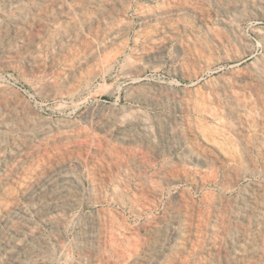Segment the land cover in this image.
I'll return each instance as SVG.
<instances>
[{"label":"rangeland","instance_id":"rangeland-1","mask_svg":"<svg viewBox=\"0 0 264 264\" xmlns=\"http://www.w3.org/2000/svg\"><path fill=\"white\" fill-rule=\"evenodd\" d=\"M3 1L2 3L0 2V22H2L0 24L1 28H0V109L3 111L1 112L0 110V118L4 119V122L1 120L0 121V153L2 152V154H0V203L2 205V208H0V230H2L0 232V264H114L116 262V264H135V262L137 264H185L184 262H186V264H193L196 262H200V264H214V263H218V264H264V156L262 154H264V0H202V2H200L201 0H189L190 5H192L191 7L188 6V0H47L48 3L45 0H1ZM19 1V2H17ZM28 1V2H27ZM32 1V2H31ZM51 1L53 3H51ZM68 3H67V2ZM72 1V2H71ZM91 1V2H90ZM99 1V2H98ZM103 1V2H102ZM119 1V2H118ZM139 3H138V2ZM178 1V2H177ZM218 1V2H217ZM229 1V2H228ZM232 3H231V2ZM257 1V2H256ZM6 2V3H5ZM15 2V3H14ZM46 2L47 4L45 5ZM101 2V3H100ZM110 7H108L106 5ZM117 2V3H116ZM124 2V3H123ZM158 2V3H157ZM172 2V4H171ZM183 2H185L183 4ZM208 4H206V3ZM213 2V3H212ZM221 2V3H219ZM226 2L228 3V6L225 5ZM237 2V3H235ZM243 2V3H242ZM246 2V3H244ZM5 3V4H4ZM20 3V4H19ZM25 3V4H24ZM41 3V4H40ZM55 6V8L51 5ZM58 3V4H56ZM76 3V4H75ZM84 5H83V4ZM109 3V4H108ZM119 3V4H118ZM142 3V4H141ZM147 3V4H146ZM153 3L155 5H153ZM162 3V4H161ZM174 3V4H173ZM260 3V5H259ZM2 4V5H1ZM36 6H34V5ZM38 4V5H37ZM40 4V6H39ZM45 6H42V5ZM50 4V5H49ZM70 4V6H68ZM82 6H81V5ZM86 4V5H85ZM100 4V6H99ZM140 4V5H139ZM199 4V6H197ZM230 4V6H229ZM47 5H49V7H47ZM65 5V6H64ZM130 5V6H129ZM147 5V6H146ZM159 5V6H158ZM182 5V7H180ZM187 5V6H186ZM195 5V6H194ZM216 5V6H214ZM217 5L219 7H217ZM258 5V6H257ZM15 6V7H14ZM17 6V7H16ZM21 6V7H20ZM32 6V7H31ZM54 8V10L51 9ZM59 9H57L56 8ZM60 6V7H59ZM64 6V7H63ZM79 6V7H77ZM85 6V7H84ZM90 6V7H89ZM93 6V8H92ZM113 8H112V7ZM127 6V7H126ZM167 8H166V7ZM225 6V10L223 9V7ZM235 6V8H234ZM246 6V7H245ZM10 7V8H9ZM12 7V8H11ZM42 9H40V8ZM73 7V8H72ZM100 7V8H99ZM117 7V8H115ZM120 7H122L120 9ZM131 7V8H130ZM139 7V8H137ZM142 7V8H141ZM145 7V8H144ZM173 7V8H172ZM176 7H178L176 9ZM189 7V8H188ZM194 9H193V8ZM200 7V9H199ZM232 7V8H231ZM244 7V8H243ZM253 7V8H252ZM257 7L259 9H257ZM5 8V9H4ZM9 8V9H7ZM26 8V9H25ZM30 8V9H28ZM37 8V10H36ZM65 8V10H64ZM71 8V9H70ZM76 8V9H75ZM78 8V9H77ZM99 8V9H98ZM102 8H106L104 10H102ZM112 8V9H111ZM126 8V9H124ZM130 8V9H129ZM164 8V9H163ZM166 8V9H165ZM7 9V10H6ZM23 9V10H22ZM32 9V10H31ZM48 9H50L48 11ZM97 9V10H96ZM117 9V10H116ZM139 9V10H138ZM142 9V10H141ZM146 9V10H145ZM149 9V10H148ZM155 9V10H154ZM169 9V11L167 10ZM179 15H176V12ZM179 9V10H178ZM180 9L182 11H180ZM187 9H189V12L191 11V13H187ZM223 9V10H221ZM230 9V10H229ZM263 9V10H261ZM4 10V11H3ZM31 10V11H30ZM46 10V11H45ZM74 10V11H73ZM82 10V11H80ZM90 10V11H89ZM95 10V11H93ZM114 10V11H112ZM134 10H137L136 12H134ZM141 10V11H140ZM151 10V11H150ZM167 10V11H166ZM173 10V11H172ZM193 10V11H192ZM195 10H199L198 13ZM249 10V11H248ZM17 11V12H16ZM22 11V12H21ZM35 11V12H34ZM53 11V12H52ZM62 11V12H61ZM69 11V12H68ZM101 11V12H100ZM104 11V12H103ZM116 11V12H115ZM121 11V12H120ZM128 11V12H127ZM148 11V12H147ZM238 13H237V12ZM249 14H248V12ZM21 12V13H20ZM45 12V13H44ZM66 12V13H65ZM68 12V13H67ZM76 12V13H75ZM82 12V13H81ZM96 12V13H95ZM101 14H100V13ZM118 12V13H117ZM122 14H120V13ZM142 12V14H141ZM155 12V13H154ZM175 12V13H173ZM194 12H196L194 14ZM200 12V13H199ZM206 12V14H205ZM213 12V13H212ZM244 12V13H243ZM17 13V14H16ZM27 13L29 15H27ZM39 13V14H38ZM43 13V15H42ZM76 15H75V14ZM86 13V14H85ZM89 13V14H88ZM91 13V14H90ZM107 13V15H106ZM115 13V14H114ZM128 13V14H127ZM137 13V14H136ZM139 13V14H138ZM146 13V14H145ZM183 13V14H182ZM208 13V14H207ZM215 13V15H214ZM231 13V14H230ZM233 13V14H232ZM262 13V15L260 16V14ZM7 14H11V15H7ZM23 14H26L23 16ZM37 14V15H36ZM42 16H41V15ZM48 14V15H47ZM51 14V15H50ZM61 14V16H60ZM85 14V15H84ZM97 18H94V16ZM98 14V15H97ZM109 14V15H108ZM118 14V16H117ZM155 14V15H152ZM162 18H160L161 16ZM182 14V15H181ZM199 14V15H197ZM220 14V15H219ZM223 14V15H222ZM14 15V16H13ZM17 15V16H16ZM21 15V16H20ZM39 15V16H38ZM46 15V16H45ZM78 15V16H77ZM85 17H84V16ZM90 15V17H89ZM123 17H122V16ZM126 15V16H125ZM159 15V16H158ZM170 15V16H169ZM213 15V16H212ZM232 15V16H231ZM236 15V16H234ZM241 15V16H240ZM4 16V17H3ZM9 16V17H8ZM23 16V17H22ZM33 16V17H31ZM38 16V17H37ZM59 16V17H58ZM67 16V18L65 17ZM76 16V19H75ZM90 19L87 20V17ZM91 16L93 17L91 19ZM100 16V17H99ZM110 16V17H109ZM113 16V17H112ZM129 16V17H128ZM151 16V18H150ZM156 16V17H155ZM175 16V17H174ZM180 16V17H179ZM193 16V17H192ZM196 16V17H195ZM207 16V17H206ZM244 17L240 19V17ZM254 16V17H253ZM11 17V18H10ZM13 17V18H12ZM27 17V18H25ZM37 17V19H36ZM42 17V18H41ZM52 19H49V18ZM66 19H64V18ZM70 17V18H69ZM109 17V18H108ZM122 17V18H119ZM126 17V18H124ZM146 17L148 18V20H150V22L146 19ZM160 19H164V20H160ZM173 17V18H172ZM191 17V19H190ZM195 17V18H194ZM206 17V18H205ZM216 17V18H214ZM261 17V18H260ZM3 18V19H2ZM8 18V19H7ZM23 18V19H22ZM31 18V21H30ZM34 18V19H32ZM39 18V19H38ZM48 18V19H47ZM62 18V19H60ZM108 18V19H107ZM111 18V20H110ZM119 18V19H118ZM141 18V19H140ZM143 18V19H142ZM155 18V20H154ZM168 18V19H167ZM184 18V19H183ZM194 18V19H192ZM214 18V19H212ZM223 18V19H222ZM14 19V20H13ZM22 19V20H20ZM29 19V20H28ZM44 19V20H43ZM55 19V20H54ZM71 19V20H70ZM80 21H79V20ZM83 19H85L86 21H84ZM95 19V20H94ZM115 19H117V21H121V23L117 22ZM128 19V20H127ZM132 19V20H131ZM160 21H159V20ZM171 19V20H170ZM183 19V20H182ZM189 19V20H188ZM198 19V21H197ZM204 19V20H203ZM216 19V20H215ZM222 19V20H221ZM234 21H233V20ZM243 19V20H242ZM24 20V21H23ZM28 20V23L27 21ZM47 20V22H45ZM52 20V21H51ZM99 20V21H98ZM101 20V21H100ZM104 23H103V21ZM123 20V21H122ZM143 20V22L141 21ZM146 20V21H145ZM156 20H158L156 22ZM166 20V21H165ZM220 20V21H218ZM232 20V21H231ZM240 20V21H239ZM246 20V21H245ZM11 21V22H10ZM42 21V22H40ZM75 21V22H74ZM85 23H84V22ZM129 21V22H128ZM194 21V22H193ZM196 21V22H195ZM212 21V22H211ZM238 21V22H237ZM18 22V23H17ZM31 22V23H30ZM36 22V23H34ZM39 22V23H38ZM53 22V23H52ZM72 22V23H71ZM77 22L80 26H77ZM82 22V23H81ZM89 22V23H88ZM91 22V24H90ZM93 22V23H92ZM108 22V23H107ZM110 22V24H109ZM117 22L118 25H115ZM139 22V23H138ZM161 22V23H160ZM181 22V23H180ZM215 24H214V23ZM220 22V23H219ZM233 22V23H232ZM4 23V25H3ZM52 23V24H50ZM62 23V24H61ZM64 23V24H63ZM74 23V24H73ZM125 23V24H123ZM127 23H130L129 25ZM146 23V26H145ZM151 23V24H150ZM157 25V27H154V24ZM164 23V24H163ZM171 23V24H170ZM179 23V24H178ZM183 23V24H182ZM187 23V24H186ZM194 23V24H193ZM199 23V24H198ZM223 23V24H222ZM11 26H10V25ZM15 24V25H14ZM32 24V25H31ZM45 26H44V25ZM59 24V25H57ZM89 24V26L87 25ZM95 24V25H94ZM106 24V25H103ZM115 26H114V25ZM177 24V25H176ZM182 24V25H181ZM205 24L207 26H205ZM221 24V25H220ZM227 26H226V25ZM231 24V26L229 25ZM234 24H237L234 25ZM242 26H241V25ZM8 25V26H7ZM60 26L59 28L56 27ZM91 25V26H90ZM111 25V26H110ZM133 25V26H132ZM140 25V27H139ZM143 25V26H142ZM153 25V28H152ZM170 25V28H169ZM197 25V26H196ZM204 25V26H203ZM214 25V26H212ZM219 25V26H218ZM229 25V26H228ZM16 26V27H15ZM21 26V27H19ZM38 26V27H37ZM54 28H52V27ZM64 26V27H63ZM86 26V27H83ZM88 26V27H87ZM109 27L108 29H106V27ZM124 26V27H123ZM126 26V27H125ZM129 29H128V27ZM162 26V27H161ZM164 26V27H163ZM173 26V27H172ZM201 26V27H200ZM210 26V27H208ZM217 26V27H216ZM234 26H236L234 28ZM241 27L240 30L238 27ZM5 27V30H4ZM18 27V28H17ZM80 27L81 30H80ZM91 27V28H90ZM94 27V28H93ZM98 27V28H97ZM100 27V28H99ZM103 27V28H102ZM121 27V29H120ZM147 27V31L145 28ZM167 27V29H166ZM177 27V28H176ZM186 27V28H185ZM196 27V28H195ZM207 27V28H205ZM219 27V28H218ZM221 27V28H220ZM16 28V29H15ZM27 28V29H26ZM37 28V29H36ZM42 28V29H41ZM52 30H50V29ZM68 28V29H66ZM73 28V29H72ZM84 28L86 29L84 31ZM114 28V29H113ZM118 28V29H117ZM124 28V29H123ZM126 28V29H125ZM184 32H182L183 30ZM195 28V29H194ZM198 28V29H197ZM216 28V29H215ZM217 28L219 30H217ZM13 29V31H12ZM20 29V30H19ZM22 29V30H21ZM24 29V30H23ZM26 29V30H25ZM56 29V30H55ZM64 30L62 31L63 34H67L65 36H62L61 33L59 32L60 30ZM77 31H76V30ZM101 29V31H100ZM110 29V30H109ZM129 32H127L128 30ZM138 29H140L138 31ZM144 29V30H143ZM178 29V30H177ZM189 29V30H188ZM197 29V30H196ZM209 29V31H208ZM211 29V30H210ZM254 31H252V30ZM257 29V31H256ZM18 30V31H16ZM31 30L33 32H31ZM37 30V31H36ZM40 32H39V31ZM46 30V32H45ZM59 30V31H57ZM69 30V31H68ZM72 30V32L70 31ZM80 30V31H79ZM95 30V31H94ZM107 30V31H106ZM109 30V31H108ZM117 30V31H116ZM119 30V31H118ZM160 30V31H159ZM175 30V31H174ZM182 30V31H181ZM236 30H239L236 31ZM260 30V31H258ZM262 30V32H261ZM2 31V32H1ZM45 33H44V32ZM67 33H66V32ZM76 31V32H75ZM104 31V32H103ZM108 33H106V32ZM124 31V32H123ZM126 31V32H125ZM135 31V32H134ZM142 31V32H141ZM190 31V32H188ZM204 31V32H203ZM207 31V32H206ZM211 31V33H210ZM219 31V32H218ZM8 32V33H6ZM25 32V33H24ZM49 32V34H48ZM57 32L60 33L57 35ZM79 34H78V33ZM81 32V33H80ZM98 32V33H96ZM101 32V33H99ZM141 32V33H140ZM154 32V33H153ZM159 34H158V33ZM162 32V33H161ZM172 32V33H171ZM182 32V33H181ZM227 32V33H226ZM5 33V34H3ZM34 33V34H32ZM36 33V35H35ZM47 33V34H46ZM56 33V34H55ZM116 33V34H115ZM124 33L126 34L124 35ZM171 33V34H170ZM190 33V34H189ZM202 33L204 35H202ZM208 33V34H207ZM221 33V35H220ZM234 34V36L232 34ZM244 33V34H243ZM9 34V35H8ZM30 34V35H27ZM43 34V35H42ZM46 34V36H45ZM77 34V35H76ZM85 34V35H84ZM134 34V35H133ZM157 34V35H154ZM161 34V35H160ZM163 34V35H162ZM164 34L165 37H164ZM170 34V35H169ZM182 34V35H181ZM188 34V35H187ZM194 36H193V35ZM197 34V35H196ZM226 34V35H225ZM263 34V35H262ZM12 35V36H11ZM19 35V36H17ZM60 35L62 37H60ZM87 35V37H86ZM89 35L91 37H89ZM95 35V36H94ZM109 35V36H107ZM136 35V36H135ZM139 35V37L137 36ZM169 37H168V36ZM192 35V37H191ZM218 35V36H217ZM223 35V36H222ZM246 35V36H245ZM26 36V37H24ZM34 36V37H33ZM41 36V37H40ZM44 36V37H43ZM82 36V38H81ZM102 36V38L100 37ZM107 36V37H106ZM114 36V37H113ZM124 36V37H123ZM147 36V37H146ZM154 36V37H153ZM161 36V37H160ZM167 36V37H166ZM174 36V37H173ZM190 38L189 41H191L188 44V37ZM4 37V38H2ZM17 39H14V38ZM75 37V38H74ZM96 37V38H94ZM112 37V38H111ZM123 37V38H122ZM131 37V38H130ZM138 37V38H137ZM184 37V39H183ZM196 37V39H195ZM204 37V38H203ZM212 37V38H211ZM215 37V38H214ZM218 37V38H216ZM245 39H243V38ZM20 38V39H19ZM35 38V39H33ZM40 38V40H39ZM60 38V39H59ZM67 38V39H66ZM98 38H100L98 40ZM105 38V40H104ZM108 38V39H107ZM134 38L136 39L133 43ZM149 38V40L147 39ZM152 38V39H151ZM160 38V39H158ZM163 38V39H162ZM168 38V39H167ZM198 38V39H197ZM200 38V40H199ZM206 38V39H205ZM210 38L212 39L210 41ZM214 38V39H213ZM221 38H226L225 41H223ZM25 39V40H24ZM28 39V40H26ZM50 39V40H48ZM72 41H71V40ZM115 41H113V40ZM120 39L122 41H120ZM124 39V40H123ZM132 39V40H131ZM142 39V41H141ZM173 39V40H172ZM187 39V40H186ZM209 39V40H208ZM217 39V40H216ZM221 39V40H220ZM234 39V40H233ZM239 39V40H238ZM242 39V40H241ZM21 42H20V41ZM35 40V41H34ZM44 40V41H43ZM70 40V41H69ZM80 40V41H79ZM95 40V41H94ZM98 40V42L96 41ZM107 40H109V42H106ZM111 40V41H110ZM146 40V41H145ZM148 40V41H147ZM157 40V43L156 41ZM165 40V41H163ZM179 40V43H178ZM182 40V41H181ZM194 40V41H193ZM215 40V41H213ZM220 40V42L218 41ZM237 40V41H235ZM263 40V41H262ZM9 41V42H8ZM13 41H15L13 43ZM37 41V42H36ZM46 41V42H45ZM55 41V42H54ZM62 41V42H60ZM89 43H87V42ZM93 41V42H92ZM104 41V42H103ZM118 41V43H116ZM120 41V43H119ZM140 41V42H138ZM144 41V42H143ZM198 41V42H196ZM204 41V44H203ZM213 41V42H212ZM232 41H234V44L232 43ZM5 42V43H4ZM31 42V43H30ZM46 44H45V43ZM49 42V44L47 45V43ZM52 42V43H50ZM60 42V43H59ZM79 42V45H78ZM84 44L81 47V44ZM114 42V43H113ZM153 42V44H152ZM162 42V43H161ZM195 42L197 44H200L199 46V50L197 49L198 45L195 47L196 50L200 51L203 50L200 55L197 51L194 52V46H195ZM212 42V43H210ZM215 42V43H214ZM236 42H239L236 43ZM243 44H242V43ZM246 42V43H245ZM249 42V43H248ZM2 43V44H1ZM20 43V44H19ZM23 43H26L25 45H23ZM38 43V44H37ZM41 43V44H39ZM67 43V44H66ZM72 45H71V44ZM77 43V44H76ZM103 43V44H102ZM148 43V44H147ZM160 43V44H158ZM165 43V44H164ZM174 43V46H173ZM191 43H194V45H192ZM208 43H210L208 45ZM219 43V44H217ZM5 44V45H4ZM14 44V45H13ZM22 44V45H21ZM29 44V45H28ZM32 44V45H31ZM34 44L36 45L35 48ZM51 44V45H50ZM58 44V45H57ZM65 44V45H64ZM88 44V45H87ZM95 44V45H94ZM101 44V45H100ZM145 44V45H144ZM187 45V48L185 47ZM215 44V45H214ZM231 44V45H229ZM13 48H11V46ZM47 45V46H46ZM53 45V46H52ZM70 45V46H69ZM75 45V46H73ZM94 45V46H93ZM106 45V46H105ZM110 47H109V46ZM154 45V46H153ZM172 45V46H171ZM177 45V46H176ZM185 45V46H184ZM191 45V46H190ZM207 45V46H206ZM212 45V46H211ZM214 45V48H213ZM218 45V47H217ZM245 45V46H244ZM7 46V47H6ZM26 46V47H25ZM31 46V47H30ZM44 46V47H43ZM79 46V47H78ZM96 46V47H95ZM142 46V47H141ZM161 46V48H160ZM179 46V47H178ZM181 46V47H180ZM202 46V47H201ZM226 46V47H225ZM231 46V47H228ZM234 48H233V47ZM16 47V48H15ZM37 47V49H36ZM46 47L48 48H52L50 51L48 48V50L46 49ZM56 47H60L61 50H58L60 48H56ZM64 47V48H63ZM87 47V48H86ZM102 51H100L98 48ZM107 47V48H106ZM128 47V48H127ZM149 47V48H148ZM152 47V50H151ZM171 49H170V48ZM185 47V48H184ZM191 47V48H190ZM216 47V49H215ZM223 47V48H222ZM228 47V49H227ZM248 49H247V48ZM9 50H7V49ZM55 48V49H54ZM73 48V49H72ZM85 48V49H84ZM110 48L111 51H110ZM116 48V49H115ZM157 52L155 53L156 49ZM163 48V49H162ZM202 48V49H201ZM208 48V49H207ZM222 48V50H221ZM236 48V50H235ZM246 48V49H245ZM251 50H250V49ZM40 49V50H38ZM46 49V50H44ZM78 49V50H77ZM92 49V50H91ZM107 51H106V50ZM116 51H115V50ZM127 49V50H125ZM137 49V50H136ZM179 49V50H178ZM231 49H233V52ZM11 50V51H10ZM15 52H14V51ZM18 50V51H17ZM63 50V51H62ZM84 50V51H83ZM94 50V51H93ZM99 50V51H98ZM145 50V51H144ZM170 50V51H168ZM178 50V51H177ZM182 50V53H181ZM188 50V51H187ZM214 50V51H213ZM249 52H247V51ZM20 51V52H19ZM50 51V53H49ZM75 51V53H73ZM90 51V52H89ZM106 51V53H105ZM110 51V52H108ZM114 51V52H113ZM120 51V52H117ZM127 51V52H126ZM130 51V52H129ZM160 51V52H159ZM163 54H162V52ZM177 51V52H176ZM180 51V53H178ZM220 51V52H219ZM241 54H240V52ZM4 52V53H3ZM24 52V53H23ZM27 52V53H26ZM43 52V53H42ZM45 52V54H44ZM70 52V53H69ZM72 52V53H71ZM78 52V53H77ZM83 52V53H82ZM88 52V53H87ZM113 54L116 52L117 55H115L116 57L114 58ZM126 52V53H125ZM133 52V53H132ZM144 52V54H143ZM147 52V53H146ZM150 52V53H149ZM190 52V53H189ZM207 52V53H206ZM209 52V53H208ZM218 52V53H216ZM232 53V54H228V53ZM37 53V54H36ZM40 53V55H39ZM60 53V54H59ZM109 53V54H107ZM124 53V54H123ZM149 53V55H148ZM161 54V56L159 57V55ZM167 53V54H166ZM170 53V54H169ZM176 53V54H175ZM194 53V55H193ZM196 53V54H195ZM206 53V54H205ZM212 53V54H211ZM236 53V55L234 56V54ZM6 54V55H5ZM47 54V55H46ZM56 54V55H55ZM62 54V56H61ZM78 56H77V55ZM83 56H82V55ZM92 54V55H91ZM96 54V55H95ZM106 56H105V55ZM123 54V55H122ZM126 54V55H125ZM130 54V55H129ZM143 54V55H142ZM211 54V55H210ZM220 56H219V55ZM228 54V55H226ZM260 54V55H259ZM2 55V56H1ZM17 55V56H16ZM20 55V56H19ZM30 55V56H29ZM38 55V56H37ZM60 55V56H59ZM65 55V57H63ZM68 55V56H67ZM72 55V57H70ZM75 55V56H74ZM80 55V56H79ZM86 57H85V56ZM108 55H110L108 57ZM113 55V56H112ZM123 57H122V56ZM128 55V56H127ZM140 55V56H138ZM148 55V56H147ZM156 55V56H155ZM184 55V56H183ZM186 55V56H185ZM192 58H188L191 57ZM199 55V56H198ZM207 55V56H205ZM215 55V57H214ZM221 55H223L222 58ZM19 56V57H18ZM23 56V57H22ZM26 56V58H25ZM32 56V57H31ZM35 56V58H33ZM51 57V59L47 58V57ZM56 56V57H55ZM58 56V57H57ZM91 56V58H90ZM104 56V58H103ZM130 56V58H129ZM171 56V57H169ZM182 56V57H181ZM194 56V57H193ZM201 56V57H200ZM209 56V57H208ZM219 56V57H218ZM233 56V57H232ZM238 56V57H237ZM261 58L259 60L258 57ZM9 57V60H7ZM18 57V58H17ZM22 57V58H21ZM41 59H40V58ZM53 57V58H52ZM69 57V58H66ZM98 57V58H97ZM113 57V58H112ZM134 57V58H133ZM137 57V58H135ZM143 57V59H141ZM146 57V58H144ZM148 57V58H147ZM159 57V58H158ZM176 57V58H175ZM178 57V58H177ZM199 57V58H198ZM211 57V58H210ZM242 57V58H241ZM14 58V59H13ZM24 58V59H23ZM30 58V59H29ZM62 58V59H61ZM64 58V59H63ZM83 58V59H82ZM87 58V60H86ZM90 58V59H89ZM108 58V59H107ZM175 58V60H174ZM194 58V59H193ZM208 59V62L207 60ZM212 58L214 60H212ZM224 58H228V59H224ZM235 58V59H234ZM257 58V59H256ZM15 63H13L14 61ZM22 59V60H21ZM29 59V60H28ZM35 59V60H34ZM38 59V60H37ZM55 59V60H54ZM60 59V60H59ZM74 59L76 61H74ZM79 59V60H78ZM85 59V60H84ZM99 59V60H98ZM113 59V60H112ZM129 59V63L127 62V60ZM148 59V60H147ZM162 59V60H161ZM178 59V60H177ZM186 59V60H185ZM204 59V60H203ZM212 60L211 62L209 60ZM263 59V60H262ZM4 60V62H3ZM34 60V61H32ZM53 60V61H52ZM104 60V61H103ZM118 60V61H117ZM126 60V61H125ZM139 62H138V61ZM193 60V61H192ZM203 60V61H202ZM218 60V61H217ZM8 63L6 64L5 63ZM20 61V62H19ZM22 61V62H21ZM45 61V62H44ZM50 61V62H48ZM67 61H69L70 63H68ZM84 61V62H83ZM108 63H105V62ZM113 64H110L111 62ZM133 61V62H132ZM134 61H136L134 63ZM151 61V62H150ZM157 61V62H155ZM162 61V62H161ZM175 61V62H173ZM179 61V62H178ZM181 61V62H180ZM183 61V62H182ZM196 61V62H194ZM199 61V62H198ZM261 61V62H260ZM263 61V63H262ZM26 62V63H25ZM42 62V64H41ZM48 62V63H47ZM62 62V63H61ZM68 64H67V63ZM119 62V63H118ZM124 63L122 65V63ZM133 64H132V63ZM147 62V63H146ZM204 65H203V63ZM207 62V64H206ZM2 63V64H1ZM22 63V64H21ZM37 63V64H36ZM65 63V65H63ZM82 65H81V64ZM94 63V64H93ZM99 65H98V64ZM116 63V64H115ZM128 63V64H127ZM156 63V64H155ZM257 63V64H256ZM262 63V64H261ZM12 64V65H11ZM15 64V65H14ZM19 64V65H18ZM27 64V65H25ZM32 64L36 65V66H32ZM44 64V67H43ZM48 64H50V66H47ZM53 64V66H52ZM87 64L85 67L83 65ZM91 66H90V65ZM93 64V65H92ZM105 64V65H104ZM118 64V65H117ZM120 64V65H119ZM155 64V65H154ZM186 66V67H184ZM209 64V65H208ZM256 64V65H255ZM2 65V66H1ZM14 65V67H13ZM22 65V66H21ZM24 65V67H23ZM31 65V67H30ZM42 66L40 68V66ZM73 65V66H72ZM97 65V66H95ZM104 65V67H103ZM124 68H122V66ZM131 67V69L127 68ZM131 65V66H130ZM133 65V66H132ZM136 65V66H135ZM146 65V66H145ZM162 65V66H161ZM188 65V66H187ZM196 65V66H195ZM199 68H198V66ZM207 65V66H206ZM251 65V66H250ZM255 68H254V66ZM19 66V67H18ZM95 66V67H94ZM109 66H112L109 68ZM126 66V68H125ZM135 66V67H134ZM155 66V67H154ZM192 66V67H191ZM201 66V67H200ZM202 66H204L202 68ZM257 66V67H256ZM16 67V68H15ZM28 67V68H27ZM40 68V69H36V68ZM50 67V68H49ZM59 67V68H58ZM62 67V68H60ZM65 67V68H64ZM69 67V69H68ZM73 67V68H72ZM78 67V69H77ZM84 67V68H82ZM103 67V68H102ZM134 67V69H133ZM143 67V68H142ZM157 67V68H156ZM179 67V68H178ZM197 67V68H196ZM207 67V68H206ZM213 67V68H212ZM232 67V68H231ZM13 68V69H12ZM24 68V69H23ZM45 68V69H44ZM49 68V69H48ZM67 68V69H66ZM80 68V69H79ZM93 68V69H92ZM97 70L95 71L94 70ZM122 68V69H121ZM138 68V69H136ZM176 68V69H175ZM186 68V69H185ZM238 68V69H237ZM254 68V69H253ZM23 70L22 72H20L19 70ZM36 71H34V70ZM74 69V70H73ZM85 71H84V70ZM92 69V70H91ZM142 69V70H141ZM151 69V70H150ZM172 69H175L173 72ZM193 69V71H191ZM197 69V71H195ZM206 69V70H205ZM236 69V70H235ZM244 69V70H243ZM18 70V71H17ZM38 70V71H37ZM41 70V71H40ZM46 70V71H45ZM51 70V71H50ZM78 70V72H77ZM80 70V71H79ZM88 70V71H87ZM107 70V71H106ZM111 70V71H110ZM125 70V71H124ZM127 70V72H126ZM132 70V71H131ZM182 72H181V71ZM190 72H189V71ZM199 70V73H198ZM234 70V71H232ZM242 70V72H241ZM257 70V71H256ZM2 71V72H1ZM17 71V72H16ZM28 71V73H27ZM49 71V72H48ZM58 71V72H56ZM90 71H92L93 73H91ZM100 71V72H99ZM106 71V73L104 72ZM119 71V73H118ZM136 71V72H135ZM147 71V72H146ZM201 71V72H200ZM209 71V72H208ZM230 71V72H227ZM26 72V73H25ZM44 72V73H43ZM67 72V73H66ZM72 72V73H71ZM75 72V73H73ZM98 72V73H97ZM140 72V73H139ZM180 72V73H179ZM240 72V73H238ZM36 73H40L39 76H34L33 74L36 75ZM82 73V75H81ZM91 73V74H90ZM95 73V74H94ZM124 73V74H123ZM131 73V74H130ZM135 73V74H134ZM190 73V74H189ZM228 73V74H227ZM231 76H230V74ZM236 73L238 74V76L236 75ZM248 73V77L245 76ZM251 73V74H250ZM9 74V75H8ZM29 74V75H28ZM71 74L74 76H71ZM108 74V75H107ZM123 74V75H120ZM128 74V75H127ZM130 74V75H129ZM147 74V75H146ZM149 74V75H148ZM186 74L190 75V77L187 75V77L185 76ZM201 74V75H200ZM226 74V75H225ZM261 74V75H260ZM20 75V76H19ZM27 75V76H26ZM33 75V76H32ZM51 75V76H50ZM56 75V76H55ZM58 75V76H57ZM60 75V76H59ZM80 75V76H78ZM89 75V76H88ZM100 75V78H99ZM103 75V76H102ZM105 75V76H104ZM116 75V76H115ZM120 75V76H119ZM141 75V76H140ZM184 75V76H181ZM193 75V76H192ZM224 75V76H223ZM252 75V76H251ZM25 76V77H24ZM47 76V77H46ZM55 76V77H54ZM63 76V77H62ZM69 76V78H68ZM70 76L74 79H70ZM85 76V77H84ZM144 76V77H143ZM148 76V77H147ZM222 76V77H221ZM236 76V77H235ZM3 77V78H1ZM24 77V78H23ZM27 77V78H26ZM49 77V78H48ZM88 77V78H87ZM125 77V78H124ZM135 77V78H134ZM228 77V78H227ZM247 77V78H246ZM30 78V79H28ZM39 78V79H38ZM41 78V80H40ZM48 78V79H47ZM61 80H60V79ZM65 78V79H64ZM82 78V79H81ZM87 78V79H86ZM223 78V79H222ZM226 78V79H225ZM230 78V80H229ZM258 78V79H256ZM38 79V80H37ZM59 79V80H58ZM80 79V81H79ZM86 79V80H85ZM92 79V82H91ZM100 79V80H99ZM125 79V80H124ZM134 79V80H133ZM211 79V81H210ZM242 79V80H241ZM14 80V81H13ZM33 80V81H32ZM55 83H53V81ZM78 80V81H77ZM85 80V82H84ZM133 80V81H132ZM147 80V81H146ZM217 80V81H216ZM220 80V81H219ZM223 80V81H222ZM226 80V81H225ZM233 80V81H232ZM236 80V81H234ZM252 80V81H251ZM263 80V81H262ZM32 81V82H31ZM66 81V82H65ZM106 81V82H105ZM138 81V82H137ZM148 81H150L148 83ZM156 81V82H154ZM169 81V82H168ZM242 81V82H241ZM251 81V83H250ZM259 81V82H258ZM5 82V83H4ZM8 82V83H7ZM12 82V83H11ZM14 82V83H13ZM29 82V83H28ZM44 82V83H43ZM49 82V83H48ZM57 82V83H56ZM74 82V83H73ZM90 82V83H89ZM103 83V84H100ZM224 84H223V83ZM227 82V83H226ZM229 82V83H228ZM233 82V84L230 85V83ZM238 85H235L237 84ZM38 83V85H37ZM47 83V84H46ZM51 83V84H50ZM65 85H64V84ZM74 84V85H69V84ZM82 83V84H81ZM86 83V84H84ZM88 83V84H87ZM106 83V84H105ZM110 86H108L107 85ZM137 83V84H136ZM209 83V84H208ZM222 83V84H220ZM245 83V84H243ZM255 83V84H254ZM49 84V85H48ZM58 84H62L61 86L63 87V89L61 90V87H57ZM81 84V85H80ZM99 84V86H98ZM105 84V86H104ZM131 84H134L133 86ZM150 84V85H149ZM162 84V85H161ZM213 87H212V85ZM216 84V86H215ZM218 84V85H217ZM222 85V88L219 86ZM226 84V85H225ZM228 84V85H227ZM252 84L254 85L253 87ZM260 84V85H258ZM8 85V86H6ZM10 85V86H9ZM48 85V86H47ZM88 85V86H86ZM137 85H140L139 87ZM143 85L145 87H143ZM149 85V86H148ZM155 85V86H154ZM169 85V86H168ZM205 87H204V86ZM209 85V86H207ZM242 85V87H241ZM248 85V86H247ZM56 86V87H55ZM70 86L72 87V89L70 88ZM84 86V89H83ZM95 86V87H94ZM112 86V87H111ZM130 86V88H129ZM150 87L153 86V92H152V88L150 87L149 89L146 87ZM172 86V87H171ZM207 86V88H206ZM244 86V87H243ZM247 86V88H246ZM250 86V87H249ZM34 87V88H33ZM41 87V88H40ZM46 87V88H45ZM49 87V88H48ZM53 87V88H51ZM65 87V88H64ZM67 87V88H66ZM69 87V89H68ZM86 87V88H85ZM100 87V88H99ZM108 89H105L107 88ZM128 87V88H127ZM137 89L135 90L134 89ZM159 87V88H158ZM168 87V88H167ZM176 87V88H175ZM4 88V89H2ZM37 90H36V89ZM48 88V89H47ZM60 88V89H59ZM79 88V89H78ZM92 88V89H89ZM94 88V89H93ZM97 88V89H96ZM103 89L101 91L99 89ZM113 90H112V89ZM128 90H127V89ZM140 90H139V89ZM142 88V89H141ZM149 90V92H146V89ZM157 90H155V89ZM165 88V90H164ZM168 90H167V89ZM171 88V89H170ZM174 88V89H172ZM183 88V89H182ZM197 88H200L198 91ZM229 88V89H228ZM250 88V89H249ZM255 88V89H254ZM263 91H262V89ZM13 89H15L16 91H14ZM18 89V90H17ZM52 89V90H51ZM57 91H54L56 90ZM82 89V90H81ZM105 89V90H104ZM130 89V90H129ZM135 90V91H132ZM170 89V90H169ZM219 89V90H218ZM231 89V92H230ZM235 89V90H233ZM252 89V91H251ZM258 89V90H257ZM3 90V91H2ZM6 90V91H5ZM12 90V91H11ZM40 90V92L38 91ZM44 90V91H43ZM80 90V92H79ZM93 92H91V91ZM95 90V91H94ZM112 92H110V91ZM127 90V91H126ZM139 90V91H138ZM143 90V91H142ZM147 90V91H148ZM183 90V91H182ZM197 90V91H196ZM211 90V91H210ZM229 90V91H228ZM257 90V91H256ZM9 91V92H8ZM18 91L20 92V94H17ZM42 91V92H41ZM47 91V92H45ZM49 91H51V95L50 93H48ZM54 91V92H53ZM65 92V95H63L62 93ZM79 93H76V92ZM90 91V92H88ZM107 91V93H106ZM129 91V92H128ZM161 93H160V92ZM176 91V92H174ZM196 91V92H195ZM214 91V92H213ZM3 92V94H2ZM13 95H11V93ZM39 92V93H38ZM60 92V93H58ZM71 92V93H69ZM75 92V95H72V93ZM96 92V93H95ZM99 92V93H98ZM125 92V93H124ZM141 92V93H140ZM202 92V93H199ZM211 92V93H209ZM218 92V93H217ZM224 92V93H223ZM233 92L237 93L235 95H233ZM241 94H240V93ZM256 92V93H255ZM263 92V93H261ZM10 93V94H9ZM36 93V94H35ZM38 93V94H37ZM42 93H44L42 95ZM48 93V94H47ZM53 93V94H52ZM56 95H55V94ZM58 93V94H57ZM69 93V95H68ZM112 93V94H111ZM131 93V94H130ZM135 93V94H134ZM140 93V94H139ZM152 93V94H151ZM157 93V94H155ZM170 93H173V95H171ZM181 93V94H180ZM195 93V100L193 99L195 96H193ZM227 93V94H226ZM244 93V94H243ZM246 93V94H245ZM250 93V94H249ZM261 93V94H258ZM7 94V95H6ZM61 94V95H60ZM93 94V96H92ZM126 94V95H125ZM129 94V95H128ZM147 94V95H146ZM149 94V95H148ZM168 94V95H167ZM198 94V95H197ZM200 94V95H199ZM218 94V95H217ZM232 94V95H231ZM254 94V95H253ZM3 95V97H2ZM10 95V96H9ZM23 95V98H21ZM54 95V96H53ZM58 95V96H57ZM67 95V96H66ZM82 95V96H81ZM86 95V96H85ZM128 95V96H127ZM146 95V96H144ZM167 95V97H165ZM183 95V96H182ZM192 95V96H191ZM208 95V96H207ZM217 95V96H216ZM220 95V96H219ZM241 95V96H240ZM246 95V96H245ZM249 95V96H248ZM251 95V97H250ZM259 95V97H258ZM26 96V97H24ZM48 96V97H47ZM53 96V97H52ZM57 96V97H56ZM73 96V97H72ZM80 96V97H79ZM91 96V97H90ZM97 96V97H96ZM102 96V97H101ZM169 96V97H168ZM180 96V97H179ZM205 96H207L206 98H204ZM222 96V97H221ZM238 96V98H237ZM262 96V97H261ZM6 97H11V98H6ZM41 97V98H40ZM45 97V98H44ZM51 97V98H50ZM131 99H129V98ZM137 97L139 99H137ZM162 97V98H161ZM173 97V98H172ZM191 97H193L191 99ZM200 97V98H199ZM203 97V99L201 100V98ZM211 97L209 100L208 98ZM241 97L242 100L239 98ZM244 97H250L251 100H247ZM254 97V98H253ZM6 100H5V99ZM19 98V99H18ZM21 98V99H20ZM57 98V99H56ZM66 98V99H65ZM77 98V99H76ZM160 98V99H159ZM186 98V99H185ZM199 98V99H198ZM236 98V99H235ZM13 99V100H12ZM24 99V100H23ZM29 102V103H27ZM28 99V100H27ZM55 99V100H54ZM82 99V100H81ZM90 99V100H89ZM129 99V100H127ZM136 99V100H135ZM141 99V100H140ZM142 99L144 102H142ZM147 99V100H146ZM154 99V100H153ZM169 99V100H168ZM172 99V100H171ZM180 99V100H179ZM218 99H221L220 101ZM234 99V100H233ZM239 99V100H238ZM259 99V100H258ZM18 100V101H16ZM21 100V101H19ZM30 100V101H29ZM76 100V101H74ZM86 100V101H85ZM158 102H157V101ZM165 100V101H164ZM187 100V101H186ZM200 100V101H198ZM203 100H205V102H203ZM207 100V101H206ZM214 100V101H213ZM241 100V101H240ZM246 100V101H245ZM254 100V101H253ZM5 101V102H4ZM60 101V102H59ZM104 101V102H103ZM134 101V102H132ZM137 101V102H136ZM152 101V102H151ZM161 103H160V102ZM182 101V102H181ZM194 101V103H193ZM225 102H228L226 104H223ZM243 101V102H242ZM245 101V102H244ZM248 101V102H247ZM251 103H250V102ZM10 102V103H9ZM18 102V103H17ZM24 102V103H23ZM85 102V103H84ZM87 102V103H86ZM142 102V103H141ZM174 102V103H173ZM185 102H187L186 104H188L189 106H187L185 104ZM200 102V104H199ZM203 102V103H201ZM213 102V103H211ZM220 104L217 105L216 104ZM232 102V103H231ZM241 102V103H240ZM3 103H7L6 105ZM26 103V104H25ZM57 103V104H56ZM70 103V104H69ZM144 103V104H143ZM147 103V104H145ZM155 103V104H154ZM177 103V104H176ZM183 103V104H182ZM198 105H197V104ZM211 103V104H210ZM232 105H231V104ZM239 103V104H238ZM260 103H261V107H260ZM10 104V105H9ZM14 104V105H12ZM23 104V105H22ZM28 104V105H27ZM32 104V105H31ZM174 104V105H173ZM176 104V105H175ZM203 104V105H202ZM231 106H230V105ZM234 104V105H233ZM254 105L252 107V105ZM259 104V105H258ZM12 105V106H11ZM16 105V106H15ZM18 105V106H17ZM22 105V106H20ZM61 105H65V106H61ZM67 105V106H66ZM71 105V106H70ZM77 105V106H76ZM101 105V106H100ZM114 105V106H113ZM127 105V106H125ZM132 105V106H131ZM163 105V106H162ZM165 105V106H164ZM169 105V106H168ZM174 107H173V106ZM187 107H186V106ZM194 105L196 108H193ZM202 107H201V106ZM205 105V106H204ZM242 105V106H241ZM251 105V106H250ZM4 106V107H3ZM9 106V107H7ZM15 108H14V107ZM25 106V107H24ZM27 106H29V108H27ZM30 106L32 107L30 109ZM57 106V107H56ZM61 106V108H59ZM92 106L94 108H92ZM124 106V108H123ZM130 106V107H129ZM192 106V107H191ZM209 106V108H208ZM215 106V107H214ZM221 106V107H220ZM223 106V107H222ZM228 106V107H226ZM231 108H230V107ZM234 106V107H233ZM236 106V107H235ZM244 106V107H243ZM247 106V107H246ZM3 107V109H2ZM11 107V108H10ZM17 107V108H16ZM24 107V108H23ZM35 107V108H34ZM76 107V108H75ZM126 107V108H125ZM133 107V108H132ZM162 107V108H161ZM168 109H167V108ZM170 107V108H169ZM184 107V108H183ZM205 109H204V108ZM212 107V108H210ZM233 107V108H232ZM249 107V109H248ZM259 107V108H257ZM7 108V109H6ZM14 108V110H13ZM108 108H112V109H108ZM120 108V109H119ZM131 108V110H130ZM143 108V109H142ZM166 108V109H165ZM180 108V109H179ZM206 108H208V111L206 110ZM245 108V109H244ZM11 111H10V110ZM21 109L23 111H21ZM27 109H29L27 111ZM35 111H34V110ZM96 109V110H94ZM105 109V111H104ZM107 109V110H106ZM128 110V112L125 113L126 110ZM173 109V110H172ZM187 109H189L187 111ZM205 111L203 112L202 111ZM210 109V110H209ZM222 109V110H221ZM231 109V110H230ZM238 109V110H236ZM253 109V110H252ZM110 110V111H108ZM113 110V111H111ZM116 110H118L116 112ZM134 110V111H133ZM142 113V115L138 112ZM149 110V113H148ZM186 112H185V111ZM197 110V111H196ZM217 110V111H216ZM224 110V111H223ZM249 110V111H248ZM257 112H256V111ZM8 111V112H7ZM21 111V112H20ZM95 111V112H94ZM108 111V113H107ZM122 111V112H121ZM131 111V112H129ZM157 111V112H156ZM164 114H163V112ZM207 111V112H206ZM210 111V112H209ZM216 111V112H215ZM233 111V112H232ZM263 111V113H262ZM12 112V113H11ZM23 112V113H22ZM33 112V113H32ZM85 112V113H84ZM94 112V113H93ZM135 112V113H134ZM147 112V113H146ZM198 112V113H197ZM213 114H212V113ZM220 112V113H218ZM223 112V113H222ZM243 112V113H242ZM246 112V113H244ZM3 113H5L3 116ZM19 113V116L17 115ZM26 113V114H25ZM29 113V114H28ZM37 115H35V114ZM98 113V114H97ZM110 114V116L107 114ZM112 113V114H111ZM117 113V114H116ZM123 113V114H121ZM133 113V114H132ZM154 113V114H153ZM162 113V114H161ZM210 113V114H209ZM228 113V114H227ZM236 113V114H234ZM243 115H242V114ZM248 113V114H247ZM250 113V114H249ZM258 113V114H257ZM262 113V114H261ZM7 114V115H6ZM25 114V115H24ZM28 114V115H27ZM83 114V115H82ZM103 114V115H102ZM126 114V115H124ZM135 114V115H134ZM169 114V115H167ZM202 114V115H201ZM204 114V115H203ZM216 114V115H215ZM219 114V115H218ZM221 114V116H220ZM238 114V115H237ZM247 114V115H246ZM254 114V115H253ZM257 114V115H256ZM16 115V116H15ZM31 117H30V116ZM44 115V116H43ZM48 118H46V116ZM85 115V116H84ZM88 115V116H87ZM90 115V116H89ZM100 115V116H99ZM115 115V116H114ZM121 115V116H120ZM146 115V116H145ZM148 115V116H147ZM153 115V116H152ZM196 115V116H195ZM225 115V116H224ZM235 115V116H234ZM252 115V116H251ZM9 116V117H8ZM26 116V117H25ZM29 116V117H28ZM41 116V117H40ZM102 116V117H101ZM120 116V117H119ZM133 116V118H132ZM151 116V117H150ZM194 116V117H193ZM214 116V118H213ZM216 116V117H215ZM257 116V117H256ZM262 116V117H261ZM16 117V118H15ZM24 119H22V118ZM35 117V118H34ZM58 117V118H57ZM60 117V119H59ZM63 117V119H61ZM70 117V118H69ZM76 117V118H75ZM78 117V118H77ZM97 117V118H96ZM101 117V118H100ZM104 117V118H103ZM107 117V118H106ZM117 117V118H116ZM123 117V118H122ZM127 117V118H126ZM136 117V118H135ZM139 117V118H138ZM144 117V118H143ZM156 117V118H155ZM163 117V118H161ZM165 117V118H164ZM191 117V118H189ZM201 119H199V118ZM222 120H221V118ZM234 117V118H233ZM236 117V118H235ZM250 117V118H248ZM254 117L256 119H254ZM38 118V119H36ZM40 118V119H39ZM46 118L48 121H45L44 119ZM51 118V119H50ZM57 118V119H56ZM90 118V119H89ZM99 118V119H98ZM110 118V119H109ZM112 118H114L115 120H113ZM129 118V119H128ZM204 118V119H203ZM213 118V119H211ZM225 118V119H224ZM239 118V119H238ZM245 118H247L246 120H244ZM11 119V120H9ZM20 119V120H19ZM53 119V120H52ZM59 119V120H58ZM101 119V120H100ZM118 119V120H117ZM126 119V120H125ZM138 119V120H136ZM157 121H156V120ZM160 119V120H159ZM172 121H170V120ZM183 119V120H182ZM185 119V120H184ZM188 119V120H187ZM192 119V120H191ZM199 119V121H198ZM206 119V121H205ZM220 119V120H218ZM228 121L227 122H224ZM227 119V120H226ZM249 119V120H248ZM259 119V120H258ZM16 122H14V121ZM28 120V121H27ZM31 120V121H30ZM33 120V121H32ZM38 120V121H37ZM69 120V121H68ZM70 120L71 123H70ZM78 120V122L76 121ZM90 120V122H89ZM92 120V121H91ZM98 120V121H96ZM131 120V121H130ZM146 120V121H145ZM150 120V121H149ZM167 120V121H166ZM190 120V121H189ZM201 120V122H200ZM213 120V121H212ZM215 120V121H214ZM230 120V121H229ZM242 120V121H241ZM244 120V121H243ZM251 120V121H250ZM25 121V122H24ZM37 121V122H36ZM40 121L45 123H41ZM58 121V122H56ZM62 123H61V122ZM104 121V122H103ZM109 121V122H108ZM120 121V122H119ZM140 121V123H139ZM145 121V122H144ZM159 121V122H158ZM170 121V122H169ZM174 121V122H173ZM179 121V123H178ZM198 123H196V122ZM216 121L219 123L217 124ZM233 123H232V122ZM238 121V122H237ZM241 124H238L240 123ZM2 122V123H1ZM10 122V124L8 125V123ZM23 123L22 125L20 124ZM28 122V123H27ZM32 122H36L35 124ZM85 122V123H83ZM99 122V125L101 124V126L105 127L102 128L101 126L97 125ZM107 122V123H106ZM112 122V123H111ZM124 122V124H123ZM138 122V124H137ZM150 122V123H149ZM158 122V123H157ZM163 122V123H162ZM173 122V123H172ZM190 122V123H189ZM203 122V124H202ZM206 122V123H205ZM209 122V123H207ZM231 122V123H230ZM244 122V123H243ZM247 122V123H246ZM250 122V123H249ZM256 124H255V123ZM6 123V124H5ZM15 123V124H14ZM27 125V127H25V124ZM32 123V124H31ZM38 123V124H37ZM56 124V126L54 127V125ZM59 125H58V124ZM66 123H70L69 125ZM94 123V124H93ZM109 123V124H108ZM126 123V124H125ZM133 124V126H131L130 124ZM154 123V124H153ZM160 123V125H159ZM167 123V124H165ZM175 123V124H174ZM181 123V124H180ZM197 126L195 127V125ZM223 123H225L223 125ZM235 123H237L236 126ZM5 124V125H4ZM18 124V125H17ZM37 124V125H36ZM41 124V125H40ZM45 126H43V125ZM49 126H48V125ZM63 126H61V125ZM72 124L74 126H72ZM82 124V125H81ZM91 124V125H90ZM96 124V125H95ZM106 124V125H105ZM149 124V125H148ZM153 124V126H151ZM158 124V125H157ZM202 124V125H201ZM207 124V125H206ZM214 124V125H213ZM247 124V125H246ZM252 124V125H251ZM262 124V125H261ZM14 127H13V126ZM24 125V126H23ZM31 125V126H30ZM39 125V126H38ZM79 125V126H78ZM94 125V126H93ZM108 125V126H107ZM119 125V126H118ZM121 125V126H120ZM145 125V126H144ZM147 125V128H146ZM166 125L168 127H166ZM175 125V126H174ZM206 125V127H209V129L211 128V130H213L212 132H219L218 134L214 133V135H212L210 132L211 130H207L208 128L204 127ZM210 125V126H209ZM232 125V126H231ZM245 127H243V126ZM256 125V126H255ZM37 128H36V127ZM61 126V127H60ZM77 126V127H76ZM89 126H92L90 128H87ZM117 126V127H116ZM125 126V127H124ZM201 126V127H200ZM203 126V127H202ZM218 126V127H216ZM220 126L223 128H220ZM229 126V127H226ZM235 126V129H234ZM4 127V128H1ZM6 127V128H5ZM19 127V128H18ZM76 127V128H74ZM80 127V128H79ZM111 130L109 131L108 129ZM115 127V128H114ZM122 127V128H121ZM141 127V128H140ZM163 127V128H162ZM177 127V128H176ZM185 127V128H184ZM214 127V129H213ZM232 127V128H231ZM237 127V128H236ZM239 127V128H238ZM251 127V128H249ZM254 127V128H252ZM257 129H256V128ZM259 127H263V128H259ZM11 128V129H10ZM18 128V129H16ZM25 130H24V129ZM48 128V129H47ZM54 128V129H53ZM64 128V129H63ZM74 128V129H73ZM130 128V129H128ZM175 128V129H174ZM197 128V129H195ZM201 128V129H200ZM226 128V129H225ZM230 128V129H229ZM259 128V129H258ZM6 129V130H5ZM14 130V131H10V130ZM21 129V130H20ZM31 131H29V130ZM34 129V130H33ZM36 129V130H35ZM50 129V130H49ZM52 129V130H51ZM61 129H63V132ZM79 130L77 131V130ZM87 129V130H86ZM97 129V130H95ZM105 129V130H104ZM147 129V131L145 130ZM150 129V130H149ZM195 129V130H194ZM200 132L202 131L203 133L197 132V130ZM206 129V131H205ZM218 131H217V130ZM222 129V131L220 130ZM236 129H239L238 132ZM247 130L246 132L243 130ZM254 130L253 132L251 130ZM263 129V132H261ZM2 130V131H1ZM18 130V131H17ZM39 130V131H38ZM41 130V132H40ZM43 130V131H42ZM47 130V131H46ZM66 130V131H64ZM83 130V131H82ZM92 130V131H91ZM99 130V131H98ZM103 130V131H102ZM115 130V131H114ZM121 130V131H120ZM130 130V131H129ZM139 130V131H138ZM163 130V131H162ZM169 130V131H168ZM173 133H172V131ZM185 132H184V131ZM22 131V133H21ZM70 131V132H68ZM76 131V133H75ZM91 131V133L89 132ZM97 131V132H95ZM101 131V132H100ZM127 131V132H126ZM153 133H152V132ZM155 131V134H154ZM169 133H168V132ZM171 131V133H170ZM180 131V132H179ZM234 131V132H232ZM5 132V134H4ZM20 132V133H19ZM28 132V133H27ZM32 132V133H31ZM34 132V133H33ZM47 132V133H46ZM79 132V133H77ZM82 132V133H81ZM88 132V133H86ZM123 132V133H122ZM126 132V133H125ZM129 132V133H128ZM157 132V133H156ZM159 132V133H158ZM177 132V133H176ZM190 132V134H189ZM222 132V133H221ZM239 132L241 133V136L239 139ZM249 132V133H248ZM252 132V133H251ZM8 133V134H7ZM44 133H46V137L43 135ZM52 133V134H51ZM68 136H67V134ZM71 133V134H69ZM94 133V134H93ZM96 133V134H95ZM104 133V134H103ZM109 133V134H108ZM122 133V134H121ZM135 133V135H134ZM139 133V134H138ZM152 133V134H151ZM161 133V134H160ZM188 133V134H187ZM225 133H228V135H226ZM238 133V134H236ZM258 133V134H257ZM3 134V135H1ZM12 134V135H11ZM25 134V135H24ZM33 134V135H32ZM50 136V141L49 140V136ZM78 134V135H77ZM82 134V135H81ZM102 136H101V135ZM107 134V135H106ZM112 134V135H111ZM114 134V135H113ZM125 134V135H124ZM146 134V135H145ZM154 134V135H153ZM164 134V135H163ZM176 134V135H175ZM187 134V138L185 135ZM191 134L193 136H191ZM203 134V135H202ZM210 138H208V136ZM223 134V135H221ZM247 134H249L251 140H249V136L247 137ZM255 134V135H253ZM260 135L259 137L257 135ZM9 135V136H8ZM14 135V138H13ZM23 135V136H22ZM32 138H31V136ZM38 135V136H36ZM52 135H54L52 137ZM60 135V137H59ZM62 135V136H61ZM73 135V136H72ZM76 135V137H74ZM81 135V136H80ZM86 135V136H85ZM111 135V136H110ZM121 135V136H120ZM148 135V137H146ZM159 135V137H158ZM162 137H161V136ZM175 135V137H174ZM189 135V136H188ZM203 137H202V136ZM211 135V136H210ZM233 135V136H231ZM244 135V138L243 136ZM4 136V137H3ZM40 136V137H39ZM44 136V138H43ZM48 136V137H47ZM57 136V138L55 137ZM85 136V137H84ZM89 136V138L87 139V137ZM101 136V137H100ZM128 136V137H126ZM138 136V137H137ZM173 136V137H172ZM182 136V137H181ZM185 136V137H183ZM218 136V137H217ZM228 137L227 138H221V137ZM258 137V140L257 137ZM7 137H9V139L7 140ZM20 137V138H19ZM51 137L53 139H51ZM73 137V138H72ZM104 137V138H103ZM110 137V138H109ZM115 137V138H114ZM137 137V138H136ZM152 137V138H151ZM178 137V138H177ZM181 137V138H180ZM201 137V138H200ZM206 137V139H205ZM213 137V138H212ZM230 137V138H229ZM232 137L233 142H232ZM247 139H246V138ZM253 137V139H252ZM263 137V138H262ZM19 138V139H18ZM31 138V139H30ZM42 138V139H41ZM56 138V139H55ZM59 138V139H58ZM62 138L64 140H62ZM70 138V140L68 139ZM72 138V140H71ZM90 138L92 139V141L90 140ZM95 140H94V139ZM130 138V139H128ZM135 138V139H132ZM145 138V139H144ZM161 138V139H160ZM169 140H168V139ZM202 138L204 140H202ZM218 138H220L218 140ZM237 138V140H236ZM255 138V139H254ZM12 141H11V140ZM18 141H17V140ZM31 142H29L28 141ZM77 141H75V140ZM83 139V140H82ZM86 139V140H84ZM98 139V141H97ZM100 139V140H99ZM107 139V140H106ZM132 139V140H131ZM140 139V140H139ZM151 139V140H150ZM158 139V140H157ZM166 139V140H165ZM171 139V140H170ZM177 139V140H175ZM209 139V140H208ZM217 141H215V140ZM221 139H223V146L221 145ZM227 139V140H226ZM242 139H245L242 141ZM19 140H23V142H19ZM38 140V141H36ZM45 140V141H44ZM47 140V141H46ZM66 140V141H65ZM131 140V141H130ZM134 140V143H133ZM211 140V141H210ZM248 140V141H247ZM36 141V142H33ZM40 141V142H39ZM63 141V142H62ZM65 141V142H64ZM81 141V142H80ZM86 143H85V142ZM91 141V142H90ZM101 141V142H99ZM138 141V142H137ZM142 143H141V142ZM145 141V142H144ZM167 141V142H166ZM174 141V142H172ZM177 141V142H176ZM182 141V142H181ZM205 141V142H204ZM219 141V142H218ZM231 143L229 145V142ZM239 141V142H238ZM242 141V142H241ZM244 141H247V144L244 143ZM259 141V142H258ZM27 142V143H26ZM39 144H38V143ZM75 142V143H74ZM80 142V143H79ZM84 142V143H83ZM113 144H110V143ZM115 142V144H114ZM143 144V146H140V143ZM162 142V143H161ZM176 142L177 145H175L174 143ZM189 142V143H188ZM210 142V143H209ZM215 142V143H214ZM221 142V143H220ZM236 142V143H235ZM250 142V143H248ZM263 142V143H261ZM5 143V144H3ZM29 143V144H28ZM45 143V144H43ZM56 143V144H55ZM60 143V144H59ZM65 143V144H64ZM82 143V144H81ZM96 143V144H95ZM125 143V144H123ZM152 144L149 145L148 144ZM156 143V144H155ZM171 143V144H170ZM196 143V144H195ZM220 143V145L222 147V149L218 148L220 145H218ZM239 143V144H238ZM241 143V144H240ZM7 144V145H6ZM13 144V145H12ZM17 144V145H16ZM22 144V145H21ZM25 144V145H24ZM27 144V145H26ZM33 146H32V145ZM42 144V146H41ZM53 144V145H51ZM55 144V145H54ZM64 144V145H63ZM70 144L71 146L67 145ZM75 144V145H74ZM90 144V145H89ZM107 144V145H106ZM120 144V146L118 145ZM131 144V145H128ZM138 144V145H136ZM157 144H160L159 146H155ZM163 144V145H162ZM183 144V145H181ZM188 144V145H187ZM190 144V145H189ZM192 144V145H191ZM208 144V145H207ZM235 144V145H234ZM258 144V146H257ZM263 146H262V145ZM16 145V146H15ZM35 145V146H34ZM107 147H105V146ZM124 145V146H123ZM127 145V146H125ZM168 145L170 146L169 148ZM214 145V146H212ZM217 147H216V146ZM235 147H234V146ZM252 145V146H251ZM254 145V146H253ZM261 145V147H260ZM20 146V147H19ZM25 146V147H24ZM29 146V147H26ZM31 146V147H30ZM41 146V147H39ZM50 148H49V147ZM55 146V147H54ZM60 146V147H59ZM66 146V147H65ZM69 146V147H67ZM78 146V147H77ZM80 146V149H79ZM90 146V147H89ZM121 147L124 150L121 151V149L118 148ZM139 146V147H138ZM145 146V148H144ZM151 146V150L150 149ZM192 146V148H191ZM233 146V147H232ZM239 146V147H238ZM243 148V150H248V151H243L240 149ZM16 147V148H15ZM19 147V148H18ZM35 147V148H34ZM47 147L49 149H47ZM77 147V148H76ZM99 147V148H97ZM105 147V148H104ZM113 147V148H112ZM127 147V148H125ZM133 148H137L135 153V149L132 150ZM155 147V148H154ZM160 147V148H159ZM173 147V148H172ZM181 147V148H180ZM247 147V148H246ZM251 147V148H250ZM259 147V148H256ZM7 148V149H6ZM18 148V149H17ZM22 148H24L22 150ZM38 148L37 150L34 149ZM93 148V149H92ZM116 148V150H115ZM118 148V149H117ZM147 148V149H146ZM153 148V149H152ZM159 150H158V149ZM162 148V149H161ZM178 148V149H177ZM180 148V149H179ZM185 148V150H184ZM191 148V149H189ZM198 148V149H197ZM208 148V149H207ZM214 148V149H213ZM227 148V150L225 149ZM232 148V149H231ZM237 148V153L235 150V154L233 151ZM239 148V150H238ZM12 149V150H11ZM52 149V150H51ZM55 149V151L53 152V150ZM72 151H71V150ZM92 149V151H91ZM99 149V151H98ZM113 149V150H112ZM146 149V150H145ZM155 149V150H154ZM173 149L175 151H173ZM206 149V150H205ZM256 149V150H255ZM260 151H257V150ZM263 149V150H262ZM4 150V151H3ZM9 150V152H8ZM18 150V151H16ZM58 150V151H56ZM85 150V153H84ZM87 150V151H86ZM115 150V151H114ZM140 150V151H139ZM142 150V151H141ZM144 150V151H143ZM198 152H196V151ZM202 150V151H201ZM217 150V151H216ZM221 150V151H220ZM6 151L8 153L11 152V154L8 155V153H6ZM25 154H24V152ZM29 151V152H28ZM41 151L43 153H41ZM69 151V152H68ZM76 151V152H75ZM89 151V152H88ZM94 151V152H93ZM101 151V152H100ZM109 151V152H108ZM121 151V152H120ZM130 153H128V152ZM151 151V152H150ZM190 151V152H189ZM200 151V152H199ZM209 151V152H208ZM225 153L223 156V153ZM227 151V152H226ZM20 152H22V154H20ZM27 152V153H26ZM39 152V153H38ZM47 152V153H46ZM56 152V153H55ZM72 152V153H70ZM87 152V154H86ZM97 152V153H96ZM106 152V155H105ZM127 152V153H126ZM133 152V153H132ZM148 152V153H147ZM153 152V153H152ZM159 152V153H158ZM161 152V153H160ZM164 152L166 153V155H164ZM169 152V153H168ZM190 153V154H186V153ZM195 152V153H194ZM208 152V153H207ZM221 152V153H220ZM230 152V153H229ZM241 152V153H240ZM249 152V153H247ZM258 152V153H257ZM50 153V154H49ZM53 153V154H52ZM90 153V154H89ZM100 153V154H99ZM121 153V154H120ZM141 153V154H140ZM177 153V154H176ZM183 153V154H181ZM201 153V154H200ZM203 153V154H202ZM213 153V154H212ZM4 154V155H3ZM35 154V155H34ZM48 154L51 156H48ZM56 154V155H55ZM65 154V155H64ZM130 154L132 156H130ZM134 154V155H133ZM149 154V155H148ZM152 154V155H151ZM159 154V158L158 159V155ZM176 154V156H175ZM181 154V155H180ZM196 154V155H195ZM201 157H199L198 156ZM228 154V155H227ZM236 154H238L239 156H237ZM248 154V155H247ZM251 154V155H249ZM258 154V155H257ZM22 155V156H21ZM35 157H34V156ZM59 157H58V156ZM63 155V156H62ZM85 155V156H84ZM90 155V156H89ZM111 155V156H110ZM113 155L115 158H113ZM121 155V156H120ZM137 155V156H135ZM141 157H140V156ZM156 155V156H155ZM179 155V156H178ZM203 155V156H202ZM223 157H222V156ZM230 155V156H229ZM232 155V156H231ZM242 155H244L245 157H243ZM6 156V157H3ZM13 156L15 158H13ZM19 156V157H18ZM41 156H43L41 158ZM46 156L48 158H46ZM75 158H74V157ZM93 156V157H92ZM106 156V157H104ZM109 156V157H107ZM118 156V157H116ZM135 156V157H134ZM167 156V158H166ZM171 156V158H170ZM178 156V157H177ZM182 156V157H181ZM205 156V157H204ZM250 158H249V157ZM2 157V159H1ZM34 157V158H33ZM37 157V158H36ZM148 157V158H147ZM150 157V158H149ZM181 157V159H180ZM185 157V158H184ZM203 157V158H202ZM237 157V158H236ZM259 157V158H258ZM262 157V158H261ZM9 158V159H8ZM18 158V160L16 159ZM26 158L28 160H26ZM42 160H41V159ZM46 158V159H45ZM55 158V159H54ZM102 158V159H101ZM138 158V159H137ZM142 158V159H141ZM146 158V160H145ZM153 158V159H151ZM166 160H165V159ZM192 158V159H191ZM197 158V159H196ZM238 158L240 159L238 162ZM245 158V159H244ZM252 158V159H251ZM254 158V159H253ZM261 158V160H259ZM12 159V160H11ZM32 159V160H30ZM37 159V161H36ZM39 159V160H38ZM45 159V160H44ZM62 162H60V160ZM67 159V160H66ZM86 160V161H82ZM129 159V160H128ZM143 161H141V160ZM152 161H151V160ZM179 159V160H178ZM199 159V160H198ZM210 161H208V160ZM247 159V160H246ZM258 159V160H257ZM4 160V161H3ZM6 160V161H5ZM8 160V161H7ZM23 162H22V161ZM57 160V162H56ZM75 160V161H74ZM80 160V161H79ZM111 160V161H110ZM115 160V161H114ZM133 162H132V161ZM138 160V161H137ZM145 160V161H144ZM174 160V161H172ZM196 160V161H195ZM198 160V161H197ZM226 160V161H225ZM252 160V161H250ZM10 161V162H9ZM16 161V162H14ZM28 162V165L25 164ZM32 161V162H31ZM43 163H41V162ZM71 161H74L71 162ZM83 165H82V162ZM97 161V162H95ZM149 161V162H148ZM151 162H155L156 165L154 163H152V165H150ZM159 161V163H158ZM165 161V162H164ZM201 161V162H200ZM205 161V163H204ZM245 161V162H243ZM248 164H247V162ZM7 162V163H6ZM11 162L13 164H11ZM55 162V163H54ZM73 163V164H69V163ZM76 162V165H75ZM100 162V163H98ZM113 162L111 165L110 163ZM121 162V163H120ZM168 162V163H166ZM170 162V163H169ZM177 163L174 165V163ZM182 162H186L185 164ZM199 162V163H198ZM210 162V164H209ZM215 162V163H214ZM221 162V163H220ZM235 162V163H234ZM237 162V163H236ZM250 162V163H249ZM256 162V163H254ZM263 165H261L260 163ZM19 163V164H18ZM23 165H22V164ZM37 163V164H36ZM54 163V165H53ZM61 166H60V164ZM95 163V168H94V164ZM106 163V164H105ZM108 163V164H107ZM132 165H130V164ZM138 163V165H137ZM142 163V164H141ZM242 163V164H241ZM9 164V165H8ZM34 164V165H33ZM43 164V165H42ZM51 168H50V166ZM99 164V165H98ZM129 164V165H128ZM142 166H141V165ZM147 164V165H145ZM162 166H161V165ZM164 164L165 167H164ZM171 167H170V165ZM182 164V165H181ZM194 165L191 166L192 168H188L187 165ZM200 164V165H199ZM204 164V165H203ZM212 164H215L213 167ZM233 166L230 167L229 166ZM238 164V165H237ZM242 166L240 167L239 166ZM7 165V166H6ZM22 165V166H21ZM26 165V166H25ZM38 167H37V166ZM70 165V166H69ZM72 165V166H71ZM90 165V166H88ZM103 167H101V166ZM122 165V166H121ZM197 165V166H196ZM207 165V166H205ZM237 165V166H236ZM252 165V167L250 166ZM254 165V166H253ZM2 166H4L2 168ZM6 166V167H5ZM8 166H9V170H8ZM15 167L17 170H15ZM34 166V167H31ZM36 166V167H35ZM48 166V167H45ZM98 166L100 168H98ZM114 166V167H113ZM117 170H116V167ZM158 166V167H157ZM167 166V167H166ZM175 166V167H174ZM205 166V168H204ZM210 166V167H209ZM224 166V167H223ZM229 166V168H228ZM251 168H250V167ZM262 166V167H261ZM18 167V168H17ZM21 167L23 170L20 171L18 169ZM45 167V168H44ZM85 167V169H84ZM110 169V171L108 170V168ZM112 167V168H111ZM128 167V168H127ZM150 167V168H149ZM153 167V168H152ZM249 168L248 170L246 168ZM254 167V168H253ZM28 168V169H27ZM33 168H38V169H33ZM40 168V169H39ZM43 168V169H42ZM50 170H49V169ZM61 168V169H60ZM72 168V169H70ZM88 168V169H87ZM94 168V169H93ZM96 168L99 170L96 171ZM114 168V169H113ZM141 168V169H140ZM143 168V169H142ZM147 168V169H146ZM149 168V169H148ZM155 168V169H154ZM163 168L165 170H163ZM168 168V169H167ZM183 168V169H181ZM195 168V169H194ZM198 168V169H197ZM209 169V170H206ZM215 168V169H214ZM227 168V169H226ZM242 170H239V169ZM245 168V169H244ZM6 169V171H5ZM34 171H33V170ZM52 169V170H51ZM59 170L56 171L55 170ZM71 171H69V170ZM79 169V170H77ZM103 169V170H101ZM113 169V170H112ZM126 169V170H124ZM144 169H146L144 171ZM159 169V170H157ZM172 169L174 171H172ZM179 169V170H178ZM203 169V170H201ZM219 169V170H218ZM239 172H236V170ZM251 169V170H250ZM255 169V170H254ZM259 169V170H258ZM66 172H65V171ZM76 170V171H75ZM84 170V171H83ZM90 170V171H89ZM129 170V171H128ZM131 170V171H130ZM144 172H143V171ZM155 170V171H154ZM163 170V171H161ZM177 170V171H176ZM206 170V172H205ZM217 170V171H216ZM231 170V171H230ZM235 170V171H234ZM246 170V171H245ZM253 170L255 173H253ZM9 171V172H8ZM19 174H18V172ZM23 171H26L23 173ZM31 171V172H30ZM38 171V172H37ZM41 171V172H40ZM54 171V172H53ZM75 171V173H74ZM87 171V172H86ZM115 171V173H114ZM123 171V172H122ZM135 172V176H133V172ZM151 171V172H150ZM152 171H153V175H152ZM233 171V172H232ZM260 171V172H259ZM16 172V173H15ZM52 172V174H51ZM62 172V173H61ZM71 172V173H70ZM77 172L82 173V174H77ZM98 172V173H97ZM105 172V173H104ZM110 173L107 174V173ZM129 172V173H128ZM139 174H138V173ZM150 172V173H149ZM157 172V173H156ZM179 172V173H177ZM181 172V173H180ZM204 172V173H203ZM209 172V173H208ZM211 172V173H210ZM216 172V173H215ZM32 173V174H30ZM56 173V174H55ZM59 175H58V174ZM104 173V174H103ZM120 173V174H119ZM126 174L127 176H124V174ZM143 173V174H142ZM165 173V174H164ZM166 173H168L166 175ZM196 173H198L196 176ZM215 173V174H213ZM222 173V174H221ZM225 173V174H224ZM235 173V174H234ZM258 175H257V174ZM4 174V175H3ZM10 176H9V175ZM16 174V175H13ZM23 174V175H22ZM35 174V175H34ZM46 174V175H44ZM48 174V175H47ZM56 177H55V175ZM68 174V176L66 175ZM72 174V175H71ZM89 174V175H88ZM142 174V176H140ZM148 174L151 176H148ZM158 174V175H157ZM164 174V175H163ZM171 176H170V175ZM176 174V175H175ZM186 174V175H184ZM191 174V175H190ZM211 174V175H210ZM213 174V175H212ZM228 174L231 176H228ZM241 174V176L239 175ZM263 174V175H262ZM5 175L7 177H5ZM22 175V177L20 178V176ZM27 175V176H26ZM31 175V176H30ZM34 175V176H33ZM39 175V176H38ZM43 175V176H41ZM51 175V176H50ZM58 175V176H57ZM70 175V176H69ZM74 175V176H73ZM82 175V176H81ZM104 175V176H103ZM108 177H107V176ZM155 175V176H154ZM185 177H184V176ZM195 175V176H194ZM202 175V176H201ZM209 175V178L207 177ZM216 177H215V176ZM226 175V176H225ZM234 175V176H233ZM3 176V177H2ZM12 176V178H11ZM36 176V177H35ZM54 176V178H53ZM61 176V177H60ZM89 176V177H88ZM191 178H190V177ZM205 178H204V177ZM211 176V177H210ZM214 176V177H213ZM221 176V177H220ZM243 176V177H242ZM253 178H252V177ZM259 176V177H257ZM5 177V178H4ZM27 179H24V178ZM64 177V178H63ZM74 177V178H73ZM84 177V178H83ZM86 177V179H85ZM92 177V178H91ZM94 177V178H93ZM97 177V178H96ZM121 177V178H119ZM129 177V178H128ZM136 177V178H135ZM147 179V177H149L147 180H145L144 183V178ZM156 177V178H155ZM168 177V178H167ZM170 177V178H169ZM247 177V179H246ZM263 177V178H262ZM12 181H11V179ZM15 178V179H14ZM20 178V179H19ZM29 178V179H28ZM31 178V179H30ZM43 178V179H42ZM46 178V179H45ZM60 178V179H59ZM70 182L68 183L69 179ZM116 178L118 180H116ZM125 178V180L123 179ZM152 178V179H151ZM172 178V179H171ZM178 178V179H177ZM189 178V179H188ZM194 178V179H193ZM204 178V179H203ZM217 178V179H216ZM223 178V179H222ZM225 178V179H224ZM237 178V179H236ZM14 179V181H13ZM17 179V181H16ZM33 179L35 181H33ZM41 179V180H40ZM45 179V180H44ZM57 179V180H56ZM91 179V180H89ZM99 179V181H98ZM102 181H101V180ZM141 179V180H140ZM143 179V180H142ZM155 179H157L155 181ZM167 179V180H165ZM196 179V180H195ZM202 179V180H201ZM215 179V180H214ZM231 179V180H230ZM10 180V181H9ZM26 180V181H24ZM31 180V181H30ZM43 180V181H42ZM51 180V181H50ZM53 180V181H52ZM55 180V181H54ZM81 180V181H80ZM120 180L122 181V183L120 184ZM149 180H153V181H149ZM160 182H159V181ZM166 182H164V181ZM212 182H211V181ZM220 180V181H219ZM222 180V181H221ZM236 180V181H235ZM251 180V181H250ZM24 181V183H23ZM28 181V182H27ZM59 181V184H58ZM75 181V182H74ZM80 181V182H79ZM88 181V182H87ZM99 183H98V182ZM101 181V182H100ZM126 181H130L125 183ZM168 181V182H167ZM197 181V182H195ZM204 181V183H203ZM219 181V183H218ZM226 181V182H225ZM256 181V182H255ZM261 183H259V182ZM13 182V183H12ZM14 182H16L14 184ZM22 182V183H21ZM31 182V183H30ZM37 184H36V183ZM53 182V183H52ZM62 182V183H61ZM72 182V183H71ZM80 184V186H77ZM109 182V183H108ZM133 182V183H132ZM137 182V183H135ZM140 182V183H139ZM158 182V183H157ZM181 182V183H180ZM195 182V183H194ZM232 182V184H231ZM236 182V183H235ZM250 182V183H249ZM26 183V184H25ZM35 185H33V184ZM43 183V184H42ZM74 183V184H73ZM93 183V184H92ZM127 184V187L125 184ZM150 185V187H153L156 191L160 192V193H156L154 191V189L150 190V187H147V184ZM153 183H157L156 185ZM166 183V184H165ZM178 183V184H177ZM180 183V184H179ZM241 183V184H240ZM242 183H244L242 185ZM1 184H5L4 186ZM9 184V186H8ZM12 186H11V185ZM22 186H20V185ZM32 186H31V185ZM58 184V185H57ZM89 184V185H88ZM106 184V186H105ZM141 184H143L144 186H142ZM161 184V185H160ZM164 184V185H163ZM197 184V186H196ZM210 184V185H209ZM222 184V185H221ZM246 184V185H245ZM19 185V187H18ZM23 185H25L26 187H24L23 189ZM38 185V186H37ZM41 188H40V186ZM97 185L96 189L95 186ZM104 185V186H102ZM125 185V186H124ZM141 185V186H140ZM176 185V186H174ZM207 185V186H206ZM215 185V186H214ZM218 185V186H217ZM224 185H228V186H224ZM233 185V186H232ZM3 186V187H2ZM14 186V188H13ZM36 186V187H35ZM43 186V188H42ZM45 186V187H44ZM74 188L73 187H76ZM83 189H82V187ZM100 186V187H99ZM110 186V187H109ZM120 189L123 188V189ZM163 186V187H161ZM171 186V187H170ZM204 186V187H203ZM231 188H230V187ZM235 186V187H234ZM244 186V187H243ZM251 186V187H250ZM7 187V188H5ZM21 187V188H20ZM33 187V188H32ZM35 187V188H34ZM85 187V188H84ZM93 187V188H92ZM138 187V188H136ZM142 187V188H141ZM158 187V190L157 188ZM159 187L161 189H159ZM165 187V188H164ZM167 187V188H166ZM185 187V188H182ZM216 187V188H215ZM218 187V188H217ZM225 187V188H224ZM248 187V188H247ZM260 187V188H259ZM20 188V189H19ZM32 188V190H31ZM39 188V189H38ZM52 190L50 191L49 190ZM81 188V189H80ZM169 188V189H168ZM215 188V189H214ZM227 188V189H226ZM6 189V190H5ZM8 189V191H7ZM29 191H28V190ZM59 189V190H58ZM68 189V190H67ZM85 189V190H84ZM99 189V190H98ZM114 189V190H113ZM128 189V190H127ZM139 189V190H138ZM147 189V190H146ZM151 191V196H149L150 191ZM181 191H180V190ZM205 189V190H204ZM230 189V190H229ZM233 189V190H232ZM237 189V190H236ZM22 190V191H21ZM30 192L27 194L26 191ZM37 190V192H36ZM88 192H87V191ZM103 192H102V191ZM116 190V191H115ZM137 190V191H136ZM145 194H144V191ZM185 190V191H184ZM187 190V191H186ZM213 191L210 192L209 191ZM246 192H245V191ZM263 190V191H262ZM4 191V192H2ZM59 191V192H58ZM74 195H70L71 193ZM84 191V192H81ZM86 191V192H85ZM105 191V195L104 194ZM122 191V192H121ZM140 191V192H138ZM154 191V193H153ZM163 191V192H162ZM168 191V192H166ZM172 191V192H171ZM209 192V194L207 192ZM229 191V192H228ZM233 191V192H232ZM248 191V192H247ZM261 191V192H260ZM15 192V193H14ZM68 192V194H67ZM74 192V193H73ZM78 192V193H77ZM98 192V194L96 193ZM102 192V193H101ZM121 192V193H119ZM125 192V193H124ZM170 192V194H169ZM204 192V193H203ZM237 192V193H236ZM239 192V193H238ZM19 193V194H18ZM22 193V194H21ZM24 193V194H23ZM44 193V194H43ZM51 193V194H50ZM59 193V194H58ZM64 193V194H62ZM87 193V194H85ZM95 195H94V194ZM111 193V195H110ZM114 193V194H113ZM141 193V195H139ZM148 193V194H146ZM178 195V196H176ZM184 195H183V194ZM191 193V194H189ZM230 193V194H229ZM242 193V194H241ZM248 195H247V194ZM262 193V194H261ZM5 194V195H4ZM14 194V195H12ZM18 194V195H16ZM32 194V196H31ZM55 196H54V195ZM66 194V195H65ZM79 194V195H78ZM117 194H119L117 196ZM123 194V196H122ZM137 194V195H136ZM159 196H158V195ZM162 194V195H161ZM187 194V195H186ZM206 194V195H205ZM213 194V195H212ZM239 194V195H236ZM12 195V196H11ZM40 195V196H39ZM70 195V196H69ZM90 195V196H89ZM101 195V196H100ZM125 195V196H124ZM144 195V198H143ZM173 195V198H171ZM182 195V196H181ZM191 195V196H190ZM216 195V196H215ZM236 195V197H235ZM253 196L251 198V196ZM4 196V197H3ZM8 196V197H6ZM21 196V197H20ZM28 198H27V197ZM38 196V197H37ZM88 196V197H87ZM98 196V197H97ZM104 196V197H103ZM117 196V197H116ZM128 196H133L135 197L133 199V197H131V200L134 201L133 203L130 200V197ZM143 198H141V197ZM179 196H181V198H179ZM204 196V198H203ZM212 196V197H211ZM214 196V197H213ZM219 196V197H217ZM224 196V197H223ZM247 196V197H246ZM30 197V198H29ZM32 197V198H31ZM36 197V198H35ZM54 197V198H53ZM58 197V198H57ZM84 197V199L82 198ZM109 197V199H108ZM126 197V198H125ZM138 197V198H136ZM189 197V198H188ZM205 197L207 199H205ZM237 198L236 199L234 198ZM241 197H243L244 199H242ZM250 197V198H249ZM48 198V199H47ZM57 198V199H56ZM77 198V200L75 199ZM81 198V199H80ZM111 198V199H110ZM119 200H118V199ZM124 198V199H123ZM146 201H143L145 200ZM149 198V200H148ZM169 198V199H168ZM202 198V199H201ZM211 198V199H209ZM214 198H216L214 200ZM227 198V199H226ZM249 198V199H248ZM2 199V200H1ZM5 199V201H4ZM15 201H14V200ZM25 199V200H24ZM33 199V200H31ZM37 199V200H36ZM44 201H41V200ZM62 199V200H61ZM72 199V200H71ZM74 199V201H73ZM87 199V200H86ZM137 199V200H136ZM153 199V200H151ZM185 199V200H184ZM196 200V201H192V200ZM222 199V200H221ZM254 199V200H253ZM31 200V201H30ZM57 200H59L57 202ZM84 200V201H82ZM102 200V201H101ZM108 200V201H107ZM122 202H121V201ZM148 200V201H147ZM170 200V201H169ZM189 200V201H187ZM209 200V202L206 203V201ZM235 200V202H234ZM243 200V201H242ZM251 200V201H250ZM30 201V202H29ZM47 201V202H46ZM69 201V202H68ZM73 201V202H71ZM76 201V202H75ZM92 201V202H91ZM127 201V202H126ZM139 201V203H138ZM142 205H138L141 204ZM257 203H256V202ZM6 204H5V203ZM16 202V203H14ZM33 202V206L32 203ZM41 202V203H40ZM49 202V203H48ZM121 202V203H119ZM144 202L146 203V205L144 204ZM150 202V203H149ZM172 202V203H171ZM183 202V203H182ZM193 202V203H191ZM218 202V203H217ZM251 202V203H250ZM14 203V204H11ZM19 205H18V204ZM27 203V204H26ZM40 206H38V204ZM153 203V204H152ZM155 203V205H154ZM199 204L198 206L196 205ZM205 203V204H204ZM236 203V204H235ZM245 205H243V204ZM9 204V205H8ZM10 204L12 205L10 207ZM22 204V205H21ZM28 206H25V205ZM32 206H31V205ZM45 204V205H43ZM67 206V208L64 206ZM67 204V205H66ZM131 204V205H130ZM152 204V205H151ZM172 204L173 207H169V205ZM195 204V206L193 205ZM204 204V205H203ZM224 204V205H223ZM227 204V206H226ZM234 204V205H233ZM258 204V205H257ZM262 204V205H259ZM7 205V206H6ZM59 205V206H58ZM128 205V206H127ZM150 205V206H148ZM170 205V206H172ZM180 205V206H179ZM236 205V206H235ZM239 205V206H238ZM256 205V206H255ZM38 206V207H37ZM57 206V207H56ZM69 206V207H68ZM125 206V207H123ZM144 206V207H143ZM150 208V209H147ZM197 206V207H196ZM238 206V207H237ZM241 206V207H240ZM243 206L245 208H243ZM249 208H246L248 207ZM261 206V207H260ZM16 207V208H15ZM26 207V208H25ZM51 207V208H50ZM65 207V208H63ZM72 207V208H71ZM76 207V208H75ZM79 207V208H78ZM105 207V208H104ZM129 207V208H128ZM167 207L169 208L167 210ZM177 207V208H176ZM179 207V208H178ZM182 207V208H181ZM211 207V208H210ZM216 207V209H215ZM7 208V209H5ZM35 208V209H34ZM133 210H132V209ZM145 208V209H144ZM174 208V209H173ZM185 208H193L192 211L191 209H185ZM199 208V209H198ZM224 208V209H223ZM233 208V209H232ZM238 208H240L238 210ZM262 208V209H261ZM5 211H4V210ZM11 209V210H10ZM14 209V210H13ZM28 209V210H27ZM32 209V210H31ZM69 209V210H68ZM98 209V210H97ZM103 209V210H102ZM109 209V210H108ZM128 209V210H127ZM141 209V210H138ZM153 209V210H152ZM176 209V212H174ZM178 209V211H177ZM181 209V210H179ZM185 211H182V210ZM208 209V210H207ZM210 209V210H209ZM218 209V210H217ZM243 209V210H242ZM249 209V210H247ZM9 210V211H6ZM13 210V211H12ZM34 210V211H33ZM36 210V211H35ZM75 210V211H74ZM92 212H91V211ZM124 210V211H123ZM166 210V211H165ZM171 212H170V211ZM213 210V211H211ZM215 210V211H214ZM242 210V211H241ZM247 210V211H246ZM259 212H258V211ZM15 211V212H14ZM29 211V212H28ZM44 211V212H43ZM59 211V212H58ZM66 211V213H68V215L66 213H62ZM71 211V212H70ZM94 211V212H93ZM109 211V212H108ZM111 211V212H110ZM117 211V212H116ZM199 211V212H198ZM220 211V212H218ZM232 211V212H231ZM246 211V212H245ZM251 211V212H250ZM255 211V212H254ZM257 211V212H256ZM28 212V213H27ZM39 212V213H37ZM42 212V213H41ZM56 212V213H55ZM91 212V213H90ZM96 212V214H95ZM107 212V213H106ZM139 212V213H137ZM144 212V213H143ZM181 212V213H180ZM192 212V213H189ZM237 212V213H236ZM249 212V213H248ZM254 212V213H253ZM261 212V213H260ZM15 213V214H14ZM41 213V214H40ZM44 213V214H43ZM60 213V215H59ZM76 213V214H73ZM110 215L109 218H107V215ZM134 213V214H133ZM164 213V214H163ZM168 213V214H167ZM176 213V214H174ZM178 213V214H177ZM188 215L187 216L185 215ZM198 213V214H197ZM208 213V214H207ZM213 215H212V214ZM220 213V214H219ZM223 213V214H222ZM225 213V215H224ZM233 213V214H232ZM263 213V214H262ZM11 216H10V215ZM29 216H28V215ZM33 214V215H32ZM56 214V215H55ZM80 214V215H79ZM91 214H93V217L89 218L88 216H92ZM163 214V215H162ZM169 216H166V215ZM243 214V215H242ZM248 214V215H247ZM250 214V215H249ZM254 214V215H253ZM256 214V215H255ZM5 215V216H4ZM7 215V218H6ZM27 215V216H26ZM32 215V216H31ZM54 215V216H53ZM59 215V216H58ZM73 215V216H72ZM78 215V217H77ZM87 215V216H86ZM106 215V216H105ZM115 217H114V216ZM137 215V216H136ZM140 215V216H139ZM201 215V216H199ZM245 215V216H244ZM263 215V216H262ZM12 218L11 220H9L10 218ZM54 218H52V217ZM56 216V217H55ZM71 216V217H70ZM99 216V217H98ZM102 216L104 218H102ZM112 216V217H111ZM117 216V217H116ZM164 218H162V217ZM166 218H165V217ZM173 216V217H172ZM180 216L182 217L180 219ZM185 216V217H184ZM208 218H207V217ZM222 216V217H221ZM225 216V217H223ZM251 216V217H250ZM47 217V218H46ZM49 217V218H48ZM62 219H60V218ZM73 217V219H72ZM77 217V218H76ZM81 217V218H80ZM86 218L85 219H83ZM162 219H160V218ZM171 217V218H170ZM175 217V218H174ZM243 218V219H240ZM246 217V218H245ZM263 217V218H262ZM6 218V219H5ZM9 218V219H8ZM46 218V219H45ZM62 220V221H60ZM69 218V219H68ZM95 218V219H94ZM99 218V220H97ZM151 218V219H150ZM170 218V219H169ZM174 220H173V219ZM194 218V220H193ZM229 218V219H228ZM235 218V219H234ZM245 218V219H244ZM247 218H249L248 220H246ZM72 219V220H71ZM74 219L77 221H74ZM88 219V221H87ZM91 222H90V220ZM108 219L109 222H108ZM112 219V221H111ZM117 219V220H116ZM121 219V220H120ZM146 219H150V220H146ZM165 219H168L165 221ZM185 219V220H183ZM196 219V220H195ZM203 219V220H202ZM207 219V220H206ZM228 219V220H227ZM256 219V220H255ZM33 220V221H32ZM49 220V221H47ZM85 220V221H84ZM97 220V221H95ZM116 220V221H114ZM189 220V221H188ZM205 220V221H204ZM213 220V221H212ZM222 220V221H221ZM243 220V221H240ZM252 220V221H250ZM39 221V222H38ZM41 221V222H40ZM43 221V223H42ZM55 223H54V222ZM68 221V222H67ZM84 221V222H83ZM100 221V222H99ZM102 221L105 224H101ZM126 221V222H125ZM156 221V222H155ZM179 223H178V222ZM203 221V223H201ZM218 221H221L220 223ZM240 221V223H239ZM248 221V222H247ZM250 221V222H249ZM13 222V223H12ZM46 222V223H45ZM53 222V224H52ZM58 222V223H57ZM60 222V223H59ZM65 222V223H64ZM89 222V223H88ZM99 222V223H98ZM125 222V223H124ZM149 222V223H148ZM153 222V223H151ZM165 222V223H164ZM188 222V223H187ZM192 222V223H191ZM227 222V223H226ZM247 222V223H246ZM67 223V225H66ZM77 223V224H76ZM85 223V224H83ZM110 223V224H109ZM118 223H120L118 225ZM127 223H129L128 225H126ZM146 223V224H145ZM170 225H169V224ZM183 223V224H182ZM196 223V224H195ZM198 223V224H197ZM206 223V224H205ZM210 223V224H209ZM226 223V224H225ZM245 223V225H244ZM251 223V224H250ZM33 224V225H32ZM57 224V225H56ZM63 224V225H62ZM73 224V225H72ZM76 224V226H75ZM81 224V226L79 225ZM98 224V225H97ZM107 224V225H106ZM117 224V225H116ZM144 224V225H143ZM148 224V225H147ZM153 224V225H152ZM157 224V225H156ZM220 224V225H219ZM223 224V225H222ZM234 224V225H233ZM250 224V225H249ZM13 225V226H12ZM52 225V226H51ZM54 225V227H53ZM70 225V226H69ZM106 225V226H105ZM109 225V226H108ZM115 225V226H114ZM137 225V226H136ZM156 225V226H155ZM172 225V226H171ZM174 225V226H173ZM187 225V226H186ZM195 225V226H194ZM207 227H206V226ZM256 225V226H255ZM4 226V227H3ZM34 226V227H33ZM36 226L40 229L36 228ZM51 226V227H50ZM57 226V227H56ZM60 226V227H59ZM63 226V227H62ZM65 226V227H64ZM74 226V227H73ZM85 228H84V227ZM90 226V227H89ZM96 226V228H95ZM100 226V227H99ZM123 226V228H122ZM152 226V227H151ZM180 226V228H179ZM184 226V227H183ZM192 226V227H190ZM199 228H198V227ZM215 226V228H214ZM224 226V227H223ZM236 226V227H235ZM92 227V228H91ZM98 227V228H97ZM120 227V228H119ZM132 227L134 230H132ZM156 227V228H155ZM173 227V228H171ZM202 227V228H201ZM206 227V228H205ZM219 229H218V228ZM258 227V228H257ZM29 228V229H28ZM56 228V229H54ZM68 228V229H67ZM74 228V229H73ZM81 228V229H80ZM83 228V229H82ZM101 228V229H100ZM105 230H103V229ZM112 230H110V229ZM118 228V229H117ZM127 228V229H126ZM138 228H143L142 230ZM176 228V229H175ZM195 228V229H194ZM221 228H224V230L222 231ZM54 229V230H53ZM65 229V231H64ZM71 229V230H70ZM87 229V230H86ZM100 229V231H99ZM108 229V230H107ZM145 229V230H144ZM148 229V230H147ZM151 229V230H150ZM155 229V230H154ZM184 229V230H183ZM197 229V230H196ZM199 229V230H198ZM211 229V230H210ZM216 229V230H215ZM232 232H230L229 231ZM236 229V230H235ZM243 229V230H242ZM246 229V230H245ZM252 229V230H251ZM263 229V230H262ZM33 230V231H32ZM69 230V231H68ZM77 230V231H76ZM81 230V231H79ZM96 230V231H95ZM125 230V231H123ZM128 230V231H127ZM163 230V232H162ZM167 230V231H166ZM170 230V231H169ZM179 230V231H177ZM190 232H189V231ZM5 231V232H4ZM36 231V232H35ZM72 233H71V232ZM84 231V232H83ZM87 231V232H86ZM94 231V232H93ZM112 232L110 233V235L108 236V232ZM115 231V232H114ZM134 231V232H132ZM142 231V232H141ZM146 233H145V232ZM175 231V232H174ZM195 231V232H194ZM212 231V232H210ZM245 231V232H244ZM14 232V233H13ZM39 232V233H38ZM75 232V233H74ZM80 232V233H79ZM98 232V233H97ZM118 232V234H117ZM129 232V233H128ZM138 232L139 235L136 233ZM154 232V233H153ZM166 232V233H165ZM170 232V233H169ZM209 234H207V233ZM215 232V233H214ZM235 232V233H234ZM238 232V234H236ZM259 232V233H258ZM4 233V234H3ZM29 233V234H28ZM41 233V235H39ZM56 233V234H55ZM58 233V234H57ZM63 233V235H62ZM67 233V235H66ZM104 233V235H103ZM127 233V234H126ZM176 233V234H175ZM199 233V234H198ZM248 233V234H247ZM263 233V234H262ZM3 234V235H2ZM37 236H36V235ZM61 234V235H60ZM71 234V235H70ZM95 234V235H94ZM120 234V235H119ZM137 236H136V235ZM146 234V235H145ZM154 236H153V235ZM181 234V235H180ZM191 234V235H190ZM198 234V235H197ZM202 234V235H201ZM222 234V235H221ZM242 234V235H240ZM246 234L248 236H246ZM253 234V235H252ZM258 234V236L256 235ZM2 235V236H1ZM6 235V237L4 236ZM22 235V236H20ZM24 235V236H23ZM34 235V236H33ZM57 235V236H55ZM60 235V237H59ZM84 235V236H83ZM97 240H96V236ZM113 235V236H112ZM119 236L120 238H117L116 236ZM136 236L135 237H131V236ZM145 235V236H144ZM149 235V236H148ZM153 237H152V236ZM157 235V236H156ZM175 235V237H174ZM194 235V236H193ZM197 235V236H196ZM207 235V236H206ZM220 235V236H219ZM244 235V236H243ZM250 235V236H249ZM9 236V237H8ZM18 236V237H17ZM36 236V237H35ZM62 236V237H61ZM65 236V237H64ZM67 236H69L68 238H66ZM72 236V237H71ZM76 236V237H75ZM80 236V239L78 238ZM87 236V237H86ZM100 236V237H99ZM111 236V237H110ZM127 236V237H126ZM156 236V237H155ZM173 236V237H172ZM181 236V237H180ZM187 236V237H186ZM222 236L225 238L222 239ZM231 236V237H229ZM253 236V237H252ZM9 239H8V238ZM12 237V238H10ZM24 237V238H23ZM28 237V238H27ZM37 237H39L37 239ZM44 237V238H41ZM85 237V238H84ZM91 237V238H90ZM95 237V238H93ZM110 237V238H109ZM112 237L115 238L112 240ZM121 237H123V240ZM157 239L155 241V239ZM195 237V238H192ZM199 237V238H198ZM213 237V238H212ZM228 237V238H227ZM234 237V238H233ZM237 237V238H236ZM245 239H244V238ZM260 239H259V238ZM21 238V239H20ZM35 240H34V239ZM66 238V239H65ZM93 238V239H92ZM103 238V239H102ZM127 242H126V239ZM128 238L130 239V241L128 240ZM134 238V240H133ZM142 238V239H141ZM152 238V239H151ZM159 238V239H158ZM170 239L169 241L167 240ZM174 238V239H173ZM189 238V239H188ZM219 238V239H218ZM254 238V239H253ZM257 238V239H256ZM5 239V240H4ZM8 239V240H6ZM24 239V240H22ZM31 239H33L32 241H30ZM49 239V241H48ZM58 239V240H56ZM61 239V240H60ZM83 239V240H82ZM89 239V240H88ZM110 239V240H109ZM119 239H121L119 241ZM139 239V240H138ZM141 239V240H140ZM196 239V241H195ZM201 240V242L198 241ZM218 239V240H217ZM252 239V240H250ZM12 240V241H11ZM19 243L22 244H18ZM26 240V241H25ZM39 240V241H38ZM47 240V241H46ZM64 240V241H62ZM67 240V241H66ZM75 240V241H74ZM87 240V241H86ZM94 240V241H93ZM103 240V241H102ZM118 240V241H117ZM133 240V241H132ZM137 240V241H136ZM164 240V241H163ZM179 240V241H178ZM188 240V241H187ZM193 240V241H191ZM5 241V244H3ZM14 241V242H13ZM23 241V243H22ZM26 243H25V242ZM36 241V242H35ZM71 241V242H70ZM74 244H73V242ZM82 241V242H81ZM101 241V242H100ZM105 241V242H104ZM110 241V242H109ZM124 241V242H123ZM140 241H142V243L138 244ZM149 241L152 243H149ZM184 241V242H183ZM210 241V242H209ZM217 241V242H216ZM221 241V242H220ZM224 241V243H223ZM235 241V242H234ZM249 242L248 245L246 242ZM254 243H253V242ZM41 242V243H40ZM88 242V245L86 244ZM154 242H156L154 244ZM164 242V243H163ZM193 242V243H191ZM197 242V243H196ZM198 242L200 243L198 245ZM209 242V243H207ZM232 242V243H231ZM262 244H261V243ZM16 243L18 244V247L16 245ZM28 243V244H27ZM33 243V244H32ZM35 243V244H34ZM39 243V244H38ZM44 243V244H43ZM50 243V244H49ZM54 243V244H53ZM78 243H80L81 245H79ZM92 243V246L91 244ZM94 243V244H93ZM103 243V244H102ZM106 243H111L110 245H107ZM118 243V244H117ZM121 243L126 244L124 246V244L121 245ZM137 243V244H136ZM158 243V244H157ZM186 243V244H185ZM205 243V244H204ZM215 243V244H214ZM234 243V244H233ZM241 243V244H240ZM246 243V244H245ZM9 244V245H7ZM41 244V246H39ZM59 246H58V245ZM62 244V245H61ZM120 244V245H119ZM129 244V245H128ZM161 244V245H159ZM171 244V245H170ZM194 247L190 249V246ZM202 244V245H201ZM209 244V245H208ZM214 244V245H213ZM232 244V246H231ZM253 244V245H252ZM261 244V245H260ZM4 245V246H3ZM16 245V246H15ZM25 245V246H24ZM31 247H30V246ZM57 245V246H56ZM70 245V246H69ZM76 245V247H75ZM79 247H78V246ZM85 245H87L85 247ZM90 245V246H89ZM95 245V246H94ZM104 245V246H103ZM113 248H110L112 247ZM143 247H142V246ZM154 245V246H152ZM169 245V246H168ZM240 245V246H239ZM255 245V246H254ZM8 246V247H7ZM39 246V247H38ZM62 246V247H61ZM64 246H66L64 249H62ZM110 246V247H109ZM116 246V250L115 249ZM123 246V248H122ZM135 246V247H134ZM138 246V248H137ZM162 246V247H161ZM201 246V247H200ZM213 246V247H211ZM223 246V247H221ZM225 246V247H224ZM239 246V247H238ZM247 246V247H245ZM251 246V247H250ZM261 248H259V247ZM22 247V248H20ZM23 247H25L23 249ZM34 247V248H33ZM49 247V248H47ZM59 247V248H58ZM97 247H99L97 249ZM119 247V248H118ZM121 247V248H120ZM127 247V248H126ZM133 247V249L131 248ZM147 247V248H146ZM158 247V248H157ZM164 247V248H163ZM169 247V248H168ZM186 247V248H185ZM197 247H200L199 249H197ZM208 247V248H207ZM255 247V248H254ZM263 247V248H262ZM4 250H2V249ZM9 248V249H8ZM12 248V249H11ZM20 248V249H19ZM28 248V249H26ZM47 248V250H46ZM54 248V249H52ZM77 248V249H76ZM81 248V249H80ZM84 248V249H83ZM92 248V249H91ZM125 248V249H124ZM151 248V249H149ZM171 248V249H170ZM184 248V250H183ZM211 248V249H210ZM215 248V249H214ZM14 249V250H13ZM19 249V250H18ZM44 249L46 251H44ZM83 249V250H82ZM87 251H86V250ZM94 249V250H93ZM101 249V250H100ZM109 249V250H108ZM137 252H136V250ZM176 249V250H175ZM189 249V250H186ZM206 249V250H205ZM214 249V250H213ZM222 249V250H221ZM226 251H224V250ZM241 249V250H240ZM244 249V250H243ZM256 249V250H255ZM2 250V251H1ZM28 252H27V251ZM39 250V251H37ZM41 250V251H40ZM50 250V251H49ZM55 250V251H53ZM57 250V251H56ZM68 250V252L66 251ZM73 250V251H72ZM78 250V253H77ZM81 250V251H80ZM86 252H85V251ZM103 250V251H102ZM121 250V251H120ZM145 250V251H144ZM171 250V251H170ZM194 250V251H191ZM219 250V252H218ZM252 250V251H251ZM254 250V251H253ZM260 250V251H259ZM261 250H263L261 252ZM10 251V252H8ZM14 251V252H13ZM25 251V252H24ZM31 251V252H30ZM55 253H53V252ZM101 253H100V252ZM115 251H118L115 253ZM126 251V252H125ZM134 251V252H133ZM153 251V252H152ZM188 251V252H186ZM205 251V252H203ZM208 251V252H207ZM212 251V252H211ZM233 251V252H232ZM249 251V252H248ZM256 251V252H255ZM4 252V253H3ZM21 252V253H20ZM38 252V253H37ZM45 252V253H44ZM81 252V253H80ZM97 252V253H96ZM136 252V253H135ZM139 252H141V254H139ZM198 252V253H197ZM243 252V253H242ZM254 252V253H253ZM261 252V253H260ZM13 253V255L11 254ZM16 253V254H15ZM23 253V254H22ZM26 253V254H25ZM35 253V254H34ZM37 253V254H36ZM50 253L52 255H50ZM86 253V254H84ZM90 253V254H89ZM105 253V254H104ZM108 253V254H107ZM112 253V254H111ZM120 253H122L120 255ZM129 253V254H128ZM149 253V254H148ZM186 253V254H185ZM197 253V254H196ZM214 253H218L216 255H214ZM235 253V254H233ZM239 253V254H238ZM9 254V255H8ZM12 256H11V255ZM45 256H43V255ZM48 254V255H47ZM66 254V255H65ZM69 254V256H68ZM97 254H99L100 256H96ZM114 254V255H113ZM132 254V255H131ZM172 254V255H171ZM176 254V255H175ZM203 254V255H202ZM255 254V255H254ZM262 254V256H261ZM2 255L4 257H2ZM27 255V256H26ZM33 255V256H32ZM37 255V257L35 256ZM47 255V257H46ZM50 255V256H49ZM73 255V256H72ZM77 257H76V256ZM85 255H89L90 258H87L89 256H85ZM95 255V256H94ZM103 255V256H102ZM107 255V256H106ZM112 255V256H111ZM130 255V256H128ZM141 255V256H140ZM152 257H151V256ZM164 255V256H163ZM166 255V256H165ZM183 255H188V259L187 257L184 258ZM194 255V256H193ZM201 255V256H200ZM10 256V258L8 257ZM15 256V257H14ZM18 258H17V257ZM25 256V257H24ZM42 257V260L39 258ZM64 256V257H63ZM69 258H67V257ZM106 256V257H105ZM109 256V257H108ZM124 256V257H122ZM128 256V257H127ZM139 256V257H138ZM204 256V257H202ZM210 256H212L210 258ZM238 256V257H237ZM241 256V257H240ZM34 257V258H33ZM63 259H62V258ZM73 257V258H72ZM105 257V262H103L104 260H102ZM108 257V258H107ZM120 257L122 259V261L120 260ZM145 257V258H144ZM157 257V260L156 258ZM206 257V258H205ZM215 257V258H214ZM227 257L229 259H227ZM258 257V258H257ZM11 258H14V260ZM27 258V259H26ZM32 258V259H31ZM36 258V260H35ZM71 258V260H70ZM102 258V259H101ZM109 258L111 259V262L109 260ZM118 258V259H116ZM142 258V259H141ZM148 259L147 262L144 259ZM166 258V259H165ZM179 258V259H178ZM184 258V259H183ZM198 258V259H197ZM219 258V259H218ZM226 258V261H222ZM241 260H240V259ZM7 259V261H6ZM9 259L11 261H9ZM19 259V260H18ZM39 259V262H38ZM48 259V260H47ZM64 259H66L64 261ZM74 259V260H73ZM88 259V260H86ZM90 259V260H89ZM126 259V260H125ZM134 259V261H132ZM136 259V260H135ZM178 259V260H177ZM200 259H202L201 261H199ZM237 259V260H236ZM251 259V260H250ZM257 259V260H256ZM3 260V261H2ZM29 260V261H28ZM51 260V261H50ZM63 260V261H62ZM73 260V261H72ZM83 260V261H82ZM96 260V261H95ZM114 260V261H112ZM144 260V261H143ZM151 262H150V261ZM159 260V262H158ZM173 260H175V262H173ZM177 260V261H176ZM182 260V261H181ZM210 260V261H209ZM228 260L229 263H226ZM23 261V262H22ZM31 261V262H30ZM34 261V262H33ZM42 261V262H41ZM60 261V262H59ZM73 263H72V262ZM78 261V262H77ZM87 261V262H86ZM89 261V262H88ZM94 261V262H93ZM100 261V262H99ZM120 261V262H118ZM138 261V262H137ZM154 261V263H153ZM204 261V262H203ZM215 261V262H214ZM252 261V262H251ZM256 261V262H255ZM3 262V263H2ZM5 262V263H4ZM7 262V263H6ZM10 262V263H9ZM15 262V263H13ZM29 262V263H27ZM65 262V263H64ZM71 262V263H70ZM77 262V263H76ZM80 262V263H79ZM84 262V263H83ZM97 262V263H96ZM144 262V263H143ZM149 262V263H148ZM156 262V263H155ZM173 262V263H172ZM223 262V263H222ZM251 262V263H250ZM198 264V263H196Z\"/></svg>","mask_w":264,"mask_h":264},{"label":"bare ground","instance_id":"bare-ground-1","mask_svg":"<svg viewBox=\"0 0 264 264\" xmlns=\"http://www.w3.org/2000/svg\"><path fill=\"white\" fill-rule=\"evenodd\" d=\"M20 1H21V0H20ZM22 1H23V0H22ZM33 1H35V0H33ZM38 1H39V0H38ZM40 1H41V0H40ZM45 1L48 3L47 0H45ZM52 1H53V0H52ZM52 1H51V3H53ZM69 1H70V0H69ZM72 1H73V0H72ZM72 1H71V2H72ZM87 1H88V0H87ZM93 1H94V0H93ZM104 1H105V0H104ZM119 1H122V0H119ZM119 1H118V2H119ZM123 1H124V0H123ZM126 1H128V0H126ZM132 1H133V0H132ZM171 1H173V0H171ZM174 1H175V0H174ZM174 1H173V2H174ZM186 1H187V0H186ZM191 1H192V0H191ZM215 1H216V0H215ZM234 1H235V0H234ZM239 1H240V0H239ZM252 1H253V0H252ZM0 2L2 3L3 1L0 0ZM17 2H19V1H17ZM27 2H28V1H27ZM31 2H32V1H31ZM41 2H42V1H41ZM46 2H44L45 5L47 4ZM66 2H67V1H66ZM90 2H91V1H90ZM98 2H99V1H98ZM102 2H103V1H102ZM137 2H138V1H137ZM177 2H178V1H177ZM189 2H190V1L188 0V3H189ZM200 2H202V0H201ZM217 2H218V1H217ZM228 2H229V1H228ZM230 2H231V1H230ZM256 2H257V1H256ZM262 2H264V1H262ZM5 3H6V2H5ZM5 3H4V4H5ZM14 3H15V2H14ZM51 3H50V4H51ZM60 3H61V0H60ZM67 3H68V2H67ZM100 3H101V2H100ZM116 3H117V2H116ZM123 3H124V2H123ZM138 3H139V2H138ZM157 3H158V2H157ZM184 3H185V2H183V4H184ZM205 3H206V2H205ZM212 3H213V2H212ZM219 3H221V2H219ZM231 3H232V2H231ZM235 3H237V2H235ZM242 3H243V2H242ZM244 3H246V2H244ZM19 4H20V3H19ZM24 4H25V3H24ZM40 4H41V3H40ZM40 4H39V6H40ZM50 4H49V5H50ZM56 4H58V3H56ZM75 4H76V3H75ZM82 4H83V3H82ZM108 4H109V3H108ZM118 4H119V3H118ZM141 4H142V3H141ZM146 4H147V3H146ZM161 4H162V3H161ZM171 4H172V2H171ZM173 4H174V3H173ZM206 4H208V3H206ZM1 5H2V4H1ZM33 5H34V4H33ZM37 5H38V4H37ZM45 5L43 4L42 6H45ZM49 5H47V7H49ZM51 5H52V4H51ZM58 5H59V4H58ZM80 5H81V4H80ZM83 5H84V4H83ZM85 5H86V4H85ZM106 5H107V2H106ZM139 5H140V4H139ZM153 5H155V4L153 3ZM225 5L228 6V3L226 2ZM259 5H260V3H259ZM34 6H35V5H34ZM52 6H53V5H52ZM52 6H51V9H52ZM64 6H65V5H64ZM64 6H63V7H64ZM68 6H70V4H69ZM81 6H82V5H81ZM99 6H100V4H99ZM107 6H108V5H107ZM129 6H130V5H129ZM146 6H147V5H146ZM155 6H157V5H155ZM158 6H159V5H158ZM186 6H187V5H186ZM188 6L191 7L192 5H190V3H189ZM194 6H195V5H194ZM197 6H199V4H198ZM214 6H216V5H214ZM229 6H230V4H229ZM257 6H258V5H257ZM263 6H264V5H263ZM14 7H15V6H14ZM16 7H17V6H16ZM20 7H21V6H20ZM31 7H32V6H31ZM35 7H36V6H35ZM53 7L55 8V6H53ZM59 7H60V6H59ZM77 7H79V6H77ZM84 7H85V6H84ZM89 7H90V6H89ZM108 7H109V6H108ZM111 7H112V6H111ZM126 7H127V6H126ZM165 7H166V6H165ZM180 7H182V5H181ZM217 7H219V6L217 5ZM245 7H246V6H245ZM9 8H10V7H9ZM9 8H7V9H9ZM11 8H12V7H11ZM39 8H40V7H39ZM54 8H53L52 10H54ZM56 8H57V6H56ZM72 8H73V7H72ZM92 8H93V6H92ZM99 8H100V7H99ZM99 8H98V9H99ZM109 8H110V7H109ZM112 8H113V7H112ZM112 8H111V9H112ZM115 8H117V7H115ZM121 8H122V7H120V9H121ZM130 8H131V7H130ZM130 8H129V9H130ZM137 8H139V7H137ZM141 8H142V7H141ZM144 8H145V7H144ZM166 8H167V7H166ZM166 8H165V9H166ZM172 8H173V7H172ZM177 8H178V7H176V9H177ZM188 8H189V7H188ZM192 8H193V7H192ZM224 8H225V6L223 7V9H224ZM231 8H232V7H231ZM234 8H235V6H234ZM243 8H244V7H243ZM252 8H253V7H252ZM4 9H5V8H4ZM7 9H6V10H7ZM25 9H26V8H25ZM28 9H30V8H28ZM40 9H41V8H40ZM57 9H58V8H57ZM70 9H71V8H70ZM75 9H76V8H75ZM77 9H78V8H77ZM104 9H106V8H102V10H104ZM124 9H126V8H124ZM163 9H164V8H163ZM193 9H194V8H193ZM199 9H200V7H199ZM223 9H221V10H223ZM257 9H259V8L257 7ZM22 10H23V9H22ZM31 10H32V9H31ZM31 10H30V11H31ZM36 10H37V8H36ZM41 10H42V9H41ZM49 10H50V9H48V11H49ZM58 10H59V9H58ZM64 10H65V8H64ZM96 10H97V9H96ZM116 10H117V9H116ZM126 10H127V9H126ZM138 10H139V9H138ZM141 10H142V9H141ZM141 10H140V11H141ZM145 10H146V9H145ZM148 10H149V9H148ZM154 10H155V9H154ZM167 10L169 11V9H167ZM167 10H166V11H167ZM178 10H179V9H178ZM187 10H188V11H187L186 14L188 15V13H191V11L189 12V9H187ZM224 10H225V9H224ZM229 10H230V9H229ZM261 10H263V9H261ZM3 11H4V10H3ZM45 11H46V10H45ZM65 11H66V10H65ZM73 11H74V10H73ZM80 11H82V10H80ZM89 11H90V10H89ZM93 11H95V10H93ZM112 11H114V10H112ZM136 11H137V10H134V12H136ZM150 11H151V10H150ZM172 11H173V10H172ZM174 11H175V9H174ZM176 11H177V10H176ZM176 11H175V12H176ZM180 11H182V10L180 9ZM192 11H193V10H192ZM195 11H197V10H195ZM198 11H199V10H198ZM198 11H197V13H198ZM248 11H249V10H248ZM248 11H247V12H248ZM16 12H17V11H16ZM21 12H22V11H21ZM21 12H20V13H21ZM34 12H35V11H34ZM52 12H53V11H52ZM61 12H62V11H61ZM68 12H69V11H68ZM68 12H67V13H68ZM100 12H101V11H100ZM100 12H99V13H100ZM103 12H104V11H103ZM115 12H116V11H115ZM120 12H121V11H120ZM120 12H119V13H120ZM127 12H128V11H127ZM137 12H138V11H137ZM147 12H148V11H147ZM175 12H173V13H175ZM236 12H237V11H236ZM44 13H45V12H44ZM65 13H66V12H65ZM75 13H76V12H75ZM75 13H74V14H75ZM81 13H82V12H81ZM95 13H96V12H95ZM117 13H118V12H117ZM154 13H155V12H154ZM195 13H196V12H194V14H195ZM199 13H200V12H199ZM212 13H213V12H212ZM237 13H238V12H237ZM243 13H244V12H243ZM16 14H17V13H16ZM38 14H39V13H38ZM85 14H86V13H85ZM85 14H84V15H85ZM88 14H89V13H88ZM90 14H91V13H90ZM100 14H101V13H100ZM114 14H115V13H114ZM120 14H122V13H120ZM127 14H128V13H127ZM136 14H137V13H136ZM138 14H139V13H138ZM141 14H142V12H141ZM145 14H146V13H145ZM182 14H183V13H182ZM182 14H181V15H182ZM205 14H206V12H205ZM207 14H208V13H207ZM230 14H231V13H230ZM232 14H233V13H232ZM248 14H249V12H248ZM7 15H11V14H7ZM24 15H26V14H23V16H24ZM27 15H29V14L27 13ZM27 15H26V16H27ZM36 15H37V14H36ZM40 15H41V14H40ZM42 15H43V13H42ZM42 15H41V16H42ZM47 15H48V14H47ZM50 15H51V14H50ZM75 15H76V14H75ZM84 15H83V16H84ZM97 15H98V14H97ZM106 15H107V13H106ZM108 15H109V14H108ZM152 15H155V14H152ZM176 15H179V14H177V12H176ZM197 15H199V14H197ZM214 15H215V13H214ZM219 15H220V14H219ZM222 15H223V14H222ZM261 15H262V13L260 14V16H261ZM13 16H14V15H13ZM16 16H17V15H16ZM20 16H21V15H20ZM23 16H22V17H23ZM38 16H39V15H38ZM38 16H37V17H38ZM45 16H46V15H45ZM60 16H61V14H60ZM77 16H78V15H77ZM93 16H94V14H93ZM117 16H118V14H117ZM121 16H122V15H121ZM123 16H124V15H123ZM123 16H122V17H123ZM125 16H126V15H125ZM158 16H159V15H158ZM160 16H161V14H160ZM162 16H163V15H162ZM162 16H161L160 18H162ZM169 16H170V15H169ZM212 16H213V15H212ZM231 16H232V15H231ZM234 16H236V15H234ZM240 16H241V15H240ZM240 16H239V17H240ZM3 17H4V16H3ZM8 17H9V16H8ZM31 17H33V16H31ZM37 17H36V19H37ZM58 17H59V16H58ZM65 17L67 18V16H65ZM84 17H85V16H84ZM86 17H87V16H86ZM89 17H90V15H89ZM99 17H100V16H99ZM109 17H110V16H109ZM109 17H108V18H109ZM112 17H113V16H112ZM122 17H119V18H122ZM128 17H129V16H128ZM155 17H156V16H155ZM174 17H175V16H174ZM179 17H180V16H179ZM192 17H193V16H192ZM195 17H196V16H195ZM195 17H194V18H195ZM206 17H207V16H206ZM206 17H205V18H206ZM253 17H254V16H253ZM0 18H1V17H0ZM10 18H11V17H10ZM12 18H13V17H12ZM25 18H27V17H25ZM41 18H42V17H41ZM52 18H53V17H52ZM52 18L50 17L49 19H52ZM63 18H64V17H63ZM66 18H64V19H66ZM69 18H70V17H69ZM92 18H93V17L91 16V19H92ZM94 18H97V17L94 16ZM108 18H107V19H108ZM119 18H118V19H119ZM124 18H126V17H124ZM150 18H151V16H150ZM158 18H159V17H158ZM160 18H159V19H160ZM172 18H173V17H172ZM194 18H192V19H194ZM214 18H216V17H214ZM214 18H212V19H214ZM241 18L244 19V17H240V19H241ZM260 18H261V17H260ZM2 19H3V18H2ZM7 19H8V18H7ZM22 19H23V18H22ZM22 19H20V20H22ZM32 19H34V18H32ZM38 19H39V18H38ZM47 19H48V18H47ZM60 19H62V18H60ZM75 19H76V16H75ZM88 19H89V18L87 17V20H88ZM140 19H141V18H140ZM142 19H143V18H142ZM146 19L148 20L147 17H146ZM159 19H158V20H159ZM167 19H168V18H167ZM183 19H184V18H183ZM183 19H182V20H183ZM190 19H191V17H190ZM222 19H223V18H222ZM222 19H221V20H222ZM243 19H242V20H243ZM263 19H264V18H263ZM0 20H1V19H0ZM13 20H14V19H13ZM28 20H29V19H28ZM28 20H26L27 23H28ZM43 20H44V19H43ZM54 20H55V19H54ZM70 20H71V19H70ZM76 20H77V19H76ZM78 20H79V19H78ZM83 20L86 21L85 19H83ZM89 20H90V19H89ZM94 20H95V19H94ZM110 20H111V18H110ZM115 20L117 21V19H115ZM127 20H128V19H127ZM131 20H132V19H131ZM154 20H155V18H154ZM158 20H156V22H157ZM160 20H164V19H160ZM160 20H159V21H160ZM170 20H171V19H170ZM188 20H189V19H188ZM194 20H195V19H194ZM203 20H204V19H203ZM215 20H216V19H215ZM232 20H233V19H232ZM232 20H231V21H232ZM23 21H24V20H23ZM30 21H31V18H30ZM51 21H52V20H51ZM79 21H80V20H79ZM84 21H83V22H84ZM98 21H99V20H98ZM100 21H101V20H100ZM102 21H103V20H102ZM122 21H123V20H122ZM141 21L143 22V20H141ZM145 21H146V20H145ZM148 21L150 22V20H148ZM165 21H166V20H165ZM197 21H198V19H197ZM218 21H220V20H218ZM233 21H234V20H233ZM239 21H240V20H239ZM245 21H246V20H245ZM10 22H11V21H10ZM40 22H42V21H40ZM45 22H47V20H46ZM74 22H75V21H74ZM86 22H87V21H86ZM117 22H119V21H117ZM117 22H115V23H116L115 25H118L119 23H121V21H120L118 24H117ZM128 22H129V21H128ZM193 22H194V21H193ZM195 22H196V21H195ZM198 22H199V21H198ZM211 22H212V21H211ZM237 22H238V21H237ZM1 23H2V22H0V24H1ZM17 23H18V22H17ZM30 23H31V22H30ZM34 23H36V22H34ZM38 23H39V22H38ZM52 23H53V22H52ZM52 23H50V24H52ZM71 23H72V22H71ZM81 23H82V22H81ZM84 23H85V22H84ZM88 23H89V22H88ZM92 23H93V22H92ZM103 23H104V21H103ZM107 23H108V22H107ZM138 23H139V22H138ZM160 23H161V22H160ZM180 23H181V22H180ZM213 23H214V22H213ZM219 23H220V22H219ZM232 23H233V22H232ZM36 24H37V23H36ZM61 24H62V23H61ZM63 24H64V23H63ZM73 24H74V23H73ZM90 24H91V22H90ZM109 24H110V22H109ZM123 24H125V23H123ZM127 24L129 25L130 23H127ZM150 24H151V23H150ZM152 24H154V27H157V25H155V23H152ZM163 24H164V23H163ZM170 24H171V23H170ZM178 24H179V23H178ZM182 24H183V23H182ZM182 24H181V25H182ZM186 24H187V23H186ZM193 24H194V23H193ZM198 24H199V23H198ZM214 24H215V23H214ZM222 24H223V23H222ZM3 25H4V23H3ZM9 25H10V24H9ZM14 25H15V24H14ZM31 25H32V24H31ZM37 25H38V24H37ZM43 25H44V24H43ZM57 25H59V24H57ZM57 25H56V27L59 28L60 26H57ZM87 25L89 26V24H87ZM94 25H95V24H94ZM103 25H106V24H103ZM113 25H114V24H113ZM115 25H114V26H115ZM176 25H177V24H176ZM220 25H221V24H220ZM225 25H226V24H225ZM229 25L231 26V24H229ZM229 25H228V26H229ZM234 25L237 26V24H234ZM240 25H241V24H240ZM7 26H8V25H7ZM10 26H11V25H10ZM38 26H39V25H38ZM38 26H37V27H38ZM44 26H45V25H44ZM77 26H80V25L78 24V22H77ZM88 26H87V27H88ZM90 26H91V25H90ZM110 26H111V25H110ZM132 26H133V25H132ZM142 26H143V25H142ZM145 26H146V23H145ZM196 26H197V25H196ZM203 26H204V25H203ZM205 26H207V25L205 24ZM212 26H214V25H212ZM218 26H219V25H218ZM226 26H227V25H226ZM236 26H234V28H235ZM241 26H242V25H241ZM15 27H16V26H15ZM19 27H21V26H19ZM51 27H52V26H51ZM63 27H64V26H63ZM83 27H86V26H83ZM123 27H124V26H123ZM125 27H126V26H125ZM127 27H128V26H127ZM139 27H140V25H139ZM161 27H162V26H161ZM163 27H164V26H163ZM172 27H173V26H172ZM200 27H201V26H200ZM208 27H210V26H208ZM216 27H217V26H216ZM0 28H1V26H0ZM17 28H18V27H17ZM52 28H54V27H52ZM81 28H82V27H80V30H81ZM90 28H91V27H90ZM93 28H94V27H93ZM97 28H98V27H97ZM99 28H100V27H99ZM102 28H103V27H102ZM108 28H109V27L107 26L106 29H108ZM144 28H145V27H144ZM152 28H153V25H152ZM169 28H170V25H169ZM176 28H177V27H176ZM185 28H186V27H185ZM195 28H196V27H195ZM195 28H194V29H195ZM205 28H207V27H205ZM218 28H219V27H218ZM218 28H217V30H219ZM220 28H221V27H220ZM238 28H239V30H240L241 27L239 26ZM15 29H16V28H15ZM26 29H27V28H26ZM26 29H25V30H26ZM36 29H37V28H36ZM41 29H42V28H41ZM49 29H50V28H49ZM66 29H68V28H66ZM72 29H73V28H72ZM86 29H87V28H86ZM86 29L84 28V31H85ZM113 29H114V28H113ZM117 29H118V28H117ZM120 29H121V27H120ZM123 29H124V28H123ZM125 29H126V28H125ZM128 29H129V27H128ZM128 29H127V30H128ZM145 29H146V31H147V27H146ZM166 29H167V27H166ZM170 29H171V28H170ZM197 29H198V28H197ZM197 29H196V30H197ZM215 29H216V28H215ZM235 29H236V28H235ZM4 30H5V27H4ZM19 30H20V29H19ZM21 30H22V29H21ZM23 30H24V29H23ZM50 30H51V29H50ZM55 30H56V29H55ZM75 30H76V29H75ZM77 30H78V29H77ZM77 30H76V31H77ZM80 30H79V31H80ZM109 30H110V29H109ZM109 30H108V31H109ZM139 30H140V29H138V31H139ZM143 30H144V29H143ZM177 30H178V29H177ZM182 30H183V28H182ZM182 30H181V31H182ZM188 30H189V29H188ZM210 30H211V29H210ZM239 30H236V31L239 32ZM251 30H252V29H251ZM12 31H13V29H12ZM16 31H18V30H16ZM36 31H37V30H36ZM38 31H39V30H38ZM51 31H52V30H51ZM57 31H59V30H57ZM62 31H64V30L62 29V30L59 31V32L61 33L62 36L67 35V34H65V33H64V34H65V35H64ZM68 31H69V30H68ZM70 31L72 32V30H70ZM76 31H75V32H76ZM94 31H95V30H94ZM100 31H101V29H100ZM106 31H107V30H106ZM106 31H105V32H106ZM116 31H117V30H116ZM118 31H119V30H118ZM159 31H160V30H159ZM174 31H175V30H174ZM208 31H209V29H208ZM252 31H253V30H252ZM256 31H257V29H256ZM258 31H260V30H258ZM263 31H264V30H263ZM1 32H2V31H1ZM13 32H14V31H13ZM31 32H33V31L31 30ZM39 32H40V31H39ZM43 32H44V31H43ZM45 32H46V30H45ZM45 32H44V33H45ZM65 32H66V31H65ZM81 32H82V30H81ZM81 32H80V33H81ZM103 32H104V31H103ZM123 32H124V31H123ZM125 32H126V31H125ZM127 32H129V30H128ZM134 32H135V31H134ZM141 32H142V31H141ZM141 32H140V33H141ZM147 32H148V31H147ZM182 32H184V30H183ZM182 32H181V33H182ZM188 32H190V31H188ZM203 32H204V31H203ZM206 32H207V31H206ZM218 32H219V31H218ZM253 32H254V31H253ZM261 32H262V30H261ZM6 33H8V32H6ZM24 33H25V32H24ZM60 33L57 32V35L60 34ZM66 33H67V32H66ZM77 33H78V32H77ZM96 33H98V32H96ZM99 33H101V32H99ZM106 33H107V32H106ZM108 33H109V32H108ZM108 33H107V34H108ZM153 33H154V32H153ZM157 33H158V32H157ZM161 33H162V32H161ZM171 33H172V32H171ZM171 33H170V34H171ZM184 33H185V32H184ZM210 33H211V31H210ZM212 33H213V32H212ZM212 33H211V34H212ZM226 33H227V32H226ZM3 34H5V33H3ZM32 34H34V33H32ZM46 34H47V33H46ZM46 34H45V36H46ZM48 34H49V32H48ZM55 34H56V33H55ZM78 34H79V33H78ZM115 34H116V33H115ZM125 34H126V33H124V35H125ZM158 34H159V33H158ZM170 34H169V35H170ZM189 34H190V33H189ZM207 34H208V33H207ZM231 34H232V33H231ZM234 34H235V33H234ZM234 34H232V35L234 36ZM243 34H244V33H243ZM263 34H264V33H263ZM263 34H262V35H263ZM8 35H9V34H8ZM27 35H30V34H27ZM35 35H36V33H35ZM42 35H43V34H42ZM61 35H60V37H62ZM76 35H77V34H76ZM84 35H85V34H84ZM133 35H134V34H133ZM154 35H157V34H154ZM160 35H161V34H160ZM162 35H163V34H162ZM165 35H166V34H164V37H165ZM181 35H182V34H181ZM187 35H188V34H187ZM192 35H193V34H192ZM192 35H191V37H192ZM196 35H197V34H196ZM202 35H204V34L202 33ZM220 35H221V33H220ZM225 35H226V34H225ZM11 36H12V35H11ZM17 36H19V35H17ZM67 36H68V35H67ZM94 36H95V35H94ZM107 36H109V35H107ZM107 36H106V37H107ZM126 36H127V34H126ZM135 36H136V35H135ZM137 36L139 37V35H137ZM167 36H168V35H167ZM167 36H166V37H167ZM193 36H194V35H193ZM217 36H218V35H217ZM222 36H223V35H222ZM235 36H236V35H235ZM235 36H234V38H235ZM245 36H246V35H245ZM0 37H1V36H0ZM24 37H26V36H24ZM33 37H34V36H33ZM40 37H41V36H40ZM43 37H44V36H43ZM68 37H69V36H68ZM86 37H87V35H86ZM89 37H91V36L89 35ZM100 37L102 38V36H100ZM113 37H114V36H113ZM123 37H124V36H123ZM123 37H122V38H123ZM138 37H137V38H138ZM146 37H147V36H146ZM153 37H154V36H153ZM160 37H161V36H160ZM168 37H169V36H168ZM173 37H174V36H173ZM187 37H188V36H187ZM2 38H4V37H2ZM12 38H14V37H12ZM74 38H75V37H74ZM81 38H82V36H81ZM94 38H96V37H94ZM111 38H112V37H111ZM130 38H131V37H130ZM203 38H204V37H203ZM211 38H212V37H211ZM211 38H210V41L212 40ZM214 38H215V37H214ZM214 38H213V39H214ZM216 38H218V37H216ZM241 38H243V37H241ZM245 38H246V37H245ZM245 38H243V39H245ZM14 39H17V38H14ZM19 39H20V38H19ZM33 39H35V38H33ZM59 39H60V38H59ZM66 39H67V38H66ZM99 39H100V38H98V40H99ZM107 39H108V38H107ZM147 39L149 40V38H147ZM151 39H152V38H151ZM158 39H160V38H158ZM162 39H163V38H162ZM167 39H168V38H167ZM183 39H184V37H183ZM189 39H190V38L188 37V41H189ZM195 39H196V37H195ZM197 39H198V38H197ZM205 39H206V38H205ZM221 39H222L223 41H225L226 38H221ZM221 39H220V40H221ZM0 40H1V39H0ZM24 40H25V39H24ZM26 40H28V39H26ZM39 40H40V38H39ZM48 40H50V39H48ZM70 40H71V39H70ZM70 40H69V41H70ZM72 40H73V39H72ZM72 40H71V41H72ZM98 40H96V41L98 42ZM104 40H105V38H104ZM112 40H113V39H112ZM123 40H124V39H123ZM131 40H132V39H131ZM135 40H136V39L134 38L133 43L136 42ZM148 40H147V41H148ZM172 40H173V39H172ZM186 40H187V39H186ZM199 40H200V38H199ZM208 40H209V39H208ZM216 40H217V39H216ZM220 40H218V41L220 42ZM233 40H234V39H233ZM238 40H239V39H238ZM241 40H242V39H241ZM245 40H246V39H245ZM19 41H20V40H19ZM34 41H35V40H34ZM43 41H44V40H43ZM79 41H80V40H79ZM94 41H95V40H94ZM110 41H111V40H110ZM113 41H115V40H113ZM120 41H122V40L120 39ZM120 41H119V43H120ZM141 41H142V39H141ZM145 41H146V40H145ZM154 41H156V43H157V40H154ZM163 41H165V40H163ZM181 41H182V40H181ZM193 41H194V40H193ZM213 41H215V40H213ZM213 41H212V42H213ZM235 41H237V40H235ZM262 41H263V40H262ZM8 42H9V41H8ZM14 42H15V41H13V43H14ZM20 42H21V41H20ZM36 42H37V41H36ZM45 42H46V41H45ZM45 42H44V43H45ZM54 42H55V41H54ZM60 42H62V41H60ZM60 42H59V43H60ZM86 42H87V41H86ZM92 42H93V41H92ZM103 42H104V41H103ZM106 42H109V40H107ZM122 42H124V41H122ZM138 42H140V41H138ZM143 42H144V41H143ZM165 42H166V41H165ZM190 42H191V41H189L188 44H189ZM196 42H198V41H196ZM196 42H195V46H194L193 48L195 49V47L198 45V46H197V47H198L197 49L199 50V49H200V48H199V47H200V46H199L200 44H197ZM212 42H210V43H212ZM225 42H226V41H225ZM4 43H5V42H4ZM30 43H31V42H30ZM50 43H52V42H50ZM87 43H89V42H87ZM109 43H110V42H109ZM113 43H114V42H113ZM116 43H118V41H117ZM161 43H162V42H161ZM166 43H167V42H166ZM178 43H179V40H178ZM210 43H208V45H209ZM214 43H215V42H214ZM232 43L234 44V41H232ZM236 43L239 44V42H236ZM241 43H242V42H241ZM245 43H246V42H245ZM248 43H249V42H248ZM1 44H2V43H1ZM19 44H20V43H19ZM25 44H26V43H23V45H25ZM37 44H38V43H37ZM39 44H41V43H39ZM45 44H46V43H45ZM48 44H49V42L47 43V45H48ZM66 44H67V43H66ZM70 44H71V43H70ZM76 44H77V43H76ZM80 44H81V47L84 45V44H82L81 42H80ZM102 44H103V43H102ZM147 44H148V43H147ZM152 44H153V42H152ZM158 44H160V43H158ZM164 44H165V43H164ZM179 44H180V43H179ZM191 44L194 45V43H191ZM196 44H197V45H196ZM203 44H204V41H203ZM217 44H219V43H217ZM242 44H243V43H242ZM4 45H5V44H4ZM13 45H14V44H13ZM21 45H22V44H21ZM28 45H29V44H28ZM31 45H32V44H31ZM47 45H46V46H47ZM50 45H51V44H50ZM57 45H58V44H57ZM64 45H65V44H64ZM71 45H72V44H71ZM78 45H79V42H78ZM87 45H88V44H87ZM94 45H95V44H94ZM94 45H93V46H94ZM100 45H101V44H100ZM144 45H145V44H144ZM185 45H186V44H185ZM185 45H184V46H185ZM214 45H215V44H214ZM214 45H213V48H214ZM229 45H231V44H229ZM0 46H1V45H0ZM10 46H11V45H10ZM26 46H27V44H26ZM26 46H25V47H26ZM35 46H36V45L34 44V47H33V48H35ZM52 46H53V45H52ZM69 46H70V45H69ZM73 46H75V45H73ZM84 46H85V45H84ZM84 46H83V47H84ZM105 46H106V45H105ZM108 46H109V45H108ZM153 46H154V45H153ZM171 46H172V45H171ZM173 46H174V43H173ZM176 46H177V45H176ZM190 46H191V45H190ZM206 46H207V45H206ZM211 46H212V45H211ZM244 46H245V45H244ZM1 47H3V46H1ZM6 47H7V46H6ZM30 47H31V46H30ZM43 47H44V46H43ZM75 47H76V46H75ZM78 47H79V46H78ZM95 47H96V46H95ZM109 47H110V46H109ZM141 47H142V46H141ZM178 47H179V46H178ZM180 47H181V46H180ZM185 47L187 48V45H186ZM185 47H184V48H185ZM201 47H202V46H201ZM217 47H218V45H217ZM225 47H226V46H225ZM228 47H231V46H228ZM228 47H227V49H228ZM232 47H233V46H232ZM11 48H13V47L11 46ZM15 48H16V47H15ZM47 48H48V47H46V49H47ZM56 48L58 49V48H60V47H56ZM63 48H64V47H63ZM86 48H87V47H86ZM97 48H98V47H97ZM106 48H107V47H106ZM127 48H128V47H127ZM148 48H149V47H148ZM160 48H161V46H160ZM169 48H170V47H169ZM190 48H191V47H190ZM222 48H223V47H222ZM222 48H221V50H222ZM233 48H234V47H233ZM246 48H247V47H246ZM246 48H245V49H246ZM6 49H7V48H6ZM36 49H37V47H36ZM46 49H44V50H46ZM48 49H49L50 51H52V50H51L52 48H48ZM48 49H47V50H48ZM54 49H55V48H54ZM72 49H73V48H72ZM84 49H85V48H84ZM98 49H99V48H98ZM100 49H101V48H100ZM100 49H99V50H100ZM111 49H112V48H110V51H111ZM115 49H116V48H115ZM115 49H114V50H115ZM155 49H156V51H155V53H156L158 48H155ZM162 49H163V48H162ZM170 49H171V48H170ZM201 49H202V48H201ZM207 49H208V48H207ZM215 49H216V47H215ZM247 49H248V48H247ZM249 49H250V48H249ZM251 49H252V48H251ZM251 49H250V50H251ZM7 50H9V49H7ZM38 50H40V49H38ZM58 50H61V48L58 49ZM77 50H78V49H77ZM91 50H92V49H91ZM99 50H98V51H99ZM105 50H106V49H105ZM125 50H127V49H125ZM136 50H137V49H136ZM151 50H152V47H151ZM178 50H179V49H178ZM178 50H177V51H178ZM198 50L195 49L194 52L197 51V52L199 53L200 51H198ZM231 50L233 51V49H231ZM235 50H236V48H235ZM250 50H249V51H250ZM0 51H1V50H0ZM10 51H11V50H10ZM13 51H14V50H13ZM17 51H18V50H17ZM40 51H41V50H40ZM50 51H49V53H50ZM62 51H63V50H62ZM83 51H84V50H83ZM93 51H94V50H93ZM100 51H102V50H100ZM106 51H107V50H106ZM106 51H105V53H106ZM110 51H108V52H110ZM115 51H116V50H115ZM144 51H145V50H144ZM168 51H170V50H168ZM177 51H176V52H177ZM187 51H188V50H187ZM202 51H203V50H201V52H202ZM213 51H214V50H213ZM246 51H247V50H246ZM249 51H247V52H249ZM14 52H15V51H14ZM19 52H20V51H19ZM89 52H90V51H89ZM113 52H114V51H113ZM113 52H112V54H113ZM117 52H120V51H117ZM126 52H127V51H126ZM126 52H125V53H126ZM129 52H130V51H129ZM159 52H160V51H159ZM161 52H162V51H161ZM201 52H200V53H201ZM219 52H220V51H219ZM233 52H235V51H233ZM233 52H232V53H233ZM239 52H240V51H239ZM0 53H1V52H0ZM3 53H4V52H3ZM23 53H24V52H23ZM26 53H27V52H26ZM42 53H43V52H42ZM69 53H70V52H69ZM71 53H72V52H71ZM73 53H75V51H74ZM77 53H78V52H77ZM82 53H83V52H82ZM87 53H88V52H87ZM132 53H133V52H132ZM146 53H147V52H146ZM149 53H150V52H149ZM149 53H148V55H149ZM178 53H180V51H179ZM181 53H182V50H181ZM181 53H180V54H181ZM189 53H190V52H189ZM200 53H199V55H200ZM206 53H207V52H206ZM206 53H205V54H206ZM208 53H209V52H208ZM216 53H218V52H216ZM232 53L229 52L228 54L230 55V54H232ZM36 54H37V53H36ZM44 54H45V52H44ZM59 54H60V53H59ZM107 54H109V53H107ZM114 54L117 55L116 52H115ZM114 54H113V55H114ZM123 54H124V53H123ZM123 54H122V55H123ZM143 54H144V52H143ZM143 54H142V55H143ZM159 54H160V53H159ZM162 54H163V52H162ZM166 54H167V53H166ZM169 54H170V53H169ZM175 54H176V53H175ZM195 54H196V53H195ZM211 54H212V53H211ZM211 54H210V55H211ZM228 54H226V55H228ZM240 54H241V52H240ZM5 55H6V54H5ZM39 55H40V53H39ZM46 55H47V54H46ZM55 55H56V54H55ZM76 55H77V54H76ZM81 55H82V54H81ZM91 55H92V54H91ZM95 55H96V54H95ZM104 55H105V54H104ZM113 55H112V56H113ZM115 55H114V58L116 57ZM122 55H121V56H122ZM125 55H126V54H125ZM129 55H130V54H129ZM148 55H147V56H148ZM181 55H182V54H181ZM193 55H194V53H193ZM199 55H198V56H199ZM218 55H219V54H218ZM235 55H236V53L234 54V56H235ZM259 55H260V54H259ZM1 56H2V55H1ZM16 56H17V55H16ZM19 56H20V55H19ZM19 56H18V57H19ZM29 56H30V55H29ZM37 56H38V55H37ZM59 56H60V55H59ZM61 56H62V54H61ZM67 56H68V55H67ZM74 56H75V55H74ZM77 56H78V55H77ZM79 56H80V55H79ZM82 56H83V55H82ZM84 56H85V55H84ZM105 56H106V55H105ZM109 56H110V55H108V57H109ZM127 56H128V55H127ZM138 56H140V55H138ZM155 56H156V55H155ZM160 56H161V54L159 55V57H160ZM183 56H184V55H183ZM185 56H186V55H185ZM190 56H191V55H190ZM205 56H207V55H205ZM219 56H220V55H219ZM219 56H218V57H219ZM18 57H17V58H18ZM22 57H23V56H22ZM22 57H21V58H22ZM31 57H32V56H31ZM46 57H47V56H46ZM55 57H56V56H55ZM57 57H58V56H57ZM63 57H65V55H64ZM70 57H72V55H71ZM85 57H86V56H85ZM110 57H111V56H110ZM122 57H123V56H122ZM159 57H158V58H159ZM169 57H171V56H169ZM181 57H182V56H181ZM193 57H194V56H193ZM200 57H201V56H200ZM208 57H209V56H208ZM214 57H215V55H214ZM222 57H223V55H221L220 58H222ZM232 57H233V56H232ZM237 57H238V56H237ZM256 57H258V56H256ZM25 58H26V56H25ZM33 58H35V56H34ZM39 58H40V57H39ZM47 58H49V57H47ZM52 58H53V57H52ZM66 58H69V57H66ZM90 58H91V56H90ZM90 58H89V59H90ZM97 58H98V57H97ZM103 58H104V56H103ZM112 58H113V57H112ZM129 58H130V56H129ZM133 58H134V57H133ZM135 58H137V57H135ZM144 58H146V57H144ZM147 58H148V57H147ZM175 58H176V57H175ZM175 58H174V60H175ZM177 58H178V57H177ZM188 58H192V56H191V57H188ZM198 58H199V57H198ZM210 58H211V57H210ZM241 58H242V57H241ZM258 58H259V57H258ZM13 59H14V58H13ZM23 59H24V58H23ZM29 59H30V58H29ZM29 59H28V60H29ZM35 59H36V58H35ZM35 59H34V60H35ZM40 59H41V58H40ZM49 59H51V57H50ZM61 59H62V58H61ZM63 59H64V58H63ZM82 59H83V58H82ZM107 59H108V58H107ZM141 59H143V57H142ZM193 59H194V58H193ZM224 59H228V58H224ZM234 59H235V58H234ZM256 59H257V58H256ZM260 59H261V58H259V60H260ZM7 60H9V57H8ZM11 60H12V59H11ZM21 60H22V59H21ZM34 60H32V61H34ZM37 60H38V59H37ZM54 60H55V59H54ZM59 60H60V59H59ZM78 60H79V59H78ZM84 60H85V59H84ZM86 60H87V58H86ZM98 60H99V59H98ZM112 60H113V59H112ZM147 60H148V59H147ZM161 60H162V59H161ZM177 60H178V59H177ZM185 60H186V59H185ZM203 60H204V59H203ZM203 60H202V61H203ZM205 60H207V62H208V59L205 58ZM212 60H214V59L212 58ZM212 60L210 59L209 61L211 62ZM262 60H263V59H262ZM9 61H10V60H9ZM12 61H14V60H12ZM52 61H53V60H52ZM74 61H76V60L74 59ZM103 61H104V60H103ZM117 61H118V60H117ZM125 61H126V60H125ZM128 61H129V59L127 60V62H128ZM137 61H138V60H137ZM175 61H176V60H175ZM175 61H173V62H175ZM192 61H193V60H192ZM217 61H218V60H217ZM263 61H264V60H263ZM263 61H262V63H263ZM3 62H4V60H3ZM19 62H20V61H19ZM21 62H22V61H21ZM44 62H45V61H44ZM48 62H50V61H48ZM48 62H47V63H48ZM67 62L70 63L69 61H67ZM67 62H66V63H67ZM83 62H84V61H83ZM110 62H111V61H110ZM132 62H133V61H132ZM132 62H131V63H132ZM135 62H136V61H134V63H135ZM138 62H139V61H138ZM150 62H151V61H150ZM155 62H157V61H155ZM161 62H162V61H161ZM178 62H179V61H178ZM180 62H181V61H180ZM182 62H183V61H182ZM194 62H196V61H194ZM198 62H199V61H198ZM207 62H206V64H207ZM260 62H261V61H260ZM5 63H6V61H5ZM13 63H15V61H14ZM25 63H26V62H25ZM61 63H62V62H61ZM68 63H67V64H68ZM105 63H108V62L106 61ZM118 63H119V62H118ZM121 63H122V62H121ZM128 63H129V62H128ZM128 63H127V64H128ZM146 63H147V62H146ZM202 63H203V62H202ZM262 63H261V64H262ZM1 64H2V63H1ZM6 64H8V63H6ZM21 64H22V63H21ZM36 64H37V63H36ZM41 64H42V62H41ZM80 64H81V63H80ZM93 64H94V63H93ZM93 64H92V65H93ZM97 64H98V63H97ZM110 64H113V63L111 62ZM115 64H116V63H115ZM123 64H124V63H122V65H123ZM132 64H133V63H132ZM155 64H156V63H155ZM155 64H154V65H155ZM256 64H257V63H256ZM256 64H255V65H256ZM11 65H12V64H11ZM14 65H15V64H14ZM14 65H13V67H14ZM18 65H19V64H18ZM25 65H27V64H25ZM33 65H34V64H32V66H33ZM63 65H65V63H64ZM81 65H82V64H81ZM86 65H87V64H85V65H83V66L85 67ZM89 65H90V64H89ZM98 65H99V64H98ZM104 65H105V64H104ZM104 65H103V67H104ZM117 65H118V64H117ZM119 65H120V64H119ZM122 65H121V66H122ZM124 65H125V64H124ZM182 65H183V64H182ZM203 65H204V63H203ZM208 65H209V64H208ZM263 65H264V64H263ZM1 66H2V65H1ZM21 66H22V65H21ZM27 66H28V65H27ZM34 66H36V65H34ZM39 66H40V65H39ZM47 66H50V64H48ZM52 66H53V64H52ZM72 66H73V65H72ZM90 66H91V65H90ZM95 66H97V65H95ZM95 66H94V67H95ZM126 66H127V65H126ZM126 66H125V68H126ZM130 66H131V65H130ZM132 66H133V65H132ZM135 66H136V65H135ZM135 66H134V67H135ZM145 66H146V65H145ZM161 66H162V65H161ZM183 66H184V65H183ZM187 66H188V65H187ZM195 66H196V65H195ZM197 66H198V65H197ZM204 66H205V65H204ZM204 66H202V68H203ZM206 66H207V65H206ZM250 66H251V65H250ZM253 66H254V65H253ZM18 67H19V66H18ZM23 67H24V65H23ZM30 67H31V65H30ZM41 67H42V66H40V68H41ZM43 67H44V64H43ZM84 67H82V68H84ZM86 67H87V66H86ZM103 67H102V68H103ZM110 67H112V66H109V68H110ZM134 67H133V69H134ZM154 67H155V66H154ZM184 67H186V66H184ZM191 67H192V66H191ZM200 67H201V66H200ZM256 67H257V66H256ZM15 68H16V67H15ZM24 68H25V67H24ZM24 68H23V69H24ZM27 68H28V67H27ZM40 68L38 67V68H36V69H40ZM49 68H50V67H49ZM49 68H48V69H49ZM58 68H59V67H58ZM60 68H62V67H60ZM64 68H65V67H64ZM72 68H73V67H72ZM122 68H124V67L122 66ZM122 68H121V69H122ZM127 68H128V66H127ZM129 68L131 69V67H129ZM129 68H128V69H129ZM142 68H143V67H142ZM156 68H157V67H156ZM178 68H179V67H178ZM196 68H197V67H196ZM198 68H199V66H198ZM206 68H207V67H206ZM212 68H213V67H212ZM231 68H232V67H231ZM254 68H255V66H254ZM254 68H253V69H254ZM12 69H13V68H12ZM44 69H45V68H44ZM66 69H67V68H66ZM68 69H69V67H68ZM77 69H78V67H77ZM79 69H80V68H79ZM92 69H93V68H92ZM92 69H91V70H92ZM136 69H138V68H136ZM175 69H176V68H175ZM175 69H172L173 72H175V71H174ZM185 69H186V68H185ZM237 69H238V68H237ZM18 70H19V69H18ZM18 70H17V71H18ZM20 70H21V69H20ZM20 70H19V71H20ZM33 70H34V69H33ZM69 70H70V69H69ZM73 70H74V69H73ZM83 70H84V69H83ZM94 70H95V68H94ZM141 70H142V69H141ZM150 70H151V69H150ZM205 70H206V69H205ZM235 70H236V69H235ZM243 70H244V69H243ZM17 71H16V72H17ZM22 71H23V70H21L20 72H22ZM34 71H36V70H34ZM37 71H38V70H37ZM40 71H41V70H40ZM45 71H46V70H45ZM50 71H51V70H50ZM79 71H80V70H79ZM84 71H85V70H84ZM87 71H88V70H87ZM95 71H97V70H95ZM106 71H107V70H106ZM106 71H104V72L106 73ZM110 71H111V70H110ZM124 71H125V70H124ZM131 71H132V70H131ZM180 71H181V70H180ZM182 71H183V70H182ZM182 71H181V72H182ZM188 71H189V70H188ZM191 71H193V69H192ZM195 71H197V69H196ZM232 71H234V70H232ZM256 71H257V70H256ZM1 72H2V71H1ZM48 72H49V71H48ZM56 72H58V71H56ZM77 72H78V70H77ZM90 72L93 73L92 71H90ZM99 72H100V71H99ZM126 72H127V70H126ZM128 72H129V71H128ZM128 72H127V73H128ZM135 72H136V71H135ZM146 72H147V71H146ZM189 72H190V71H189ZM200 72H201V71H200ZM208 72H209V71H208ZM227 72H230V71H227ZM241 72H242V70H241ZM25 73H26V72H25ZM27 73H28V71H27ZM43 73H44V72H43ZM66 73H67V72H66ZM71 73H72V72H71ZM73 73H75V72H73ZM78 73H79V72H78ZM91 73H90V74H91ZM97 73H98V72H97ZM118 73H119V71H118ZM139 73H140V72H139ZM179 73H180V72H179ZM198 73H199V70H198ZM238 73H240V72H238ZM39 74H40V73H38V74L36 73V75H35V74H33V75H34V76H37V75L39 76ZM94 74H95V73H94ZM123 74H124V73H123ZM123 74H120V75H123ZM130 74H131V73H130ZM130 74H129V75H130ZM134 74H135V73H134ZM189 74H190V73H189ZM227 74H228V73H227ZM229 74H230V73H229ZM243 74H244V73H243ZM245 74H246V73H245ZM245 74H244V75H245ZM250 74H251V73H250ZM8 75H9V74H8ZM28 75H29V74H28ZM33 75H32V76H33ZM81 75H82V73H81ZM107 75H108V74H107ZM120 75H119V76H120ZM127 75H128V74H127ZM146 75H147V74H146ZM148 75H149V74H148ZM184 75H185V74H184ZM184 75H181V76H184ZM187 75H188V74H186L185 76L187 77ZM200 75H201V74H200ZM225 75H226V74H225ZM236 75L238 76L237 73H236ZM247 75H248V73H247ZM247 75H245V76H247ZM260 75H261V74H260ZM263 75H264V74H263ZM19 76H20V75H19ZM26 76H27V75H26ZM50 76H51V75H50ZM55 76H56V75H55ZM55 76H54V77H55ZM57 76H58V75H57ZM59 76H60V75H59ZM71 76H74V74H73V75L71 74ZM71 76H70V79L72 78ZM78 76H80V75H78ZM88 76H89V75H88ZM102 76H103V75H102ZM104 76H105V75H104ZM115 76H116V75H115ZM140 76H141V75H140ZM188 76L190 77V75H188ZM192 76H193V75H192ZM223 76H224V75H223ZM230 76H231V74H230ZM251 76H252V75H251ZM24 77H25V76H24ZM24 77H23V78H24ZM46 77H47V76H46ZM62 77H63V76H62ZM84 77H85V76H84ZM143 77H144V76H143ZM147 77H148V76H147ZM221 77H222V76H221ZM235 77H236V76H235ZM247 77H248V76H247ZM247 77H246V78H247ZM1 78H3V77H1ZM26 78H27V77H26ZM48 78H49V77H48ZM48 78H47V79H48ZM68 78H69V76H68ZM87 78H88V77H87ZM87 78H86V79H87ZM99 78H100V75H99ZM124 78H125V77H124ZM134 78H135V77H134ZM227 78H228V77H227ZM263 78H264V77H263ZM28 79H30V78H28ZM38 79H39V78H38ZM38 79H37V80H38ZM59 79H60V78H59ZM59 79H58V80H59ZM64 79H65V78H64ZM72 79H74V78H72ZM72 79H71V80H72ZM81 79H82V78H81ZM86 79H85V80H86ZM222 79H223V78H222ZM225 79H226V78H225ZM256 79H258V78H256ZM0 80H1V79H0ZM40 80H41V78H40ZM60 80H61V79H60ZM85 80H84V82H85ZM99 80H100V79H99ZM124 80H125V79H124ZM133 80H134V79H133ZM133 80H132V81H133ZM229 80H230V78H229ZM241 80H242V79H241ZM13 81H14V80H13ZM32 81H33V80H32ZM32 81H31V82H32ZM52 81H53V83H55L54 80H52ZM77 81H78V80H77ZM79 81H80V79H79ZM146 81H147V80H146ZM210 81H211V79H210ZM216 81H217V80H216ZM219 81H220V80H219ZM222 81H223V80H222ZM225 81H226V80H225ZM230 81H231V80H230ZM232 81H233V80H232ZM234 81H236V80H234ZM251 81H252V80H251ZM251 81H250V83H251ZM262 81H263V80H262ZM0 82H1V81H0ZM65 82H66V81H65ZM91 82H92V79H91ZM105 82H106V81H105ZM137 82H138V81H137ZM149 82H150V81H148V83H149ZM154 82H156V81H154ZM168 82H169V81H168ZM241 82H242V81H241ZM258 82H259V81H258ZM4 83H5V82H4ZM7 83H8V82H7ZM11 83H12V82H11ZM13 83H14V82H13ZM28 83H29V82H28ZM43 83H44V82H43ZM48 83H49V82H48ZM56 83H57V82H56ZM73 83H74V82H73ZM89 83H90V82H89ZM150 83H151V82H150ZM222 83H223V82H222ZM222 83H220V84H222ZM226 83H227V82H226ZM228 83H229V82H228ZM46 84H47V83H46ZM50 84H51V83H50ZM63 84H64V83H63ZM65 84H66V83H65ZM65 84H64V85H65ZM68 84H69V83H68ZM81 84H82V83H81ZM81 84H80V85H81ZM84 84H86V83H84ZM87 84H88V83H87ZM100 84H103V83L100 82ZM105 84H106V83H105ZM105 84H104V86H105ZM136 84H137V83H136ZM208 84H209V83H208ZM220 84H219V86H220ZM223 84H224V83H223ZM231 84H233V82H231L230 85H231ZM243 84H245V83H243ZM254 84H255V83H254ZM37 85H38V83H37ZM48 85H49V84H48ZM48 85H47V86H48ZM61 85H62V84H61ZM61 85L58 84L57 87H58V86L61 87V90H62V89H63V87H62L63 85H62V86H61ZM69 85H71V84H69ZM72 85H74V84H72ZM72 85H71V86H72ZM107 85H108V83H107ZM109 85H110V84H109ZM109 85H108V86H109ZM131 85L133 86L134 84H131ZM149 85H150V84H149ZM149 85H148V86H149ZM161 85H162V84H161ZM211 85H212V84H211ZM213 85H214V84H213ZM213 85H212V87H213ZM217 85H218V84H217ZM225 85H226V84H225ZM227 85H228V84H227ZM235 85H238V82H237V84H235ZM258 85H260V84H258ZM6 86H8V85H6ZM9 86H10V85H9ZM38 86H39V85H38ZM71 86H70V88L72 89ZM74 86H76V85H74ZM86 86H88V85H86ZM98 86H99V84H98ZM137 86L139 87L140 85H137ZM148 86H147L146 88L149 89V88L151 87V88H152V92H153V86H150V87H148ZM154 86H155V85H154ZM168 86H169V85H168ZM203 86H204V85H203ZM207 86H209V85H207ZM207 86H206V88H207ZM215 86H216V84H215ZM231 86H232V85H231ZM247 86H248V85H247ZM247 86H246V88H247ZM253 86H254V85L252 84L251 87H253ZM55 87H56V86H55ZM94 87H95V86H94ZM109 87H110V86H109ZM111 87H112V86H111ZM143 87H145V86L143 85ZM171 87H172V86H171ZM204 87H205V86H204ZM209 87H210V86H209ZM220 87L222 88V85H221ZM241 87H242V85H241ZM243 87H244V86H243ZM249 87H250V86H249ZM33 88H34V87H33ZM40 88H41V87H40ZM45 88H46V87H45ZM48 88H49V87H48ZM48 88H47V89H48ZM51 88H53V87H51ZM64 88H65V87H64ZM66 88H67V87H66ZM85 88H86V87H85ZM99 88H100V87H99ZM99 88H98V89H99ZM127 88H128V87H127ZM127 88H126V89H127ZM129 88H130V86H129ZM146 88H144V89H146ZM158 88H159V87H158ZM167 88H168V87H167ZM167 88H166V89H167ZM175 88H176V87H175ZM210 88H211V87H210ZM2 89H4V88H2ZM35 89H36V88H35ZM59 89H60V88H59ZM68 89H69V87H68ZM78 89H79V88H78ZM83 89H84V86H83ZM89 89H92V88H89ZM93 89H94V88H93ZM96 89H97V88H96ZM105 89H108V87L105 88ZM105 89H104V90H105ZM111 89H112V88H111ZM134 89H135V87H134ZM138 89H139V88H138ZM141 89H142V88H141ZM148 89H146V92H149ZM154 89H155V88H154ZM170 89H171V88H170ZM170 89H169V90H170ZM172 89H174V88H172ZM182 89H183V88H182ZM197 89H198V91H201V90H199L200 88H197ZM228 89H229V88H228ZM249 89H250V88H249ZM254 89H255V88H254ZM261 89H262V88H261ZM13 90L16 91L15 89H13ZM17 90H18V89H17ZM36 90H37V89H36ZM51 90H52V89H51ZM63 90H64V89H63ZM81 90H82V89H81ZM99 90H100V89H99ZM101 90H103V89H101ZM101 90H100V91H101ZM112 90H113V89H112ZM127 90H128V89H127ZM127 90H126V91H127ZM129 90H130V89H129ZM135 90H137V89H135ZM135 90L132 89V91H135ZM139 90H140V89H139ZM139 90H138V91H139ZM147 90H148V91H147ZM155 90H156V89H155ZM164 90H165V88H164ZM167 90H168V89H167ZM218 90H219V89H218ZM233 90H235V89H233ZM257 90H258V89H257ZM257 90H256V91H257ZM2 91H3V90H2ZM5 91H6V90H5ZM11 91H12V90H11ZM38 91L40 92V90H38ZM43 91H44V90H43ZM54 91H57V89L54 90ZM54 91H53V92H54ZM90 91H91V90H90ZM90 91H88V92H90ZM94 91H95V90H94ZM109 91H110V90H109ZM142 91H143V90H142ZM156 91H157V90H156ZM182 91H183V90H182ZM196 91H197V90H196ZM196 91H195V92H196ZM210 91H211V90H210ZM228 91H229V90H228ZM251 91H252V89H251ZM262 91H263V89H262ZM8 92H9V91H8ZM39 92H38V93H39ZM41 92H42V91H41ZM45 92H47V91H45ZM50 92H51V91H49L48 93H50ZM65 92H66V91H64L62 94L65 95ZM75 92H76V91H75ZM75 92H73L72 95H75V94H74ZM79 92H80V90H79ZM79 92H76V93H79ZM91 92H93V91H91ZM110 92H112V91H110ZM128 92H129V91H128ZM135 92H136V91H135ZM159 92H160V91H159ZM174 92H176V91H174ZM213 92H214V91H213ZM230 92H231V89H230ZM10 93H11V92H10ZM10 93H9V94H10ZM38 93H37V94H38ZM48 93H47V94H48ZM58 93H60V92H58ZM58 93H57V94H58ZM69 93H71V92H69ZM69 93H68V95H69ZM95 93H96V92H95ZM98 93H99V92H98ZM101 93H102V91H101ZM106 93H107V91H106ZM124 93H125V92H124ZM140 93H141V92H140ZM140 93H139V94H140ZM160 93H161V92H160ZM199 93H202V92H199ZM209 93H211V92H209ZM217 93H218V92H217ZM223 93H224V92H223ZM239 93H240V92H239ZM255 93H256V92H255ZM261 93H263V92H261ZM261 93H258V94H261ZM2 94H3V92H2ZM13 94H14V93H13ZM13 94L11 93V95H13ZM17 94H20V92L18 91ZM35 94H36V93H35ZM43 94H44V93H42V95H43ZM52 94H53V93H52ZM54 94H55V93H54ZM111 94H112V93H111ZM130 94H131V93H130ZM134 94H135V93H134ZM151 94H152V93H151ZM155 94H157V93H155ZM170 94L173 95V93H170ZM180 94H181V93H180ZM226 94H227V93H226ZM235 94H237V93L233 92V95H235ZM240 94H241V93H240ZM243 94H244V93H243ZM245 94H246V93H245ZM249 94H250V93H249ZM6 95H7V94H6ZM50 95H51V93H50ZM55 95H56V94H55ZM60 95H61V94H60ZM125 95H126V94H125ZM128 95H129V94H128ZM128 95H127V96H128ZM146 95H147V94H146ZM146 95H144V96H146ZM148 95H149V94H148ZM167 95H168V94H167ZM167 95H166L165 97H167ZM197 95H198V94H197ZM199 95H200V94H199ZM217 95H218V94H217ZM217 95H216V96H217ZM231 95H232V94H231ZM237 95H238V94H237ZM253 95H254V94H253ZM9 96H10V95H9ZM53 96H54V95H53ZM53 96H52V97H53ZM57 96H58V95H57ZM57 96H56V97H57ZM66 96H67V95H66ZM81 96H82V95H81ZM85 96H86V95H85ZM92 96H93V94H92ZM182 96H183V95H182ZM191 96H192V95H191ZM193 96H195V93H194ZM207 96H208V95H207ZM207 96H205L204 98H206ZM219 96H220V95H219ZM240 96H241V95H240ZM245 96H246V95H245ZM248 96H249V95H248ZM2 97H3V95H2ZM24 97H26V96H24ZM47 97H48V96H47ZM72 97H73V96H72ZM79 97H80V96H79ZM90 97H91V96H90ZM96 97H97V96H96ZM101 97H102V96H101ZM146 97H147V96H146ZM168 97H169V96H168ZM179 97H180V96H179ZM221 97H222V96H221ZM250 97H251V95H250ZM250 97H247L248 99H247L246 97H244V98L247 99V100H251ZM258 97H259V95H258ZM261 97H262V96H261ZM263 97H264V96H263ZM6 98H8V97H6ZM9 98H11V97H9ZM9 98H8V99H9ZM21 98H23V95H22ZM21 98H20V99H21ZM40 98H41V97H40ZM44 98H45V97H44ZM50 98H51V97H50ZM128 98H129V97H128ZM161 98H162V97H161ZM172 98H173V97H172ZM192 98H193V97H191V99H192ZM195 98H196V96H195L193 99L195 100ZM199 98H200V97H199ZM199 98H198V99H199ZM210 98H211V97H209L208 100H209ZM237 98H238V96H237ZM239 98L242 100L241 97H239ZM253 98H254V97H253ZM4 99H5V98H4ZM18 99H19V98H18ZM56 99H57V98H56ZM65 99H66V98H65ZM76 99H77V98H76ZM129 99H131V98H129ZM129 99H127V100H129ZM137 99H139V98L137 97ZM159 99H160V98H159ZM185 99H186V98H185ZM202 99H203V97L201 98V100H202ZM235 99H236V98H235ZM5 100H6V99H5ZM12 100H13V99H12ZM23 100H24V99H23ZM27 100H28V99H27ZM54 100H55V99H54ZM81 100H82V99H81ZM89 100H90V99H89ZM135 100H136V99H135ZM140 100H141V99H140ZM146 100H147V99H146ZM153 100H154V99H153ZM168 100H169V99H168ZM171 100H172V99H171ZM179 100H180V99H179ZM210 100H211V99H210ZM218 100L220 101L221 99H218ZM233 100H234V99H233ZM238 100H239V99H238ZM241 100H240V101H241ZM258 100H259V99H258ZM16 101H18V100H16ZM19 101H21V100H19ZM25 101H26V99H25ZM29 101H30V100H29ZM74 101H76V100H74ZM85 101H86V100H85ZM156 101H157V100H156ZM164 101H165V100H164ZM186 101H187V100H186ZM198 101H200V100H198ZM206 101H207V100H206ZM213 101H214V100H213ZM245 101H246V100H245ZM245 101H244V102H245ZM253 101H254V100H253ZM4 102H5V101H4ZM26 102H27V101H26ZM59 102H60V101H59ZM103 102H104V101H103ZM132 102H134V101H132ZM136 102H137V101H136ZM142 102H144L143 99H142ZM142 102H141V103H142ZM151 102H152V101H151ZM157 102H158V101H157ZM159 102H160V101H159ZM181 102H182V101H181ZM203 102H205V100H203ZM203 102H201V103H203ZM242 102H243V101H242ZM247 102H248V101H247ZM249 102H250V101H249ZM9 103H10V102H9ZM17 103H18V102H17ZM23 103H24V102H23ZM27 103H29V102H27ZM84 103H85V102H84ZM86 103H87V102H86ZM160 103H161V102H160ZM173 103H174V102H173ZM186 103H187V102H185V104H186ZM193 103H194V101H193ZM211 103H213V102H211ZM211 103H210V104H211ZM226 103H228V102H225V101H224L223 104H226ZM231 103H232V102H231ZM231 103H230V104H231ZM240 103H241V102H240ZM250 103H251V102H250ZM262 103H264V102H262ZM3 104H5V103H3ZM6 104H7V103H6ZM6 104H5V105H6ZM25 104H26V103H25ZM56 104H57V103H56ZM69 104H70V103H69ZM143 104H144V103H143ZM145 104H147V103H145ZM154 104H155V103H154ZM176 104H177V103H176ZM176 104H175V105H176ZM182 104H183V103H182ZM196 104H197V103H196ZM199 104H200V102H199ZM216 104H217V102H216ZM230 104H229V105H230ZM238 104H239V103H238ZM7 105H8V104H7ZM9 105H10V104H9ZM12 105H14V104H12ZM12 105H11V106H12ZM22 105H23V104H22ZM22 105H20V106H22ZM27 105H28V104H27ZM31 105H32V104H31ZM173 105H174V104H173ZM173 105H172V106H173ZM186 105L189 106L188 104H186ZM186 105H185V106H186ZM197 105H198V104H197ZM197 105H194L193 108H196L195 106H197ZM202 105H203V104H202ZM217 105H220V104H217ZM226 105H227V104H226ZM231 105H232V104H231ZM231 105H230V106H231ZM233 105H234V104H233ZM251 105H252V104H251ZM251 105H250V106H251ZM254 105H255V104H254ZM254 105H252V107H253ZM258 105H259V104H258ZM15 106H16V105H15ZM17 106H18V105H17ZM61 106H65V105H61ZM61 106H60L59 108H61ZM66 106H67V105H66ZM70 106H71V105H70ZM76 106H77V105H76ZM100 106H101V105H100ZM113 106H114V105H113ZM125 106H127V105H125ZM131 106H132V105H131ZM162 106H163V105H162ZM164 106H165V105H164ZM168 106H169V105H168ZM187 106H186V107H187ZM200 106H201V105H200ZM204 106H205V105H204ZM230 106H229V107H230ZM241 106H242V105H241ZM3 107H4V106H3ZM3 107H2V109H3ZM7 107H9V106H7ZM13 107H14V106H13ZM24 107H25V106H24ZM24 107H23V108H24ZM32 107H33V106H32ZM32 107L30 106V109H31ZM56 107H57V106H56ZM129 107H130V106H129ZM173 107H174V106H173ZM191 107H192V106H191ZM201 107H202V106H201ZM214 107H215V106H214ZM220 107H221V106H220ZM222 107H223V106H222ZM226 107H228V106H226ZM233 107H234V106H233ZM233 107H232V108H233ZM235 107H236V106H235ZM243 107H244V106H243ZM246 107H247V106H246ZM254 107H255V106H254ZM260 107H261V103H260ZM10 108H11V107H10ZM14 108H15V107H14ZM14 108H13V110H14ZM16 108H17V107H16ZM27 108H29V106H27ZM34 108H35V107H34ZM75 108H76V107H75ZM92 108H94V107L92 106ZM123 108H124V106H123ZM125 108H126V107H125ZM132 108H133V107H132ZM161 108H162V107H161ZM166 108H167V107H166ZM166 108H165V109H166ZM169 108H170V107H169ZM183 108H184V107H183ZM203 108H204V107H203ZM208 108H209V106H208ZM208 108H206L207 111H208ZM210 108H212V107H210ZM230 108H231V107H230ZM257 108H259V107H257ZM6 109H7V108H6ZM61 109H62V108H61ZM108 109H112V108H108ZM119 109H120V108H119ZM142 109H143V108H142ZM167 109H168V108H167ZM179 109H180V108H179ZM204 109H205V108H204ZM244 109H245V108H244ZM248 109H249V107H248ZM263 109H264V108H263ZM0 110H1V109H0ZM9 110H10V109H9ZM28 110H29V109H27V111H28ZM33 110H34V109H33ZM35 110H36V109H35ZM35 110H34V111H35ZM62 110H63V109H62ZM94 110H96V109H94ZM106 110H107V109H106ZM125 110H126V109H125ZM130 110H131V108H130ZM172 110H173V109H172ZM188 110H189V109H187V111H188ZM209 110H210V109H209ZM221 110H222V109H221ZM230 110H231V109H230ZM236 110H238V109H236ZM252 110H253V109H252ZM259 110H260V108H259ZM261 110H262V109H261ZM261 110H260V111H261ZM10 111H11V110H10ZM14 111H15V110H14ZM21 111H23V110L21 109ZM21 111H20V112H21ZM36 111H37V110H36ZM104 111H105V109H104ZM108 111H110V110H108ZM108 111H107V113H108ZM111 111H113V110H111ZM117 111H118V110H116V112H117ZM131 111H132V110H131ZM131 111H129V112H131ZM133 111H134V110H133ZM137 111H138V110H137ZM184 111H185V110H184ZM196 111H197V110H196ZM202 111H203V109H202ZM207 111H206V112H207ZM216 111H217V110H216ZM216 111H215V112H216ZM223 111H224V110H223ZM248 111H249V110H248ZM255 111H256V110H255ZM263 111H264V110H263ZM263 111H262V113H263ZM1 112H3V111L1 110ZM7 112H8V111H7ZM94 112H95V111H94ZM94 112H93V113H94ZM121 112H122V111H121ZM126 112H128V110H126L125 113H126ZM138 112H139V111H138ZM156 112H157V111H156ZM162 112H163V111H162ZM185 112H186V111H185ZM203 112H205V111H203ZM209 112H210V111H209ZM232 112H233V111H232ZM256 112H257V111H256ZM11 113H12V112H11ZM22 113H23V112H22ZM32 113H33V112H32ZM84 113H85V112H84ZM107 113H106V114H107ZM134 113H135V112H134ZM139 113H140V112H139ZM146 113H147V112H146ZM148 113H149V110H148ZM197 113H198V112H197ZM211 113H212V112H211ZM218 113H220V112H218ZM222 113H223V112H222ZM242 113H243V112H242ZM242 113H241V114H242ZM244 113H246V112H244ZM262 113H261V114H262ZM4 114H5V113H3V116H5ZM25 114H26V113H25ZM25 114H24V115H25ZM28 114H29V113H28ZM28 114H27V115H28ZM34 114H35V113H34ZM97 114H98V113H97ZM111 114H112V113H111ZM116 114H117V113H116ZM121 114H123V113H121ZM126 114H127V113H126ZM126 114H124V115H126ZM132 114H133V113H132ZM140 114L142 115V113H140ZM153 114H154V113H153ZM161 114H162V113H161ZM163 114H164V112H163ZM209 114H210V113H209ZM212 114H213V113H212ZM227 114H228V113H227ZM234 114H236V113H234ZM247 114H248V113H247ZM247 114H246V115H247ZM249 114H250V113H249ZM257 114H258V113H257ZM257 114H256V115H257ZM6 115H7V114H6ZM17 115L19 116V113H18ZM35 115H36V114H35ZM82 115H83V114H82ZM102 115H103V114H102ZM108 115L110 116V114H107V117H108ZM134 115H135V114H134ZM164 115H165V114H164ZM167 115H169V114H167ZM201 115H202V114H201ZM203 115H204V114H203ZM215 115H216V114H215ZM218 115H219V114H218ZM237 115H238V114H237ZM242 115H243V114H242ZM253 115H254V114H253ZM15 116H16V115H15ZM29 116H30V115H29ZM29 116H28V117H29ZM36 116H37V115H36ZM43 116H44V115H43ZM45 116H46V115H45ZM84 116H85V115H84ZM87 116H88V115H87ZM89 116H90V115H89ZM99 116H100V115H99ZM111 116H112V115H111ZM111 116H110V118H111ZM114 116H115V115H114ZM120 116H121V115H120ZM120 116H119V117H120ZM145 116H146V115H145ZM147 116H148V115H147ZM152 116H153V115H152ZM195 116H196V115H195ZM220 116H221V114H220ZM224 116H225V115H224ZM234 116H235V115H234ZM251 116H252V115H251ZM8 117H9V116H8ZM25 117H26V116H25ZM30 117H31V116H30ZM40 117H41V116H40ZM101 117H102V116H101ZM101 117H100V118H101ZM107 117H106V118H107ZM150 117H151V116H150ZM193 117H194V116H193ZM215 117H216V116H215ZM256 117H257V116H256ZM261 117H262V116H261ZM2 118H3V117H2ZM2 118H0V119L4 122V119H2ZM15 118H16V117H15ZM21 118H22V117H21ZM34 118H35V117H34ZM46 118H48V117L46 116ZM46 118H45V119L43 118V119H44L45 121H48V122H49V119L47 120ZM57 118H58V117H57ZM57 118H56V119H57ZM69 118H70V117H69ZM75 118H76V117H75ZM77 118H78V117H77ZM96 118H97V117H96ZM103 118H104V117H103ZM110 118H109V119H110ZM116 118H117V117H116ZM122 118H123V117H122ZM126 118H127V117H126ZM132 118H133V116H132ZM135 118H136V117H135ZM138 118H139V117H138ZM143 118H144V117H143ZM155 118H156V117H155ZM161 118H163V117H161ZM164 118H165V117H164ZM189 118H191V117H189ZM198 118H199V117H198ZM213 118H214V116H213ZM213 118H211V119H213ZM220 118H221V117H220ZM233 118H234V117H233ZM235 118H236V117H235ZM248 118H250V117H248ZM22 119H24V118H22ZM36 119H38V118H36ZM39 119H40V118H39ZM50 119H51V118H50ZM59 119H60V117H59ZM59 119H58V120H59ZM61 119H63V117H62ZM89 119H90V118H89ZM98 119H99V118H98ZM112 119L115 120L114 118H112ZM128 119H129V118H128ZM199 119H201V118H199ZM199 119H198V121H199ZM203 119H204V118H203ZM224 119H225V118H224ZM224 119H223V120H224ZM238 119H239V118H238ZM246 119H247V118H245L244 120H246ZM254 119H256V118L254 117ZM1 120H0V121H1ZM9 120H11V119H9ZM19 120H20V119H19ZM52 120H53V119H52ZM100 120H101V119H100ZM117 120H118V119H117ZM125 120H126V119H125ZM136 120H138V119H136ZM155 120H156V119H155ZM157 120H158V119H157ZM157 120H156V121H157ZM159 120H160V119H159ZM169 120H170V119H169ZM182 120H183V119H182ZM184 120H185V119H184ZM187 120H188V119H187ZM191 120H192V119H191ZM218 120H220V119H218ZM221 120H222V118H221ZM221 120H220V122H221ZM226 120H227V119H226ZM244 120H243V121H244ZM248 120H249V119H248ZM258 120H259V119H258ZM13 121H14V120H13ZM27 121H28V120H27ZM30 121H31V120H30ZM32 121H33V120H32ZM37 121H38V120H37ZM37 121H36V122H37ZM45 121H44V122L40 121V122H41V123H45ZM68 121H69V120H68ZM71 121H72V120H70V123H71ZM76 121L78 122V120H76ZM91 121H92V120H91ZM96 121H98V120H96ZM130 121H131V120H130ZM145 121H146V120H145ZM145 121H144V122H145ZM149 121H150V120H149ZM166 121H167V120H166ZM170 121H172V120H170ZM170 121H169V122H170ZM189 121H190V120H189ZM198 121H197V122H198ZM205 121H206V119H205ZM212 121H213V120H212ZM214 121H215V120H214ZM229 121H230V120H229ZM241 121H242V120H241ZM241 121H240V123H238V124H241ZM250 121H251V120H250ZM14 122H15V121H14ZM24 122H25V121H24ZM36 122H35V123H36ZM56 122H58V121H56ZM60 122H61V121H60ZM89 122H90V120H89ZM103 122H104V121H103ZM108 122H109V121H108ZM119 122H120V121H119ZM158 122H159V121H158ZM158 122H157V123H158ZM173 122H174V121H173ZM173 122H172V123H173ZM195 122H196V121H195ZM197 122H196V123H197ZM200 122H201V120H200ZM224 122H227V123H228V121H225V120H224ZM231 122H232V121H231ZM231 122H230V123H231ZM237 122H238V121H237ZM1 123H2V122H1ZM15 123H16V122H15ZM15 123H14V124H15ZM27 123H28V122H27ZM32 123H34V122H32ZM32 123H31V124H32ZM35 123H34V124H35ZM61 123H62V122H61ZM70 123H66V124L69 125ZM83 123H85V122H83ZM106 123H107V122H106ZM111 123H112V122H111ZM139 123H140V121H139ZM149 123H150V122H149ZM162 123H163V122H162ZM178 123H179V121H178ZM189 123H190V122H189ZM198 123H199V122H198ZM198 123H197V124H198ZM205 123H206V122H205ZM207 123H209V122H207ZM216 123L218 124L219 121H218V122L216 121ZM221 123H222V122H221ZM232 123H233V122H232ZM243 123H244V122H243ZM246 123H247V122H246ZM249 123H250V122H249ZM254 123H255V122H254ZM5 124H6V123H5ZM5 124H4V125H5ZM9 124H10V122L8 123V125H9ZM20 124L22 125L23 123L20 122ZM24 124H25V127H27L26 123H24ZM37 124H38V123H37ZM37 124H36V125H37ZM45 124H46V123H45ZM54 124H55V123H54ZM57 124H58V123H57ZM93 124H94V123H93ZM108 124H109V123H108ZM123 124H124V122H123ZM125 124H126V123H125ZM137 124H138V122H137ZM153 124H154V123H153ZM153 124H152L151 126H153ZM165 124H167V123H165ZM174 124H175V123H174ZM180 124H181V123H180ZM199 124H200V123H199ZM202 124H203V122H202ZM202 124H201V125H202ZM224 124H225V123H223V125H224ZM236 124H237V123H235V125H236ZM255 124H256V123H255ZM17 125H18V124H17ZM40 125H41V124H40ZM42 125H43V124H42ZM47 125H48V124H47ZM58 125H59V124H58ZM60 125H61V124H60ZM70 125H71V124H70ZM81 125H82V124H81ZM90 125H91V124H90ZM95 125H96V124H95ZM97 125H99V122H98ZM105 125H106V124H105ZM130 125L133 126L132 123H131ZM148 125H149V124H148ZM157 125H158V124H157ZM159 125H160V123H159ZM194 125H195V123H194ZM206 125H207V124H206ZM206 125H205L204 127H206ZM213 125H214V124H213ZM246 125H247V124H246ZM251 125H252V124H251ZM261 125H262V124H261ZM12 126H13V125H12ZM23 126H24V125H23ZM30 126H31V125H30ZM38 126H39V125H38ZM38 126H37V127H38ZM43 126H45V125H43ZM48 126H49V125H48ZM55 126H56V124L54 125V127H55ZM61 126H63V125H61ZM61 126H60V127H61ZM72 126H74V125L72 124ZM78 126H79V125H78ZM93 126H94V125H93ZM99 126H101V124H100ZM107 126H108V125H107ZM118 126H119V125H118ZM120 126H121V125H120ZM144 126H145V125H144ZM174 126H175V125H174ZM196 126H197V125H195V127H196ZM209 126H210V125H209ZM231 126H232V125H231ZM236 126H239V125H236ZM242 126H243V125H242ZM255 126H256V125H255ZM13 127H14V126H13ZM35 127H36V126H35ZM37 127H36V128H37ZM56 127H57V126H56ZM76 127H77V126H76ZM76 127H74V128H76ZM90 127H92V126H89V127H87V128H90ZM101 127H102V128H105L106 126H105V127L101 126ZM116 127H117V126H116ZM124 127H125V126H124ZM166 127H168V126L166 125ZM200 127H201V126H200ZM202 127H203V126H202ZM216 127H218V126H216ZM226 127H229V126H226ZM243 127H245V126H243ZM1 128H4V127H1ZM5 128H6V127H5ZM18 128H19V127H18ZM18 128H16V129H18ZM74 128H73V129H74ZM79 128H80V127H79ZM111 128H112V127H111ZM111 128H110V130H111ZM114 128H115V127H114ZM121 128H122V127H121ZM140 128H141V127H140ZM146 128H147V125H146ZM162 128H163V127H162ZM176 128H177V127H176ZM184 128H185V127H184ZM197 128H198V126H197ZM197 128H195V129H197ZM206 128H208L207 130H211V128L209 129V127H206ZM220 128H222V127L220 126ZM231 128H232V127H231ZM236 128H237V127H236ZM238 128H239V127H238ZM245 128H246V127H245ZM249 128H251V127H249ZM252 128H254V127H252ZM255 128H256V127H255ZM259 128H263V127H259ZM259 128H258V129H259ZM10 129H11V128H10ZM23 129H24V128H23ZM25 129H26V128H25ZM25 129H24V130H25ZM47 129H48V128H47ZM53 129H54V128H53ZM57 129H58V127H57ZM63 129H64V128H63ZM63 129H61L62 131H60V132H63ZM107 129H108V127H107ZM128 129H130V128H128ZM174 129H175V128H174ZM195 129H194V130H195ZM200 129H201V128H200ZM200 129H199V131L197 130V132H200ZM213 129H214V127H213ZM222 129H223V128H222ZM222 129H220V130L222 131ZM225 129H226V128H225ZM229 129H230V128H229ZM234 129H235V126H234ZM256 129H257V128H256ZM5 130H6V129H5ZM20 130H21V129H20ZM28 130H29V129H28ZM33 130H34V129H33ZM35 130H36V129H35ZM49 130H50V129H49ZM51 130H52V129H51ZM76 130H77V129H76ZM78 130H79V129H78ZM78 130H77V131H78ZM86 130H87V129H86ZM95 130H97V129H95ZM104 130H105V129H104ZM108 130H109V129H108ZM110 130H109V131H110ZM145 130L147 131V129H145ZM149 130H150V129H149ZM216 130H217V129H216ZM218 130H219V129H218ZM218 130H217V131H218ZM236 130H237V132H238L239 129H236ZM242 130H243V129H242ZM247 130H248V129H247ZM247 130H246V131H247ZM1 131H2V130H1ZM10 131H14V130L12 129V130H10ZM17 131H18V130H17ZM29 131H31V130H29ZM38 131H39V130H38ZM42 131H43V130H42ZM46 131H47V130H46ZM64 131H66V130H64ZM82 131H83V130H82ZM91 131H92V130H91ZM91 131H89V132L91 133ZM98 131H99V130H98ZM102 131H103V130H102ZM114 131H115V130H114ZM120 131H121V130H120ZM129 131H130V130H129ZM138 131H139V130H138ZM162 131H163V130H162ZM168 131H169V130H168ZM168 131H167V132H168ZM171 131H172V130H171ZM171 131H170V133H171ZM183 131H184V130H183ZM185 131H186V130H185ZM185 131H184V132H185ZM205 131H206V129H205ZM212 131H213V130H211L210 132H212ZM243 131H245V130H243ZM246 131H245V132H246ZM251 131L253 132L254 130L252 129ZM40 132H41V130H40ZM68 132H70V131H68ZM79 132H80V130H79ZM79 132H77V133H79ZM95 132H97V131H95ZM100 132H101V131H100ZM126 132H127V131H126ZM126 132H125V133H126ZM147 132H148V131H147ZM151 132H152V131H151ZM179 132H180V131H179ZM232 132H234V131H232ZM252 132H251V133H252ZM254 132H255V131H254ZM254 132H253V133H254ZM261 132H263V129H262ZM0 133H1V132H0ZM19 133H20V132H19ZM21 133H22V131H21ZM27 133H28V132H27ZM31 133H32V132H31ZM33 133H34V132H33ZM46 133H47V132H46ZM46 133L43 134L45 137H46V135H45ZM75 133H76V131H75ZM81 133H82V132H81ZM86 133H88V132H86ZM97 133H98V132H97ZM122 133H123V132H122ZM122 133H121V134H122ZM128 133H129V132H128ZM152 133H153V132H152ZM152 133H151V134H152ZM156 133H157V132H156ZM158 133H159V132H158ZM168 133H169V132H168ZM172 133H173V131H172ZM176 133H177V132H176ZM200 133H203V132L201 131ZM214 133H215V132H212L211 134L214 135ZM216 133H217V132H216ZM216 133H215V134H216ZM218 133H219V132H218ZM218 133H217V134H218ZM221 133H222V132H221ZM248 133H249V132H248ZM4 134H5V132H4ZM7 134H8V133H7ZM51 134H52V133H51ZM66 134H67V133H66ZM69 134H71V133H69ZM93 134H94V133H93ZM95 134H96V133H95ZM103 134H104V133H103ZM108 134H109V133H108ZM138 134H139V133H138ZM154 134H155V131H154ZM154 134H153V135H154ZM160 134H161V133H160ZM187 134H188V133H187ZM187 134L185 135L186 137H187ZM189 134H190V132H189ZM219 134H220V133H219ZM225 134L228 135V133H225ZM236 134H238V133H236ZM239 134H240V135H239V139H241V138H240L241 133L239 132ZM257 134H258V133H257ZM257 134H256V135H257ZM262 134H264V133H262ZM1 135H3V134H1ZM11 135H12V134H11ZM24 135H25V134H24ZM32 135H33V134H32ZM47 135H48V134H47ZM77 135H78V134H77ZM81 135H82V134H81ZM81 135H80V136H81ZM100 135H101V134H100ZM106 135H107V134H106ZM111 135H112V134H111ZM111 135H110V136H111ZM113 135H114V134H113ZM124 135H125V134H124ZM134 135H135V133H134ZM145 135H146V134H145ZM163 135H164V134H163ZM175 135H176V134H175ZM175 135H174V137H175ZM193 135H194V134H193ZM193 135L191 134V136H193ZM202 135H203V134H202ZM202 135H201V136H202ZM206 135H207V134H206ZM221 135H223V134H221ZM253 135H255V134H253ZM8 136H9V135H8ZM22 136H23V135H22ZM30 136H31V135H30ZM36 136H38V135H36ZM44 136H43V138H44ZM48 136H49V135H48ZM48 136H47V137H48ZM53 136H54V135H52V137H53ZM61 136H62V135H61ZM67 136H68V134H67ZM72 136H73V135H72ZM85 136H86V135H85ZM85 136H84V137H85ZM101 136H102V135H101ZM101 136H100V137H101ZM120 136H121V135H120ZM160 136H161V135H160ZM185 136H183V137H185ZM188 136H189V135H188ZM194 136H195V135H194ZM207 136H208V135H207ZM210 136H211V135H210ZM228 136H230V135H228ZM231 136H233V135H231ZM242 136H243V138H244V135H242ZM248 136H249V134H247V137H248ZM257 136L259 137L260 135H257ZM257 136H256V137H257ZM0 137H1V136H0ZM3 137H4V136H3ZM39 137H40V136H39ZM52 137H51V139L54 138V137H53V138H52ZM55 137L57 138V136H55ZM59 137H60V135H59ZM74 137H76V135H75ZM126 137H128V136H126ZM137 137H138V136H137ZM137 137H136V138H137ZM146 137H148V135H147ZM158 137H159V135H158ZM161 137H162V136H161ZM172 137H173V136H172ZM181 137H182V136H181ZM181 137H180V138H181ZM189 137H190V136H189ZM189 137H187V138H189ZM202 137H203V136H202ZM217 137H218V136H217ZM219 137H221V136H219ZM223 137H224V136H223ZM223 137H221V138H223ZM233 137H234V136H233ZM233 137H232V142H233V140L235 139V138L233 139ZM258 137H257L256 140H258ZM4 138H5V137H4ZM4 138H3V139H4ZM13 138H14V135H13ZM19 138H20V137H19ZM19 138H18V139H19ZM31 138H32V136H31ZM31 138H30V139H31ZM48 138H49L48 141H50V136H49ZM56 138H55V139H56ZM72 138H73V137H72ZM72 138H71V140H72ZM88 138H89V136L87 137V139H88ZM103 138H104V137H103ZM109 138H110V137H109ZM114 138H115V137H114ZM151 138H152V137H151ZM177 138H178V137H177ZM200 138H201V137H200ZM208 138H210V137L208 136ZM212 138H213V137H212ZM214 138H215V135H214ZM224 138H227V139H228V137H224ZM229 138H230V137H229ZM245 138H246V137H245ZM249 138H250V136H249ZM262 138H263V137H262ZM3 139H2V140H3ZM8 139H9V137H7V140H8ZM41 139H42V138H41ZM58 139H59V138H58ZM64 139H65V138H64ZM64 139L62 138V140H64ZM68 139L70 140V138H68ZM93 139H94V138H93ZM128 139H130V138H128ZM132 139H135V138H132ZM132 139H131V140H132ZM144 139H145V138H144ZM160 139H161V138H160ZM167 139H168V138H167ZM205 139H206V137H205ZM219 139H220V138H218V140H219ZM227 139H226V140H227ZM246 139H247V138H246ZM252 139H253V137H252ZM254 139H255V138H254ZM2 140H1V141H2ZM10 140H11V139H10ZM16 140H17V139H16ZM74 140H75V139H74ZM82 140H83V139H82ZM84 140H86V139H84ZM90 140L92 141L91 138H90ZM94 140H95V139H94ZM99 140H100V139H99ZM106 140H107V139H106ZM131 140H130V141H131ZM139 140H140V139H139ZM150 140H151V139H150ZM157 140H158V139H157ZM165 140H166V139H165ZM168 140H169V139H168ZM170 140H171V139H170ZM175 140H177V139H175ZM202 140H204V139L202 138ZM208 140H209V139H208ZM214 140H215V139H214ZM236 140H237V138H236ZM243 140H245V139H242V141H243ZM249 140H251V138H250ZM1 141H0V142H1ZM11 141H12V140H11ZM17 141H18V140H17ZM21 141L23 142V140H21ZM21 141L19 140V142H21ZM28 141H29V139H28ZM30 141H31V140H30ZM30 141H29V142H30ZM36 141H38V140H36ZM36 141H33V142H36ZM44 141H45V140H44ZM46 141H47V140H46ZM51 141H52V140H51ZM51 141H50V142H51ZM65 141H66V140H65ZM65 141H64V142H65ZM75 141H77V140H75ZM86 141H87V140H86ZM91 141H90V142H91ZM97 141H98V139H97ZM210 141H211V140H210ZM215 141H216V140H215ZM222 141H223V139H221V142H222ZM234 141H235V140H234ZM242 141H241V142H242ZM247 141H248V140H247ZM247 141H246V142L244 141V143L247 144ZM251 141H252V140H251ZM39 142H40V141H39ZM62 142H63V141H62ZM80 142H81V141H80ZM80 142H79V143H80ZM84 142H85V141H84ZM84 142H83V143H84ZM99 142H101V141H99ZM137 142H138V141H137ZM140 142H141V141H140ZM140 142H139V143H140ZM144 142H145V141H144ZM166 142H167V141H166ZM172 142H174V141H172ZM176 142H177V141H176ZM176 142L174 143L175 145H177ZM181 142H182V141H181ZM204 142H205V141H204ZM216 142H217V141H216ZM218 142H219V141H218ZM221 142H220V143H221ZM228 142H229V141H228ZM238 142H239V141H238ZM258 142H259V141H258ZM1 143H2V142H1ZM23 143H24V142H23ZM26 143H27V142H26ZM30 143H31V142H30ZM37 143H38V142H37ZM74 143H75V142H74ZM85 143H86V142H85ZM101 143H102V142H101ZM133 143H134V140H133ZM141 143H142V142H141ZM141 143H140V146H141V145L143 146V144H141ZM161 143H162V142H161ZM188 143H189V142H188ZM209 143H210V142H209ZM214 143H215V142H214ZM220 143H219L218 145H220ZM233 143H234V142H233ZM235 143H236V142H235ZM248 143H250V142H248ZM261 143H263V142H261ZM3 144H5V143H3ZM28 144H29V143H28ZM38 144H39V143H38ZM43 144H45V143H43ZM55 144H56V143H55ZM55 144H54V145H55ZM59 144H60V143H59ZM64 144H65V143H64ZM64 144H63V145H64ZM81 144H82V143H81ZM95 144H96V143H95ZM110 144H113V143L111 142ZM114 144H115V142H114ZM123 144H125V143H123ZM155 144H156V143H155ZM155 144H154V145H155ZM170 144H171V143H170ZM195 144H196V143H195ZM223 144H225V146H226V143H223V142H222L221 145L223 146ZM230 144H231V143L229 142V145H230ZM238 144H239V143H238ZM240 144H241V143H240ZM250 144H251V143H250ZM6 145H7V144H6ZM12 145H13V144H12ZM16 145H17V144H16ZM16 145H15V146H16ZM21 145H22V144H21ZM24 145H25V144H24ZM26 145H27V144H26ZM31 145H32V144H31ZM51 145H53V144H51ZM67 145L71 146L70 144H67ZM74 145H75V144H74ZM89 145H90V144H89ZM106 145H107V144H106ZM118 145L120 146V144H118ZM128 145H131V144H128ZM136 145H138V144H136ZM149 145H152V144L150 143V144H148V146H149ZM159 145H160V144H157V145H155V146H159ZM162 145H163V144H162ZM181 145H183V144H181ZM187 145H188V144H187ZM189 145H190V144H189ZM191 145H192V144H191ZM207 145H208V144H207ZM221 145H220L218 148L222 147ZM234 145H235V144H234ZM234 145H233V146H234ZM247 145H248V144H247ZM261 145H262V144H261ZM261 145H260V147H261ZM1 146H3V145H1ZM1 146H0V148H1ZM32 146H33V145H32ZM34 146H35V145H34ZM41 146H42V144H41ZM41 146H39V147H41ZM69 146H67V147H69ZM72 146H73V145H72ZM72 146H71V147H72ZM104 146H105V145H104ZM119 146H118V148H119ZM123 146H124V145H123ZM125 146H127V145H125ZM142 146H141V147H142ZM212 146H214V145H212ZM215 146H216V145H215ZM233 146H232V147H233ZM251 146H252V145H251ZM253 146H254V145H253ZM257 146H258V144H257ZM262 146H263V145H262ZM19 147H20V146H19ZM19 147H18V148H19ZM24 147H25V146H24ZM26 147H29V146H26ZM30 147H31V146H30ZM48 147H49V146H48ZM48 147H47V149L50 148V147H49V148H48ZM54 147H55V146H54ZM59 147H60V146H59ZM65 147H66V146H65ZM77 147H78V146H77ZM77 147H76V148H77ZM89 147H90V146H89ZM105 147H106V146H105ZM105 147H104V148H105ZM127 147H128V146H127ZM127 147H125V148H127ZM138 147H139V146H138ZM169 147H170V146L168 145L167 148H169ZM216 147H217V146H216ZM226 147H227V146H226ZM234 147H235V146H234ZM238 147H239V146H238ZM15 148H16V147H15ZM18 148H17V149H18ZM34 148H35V147H34ZM34 148H33V149H34ZM72 148H73V147H72ZM97 148H99V147H97ZM106 148H107V147H106ZM112 148H113V147H112ZM118 148H117V149H118ZM123 148H124V147H123ZM123 148L120 147L119 149H121V151H122V150H124ZM144 148H145V146H144ZM154 148H155V147H154ZM159 148H160V147H159ZM172 148H173V147H172ZM180 148H181V147H180ZM180 148H179V149H180ZM191 148H192V146H191ZM191 148H189V149H191ZM243 148H244V146H243ZM243 148L241 149V146H240V149H241V150H243ZM246 148H247V147H246ZM250 148H251V147H250ZM255 148H256V147H255ZM257 148H259V147H257ZM257 148H256V149H257ZM262 148H264V147H262ZM6 149H7V148H6ZM23 149H24V148H22V150H23ZM37 149H38V148H36V149H34V150H37ZM79 149H80V146H79ZM92 149H93V148H92ZM92 149H91V151H92ZM133 149H135V148L132 147V150H131V151H133ZM136 149H137V148H136ZM136 149H135V153L137 154L136 151H137L138 149H137V150H136ZM146 149H147V148H146ZM146 149H145V150H146ZM152 149H153V148H152ZM157 149H158V148H157ZM161 149H162V148H161ZM177 149H178V148H177ZM197 149H198V148H197ZM207 149H208V148H207ZM213 149H214V148H213ZM220 149H222V148H220ZM225 149L227 150V148H225ZM231 149H232V148H231ZM256 149H255V150H256ZM259 149H260V148H259ZM259 149H258L257 151H260ZM11 150H12V149H11ZM51 150H52V149H51ZM70 150H71V149H70ZM112 150H113V149H112ZM115 150H116V148H115ZM115 150H114V151H115ZM149 150H151V146H150V149H149ZM154 150H155V149H154ZM158 150H159V149H158ZM184 150H185V148H184ZM205 150H206V149H205ZM235 150H236V153H237V148H236ZM235 150H234V148H233L234 154H235ZM238 150H239V148H238ZM262 150H263V149H262ZM3 151H4V150H3ZM16 151H18V150H16ZM37 151H38V150H37ZM54 151H55V149L53 150V152H54ZM56 151H58V150H56ZM71 151H72V150H71ZM86 151H87V150H86ZM98 151H99V149H98ZM121 151H120V152H121ZM139 151H140V150H139ZM141 151H142V150H141ZM143 151H144V150H143ZM173 151H175V150L173 149ZM195 151H196V150H195ZM201 151H202V150H201ZM216 151H217V150H216ZM220 151H221V150H220ZM239 151H240V150H239ZM243 151H245V150H243ZM246 151H248V150H246ZM246 151H245V152H246ZM8 152H9V150H8ZM8 152L6 151V153H8ZM23 152H24V151H23ZM28 152H29V151H28ZM43 152H44V151H43ZM43 152L41 151V153H43ZM68 152H69V151H68ZM75 152H76V151H75ZM88 152H89V151H88ZM93 152H94V151H93ZM100 152H101V151H100ZM108 152H109V151H108ZM127 152H128V151H127ZM127 152H126V153H127ZM133 152H134V151H133ZM133 152H132V153H133ZM150 152H151V151H150ZM189 152H190V151H189ZM196 152H198V151H196ZM199 152H200V151H199ZM208 152H209V151H208ZM208 152H207V153H208ZM226 152H227V151H226ZM260 152H261V151H260ZM26 153H27V152H26ZM38 153H39V152H38ZM46 153H47V152H46ZM55 153H56V152H55ZM70 153H72V152H70ZM84 153H85V150H84ZM96 153H97V152H96ZM128 153H130V152H128ZM147 153H148V152H147ZM152 153H153V152H152ZM158 153H159V152H158ZM160 153H161V152H160ZM166 153H167V152H166ZM166 153L164 152V155H166ZM168 153H169V152H168ZM185 153H186V152H185ZM194 153H195V152H194ZM220 153H221V152H220ZM222 153H223V151H222ZM229 153H230V152H229ZM240 153H241V152H240ZM247 153H249V152H247ZM257 153H258V152H257ZM0 154H2V152H1ZM9 154H11V152L8 153V155H9ZM20 154H22V152H20ZM24 154H25V152H24ZM49 154H50V153H49ZM49 154H48V156H50ZM52 154H53V153H52ZM86 154H87V152H86ZM89 154H90V153H89ZM99 154H100V153H99ZM120 154H121V153H120ZM140 154H141V153H140ZM176 154H177V153H176ZM176 154H175V156H176ZM181 154H183V153H181ZM181 154H180V155H181ZM186 154H190V153H186ZM200 154H201V153H200ZM202 154H203V153H202ZM212 154H213V153H212ZM224 154H225V153H223V156H225ZM3 155H4V154H3ZM34 155H35V154H34ZM34 155H33V156H34ZM55 155H56V154H55ZM64 155H65V154H64ZM105 155H106V152H105ZM133 155H134V154H133ZM148 155H149V154H148ZM151 155H152V154H151ZM183 155H184V154H183ZM195 155H196V154H195ZM227 155H228V154H227ZM236 155L239 156L238 154H236ZM247 155H248V154H247ZM249 155H251V154H249ZM257 155H258V154H257ZM262 155L264 156V154H262ZM21 156H22V155H21ZM51 156H53V155H51ZM51 156H50V157H51ZM57 156H58V155H57ZM62 156H63V155H62ZM84 156H85V155H84ZM89 156H90V155H89ZM110 156H111V155H110ZM120 156H121V155H120ZM130 156H132V155L130 154ZM135 156H137V155H135ZM135 156H134V157H135ZM139 156H140V155H139ZM155 156H156V155H155ZM157 156H158V159H161V158H159V154H158ZM178 156H179V155H178ZM178 156H177V157H178ZM198 156H199V154H198ZM202 156H203V155H202ZM221 156H222V155H221ZM223 156H222V157H223ZM229 156H230V155H229ZM231 156H232V155H231ZM242 156L245 157L244 155H242ZM2 157H3V156H2ZM2 157H1V159H2ZM4 157H6V156H4ZM4 157H3V158H4ZM18 157H19V156H18ZM34 157H35V156H34ZM34 157H33V158H34ZM42 157H43V156H41V158H42ZM58 157H59V156H58ZM73 157H74V156H73ZM92 157H93V156H92ZM104 157H106V156H104ZM107 157H109V156H107ZM116 157H118V156H116ZM140 157H141V156H140ZM181 157H182V156H181ZM181 157H180V159H181ZM199 157H200V156H199ZM204 157H205V156H204ZM248 157H249V156H248ZM13 158H15V157L13 156ZM36 158H37V157H36ZM41 158H40V159H41ZM46 158H48V157L46 156ZM46 158H45V159H46ZM74 158H75V157H74ZM113 158H115L114 155H113ZM147 158H148V157H147ZM149 158H150V157H149ZM166 158H167V156H166ZM170 158H171V156H170ZM184 158H185V157H184ZM200 158H201V157H200ZM202 158H203V157H202ZM236 158H237V157H236ZM249 158H250V157H249ZM258 158H259V157H258ZM261 158H262V157H261ZM261 158H260L259 160H261ZM8 159H9V158H8ZM16 159L18 160V158H16ZM45 159H44V160H45ZM48 159H50V158H48ZM54 159H55V158H54ZM101 159H102V158H101ZM137 159H138V158H137ZM141 159H142V158H141ZM141 159H140V160H141ZM151 159H153V158H151ZM151 159H150V160H151ZM164 159H165V158H164ZM191 159H192V158H191ZM196 159H197V158H196ZM244 159H245V158H244ZM251 159H252V158H251ZM253 159H254V158H253ZM11 160H12V159H11ZM26 160H28V159L26 158ZM30 160H32V159H30ZM38 160H39V159H38ZM41 160H42V159H41ZM59 160H60V159H59ZM66 160H67V159H66ZM128 160H129V159H128ZM145 160H146V158H145ZM145 160H144V161H145ZM165 160H166V159H165ZM178 160H179V159H178ZM198 160H199V159H198ZM198 160H197V161H198ZM207 160H208V159H207ZM239 160H240V159L238 158V162H240ZM246 160H247V159H246ZM257 160H258V159H257ZM3 161H4V160H3ZM5 161H6V160H5ZM7 161H8V160H7ZM21 161H22V160H21ZM32 161H33V160H32ZM32 161H31V162H32ZM36 161H37V159H36ZM74 161H75V160H74ZM74 161H71V162L74 163ZM79 161H80V160H79ZM82 161H86V160H83V159H82ZM82 161H81V162H82ZM110 161H111V160H110ZM114 161H115V160H114ZM131 161H132V160H131ZM133 161H134V160H133ZM133 161H132V162H133ZM137 161H138V160H137ZM141 161H143V160H141ZM151 161H152V160H151ZM151 161H150V163H151L150 165H152V163H154V164L156 165L155 162H151ZM172 161H174V160H172ZM195 161H196V160H195ZM208 161H210V160H208ZM225 161H226V160H225ZM250 161H252V160H250ZM9 162H10V161H9ZM14 162H16V161H14ZM14 162H13V163H14ZM22 162H23V161H22ZM26 162H27V161H26ZM40 162H41V161H40ZM56 162H57V160H56ZM60 162H61V160H60ZM62 162H65V161L62 160ZM62 162H61V163H62ZM71 162H70L69 164H73V163H71ZM95 162H97V161H95ZM148 162H149V161H148ZM164 162H165V161H164ZM200 162H201V161H200ZM243 162H245V161H243ZM246 162H247V161H246ZM6 163H7V162H6ZM13 163L11 162V164H13ZM41 163H43V162H41ZM54 163H55V162H54ZM54 163H53V165H54ZM83 163H84V162H82V165H83ZM98 163H100V162H98ZM112 163H113V162H111L110 164L113 165ZM120 163H121V162H120ZM158 163H159V161H158ZM166 163H168V162H166ZM169 163H170V162H169ZM173 163H174V162H173ZM182 163L185 164L186 162H182ZM198 163H199V162H198ZM204 163H205V161H204ZM214 163H215V162H214ZM220 163H221V162H220ZM234 163H235V162H234ZM236 163H237V162H236ZM249 163H250V162H249ZM254 163H256V162H254ZM259 163H260V162H259ZM18 164H19V163H18ZM21 164H22V163H21ZM25 164H27V166H29V165H28V162L25 163ZM36 164H37V163H36ZM43 164H44V163H43ZM43 164H42V165H43ZM59 164H60V163H59ZM93 164H94V168H95V163H93ZM105 164H106V163H105ZM107 164H108V163H107ZM129 164H130V163H129ZM129 164H128V165H129ZM141 164H142V163H141ZM141 164H140V165H141ZM175 164H177V163H174V165H175ZM209 164H210V162H209ZM241 164H242V163H241ZM247 164H248V162H247ZM260 164H261V163H260ZM262 164H263V163H262ZM262 164H261V165H262ZM8 165H9V164H8ZM22 165H23V164H22ZM22 165H21V166H22ZM33 165H34V164H33ZM75 165H76V162H75ZM84 165H85V163H84ZM98 165H99V164H98ZM130 165H131V164H130ZM137 165H138V163H137ZM145 165H147V164H145ZM160 165H161V164H160ZM165 165H166V164H164V167H165ZM169 165H170V164H169ZM181 165H182V164H181ZM186 165H187V164H186ZM199 165H200V164H199ZM203 165H204V164H203ZM214 165H215V164H212L213 167H215ZM237 165H238V164H237ZM237 165H236V166H237ZM263 165H264V164H263ZM263 165H262V166H263ZM6 166H7V165H6ZM6 166H5V167H6ZM25 166H26V165H25ZM36 166H37V165H36ZM36 166H35V167H36ZM38 166H39V165H38ZM38 166H37V167H38ZM49 166H50V164H49ZM60 166H61V164H60ZM69 166H70V165H69ZM71 166H72V165H71ZM88 166H90V165H88ZM100 166H101V165H100ZM121 166H122V165H121ZM131 166H132V165H131ZM141 166H142V165H141ZM161 166H162V165H161ZM187 166H188V168H189V167L192 168L191 166H194V165H187ZM196 166H197V165H196ZM205 166H207V165H205ZM205 166H204V168H205ZM229 166H230V164H229ZM229 166H228V168H229ZM239 166H240V164H239ZM250 166L252 167V165H250ZM250 166H249V167H250ZM253 166H254V165H253ZM262 166H261V167H262ZM3 167H4V166H2V168H3ZM31 167H34V166H31ZM45 167H48V166H45ZM45 167H44V168H45ZM101 167H102V166H101ZM113 167H114V166H113ZM115 167H116V166H115ZM157 167H158V166H157ZM166 167H167V166H166ZM170 167H171V165H170ZM174 167H175V166H174ZM209 167H210V166H209ZM223 167H224V166H223ZM230 167H233V166H230ZM240 167H242V166H240ZM251 167H250V168H251ZM12 168H15V167L12 166ZM17 168H18V167H17ZM19 168H21V167H19ZM50 168H51V166H50ZM90 168H91V166H90ZM94 168H93V169H94ZM98 168H100V167L98 166ZM102 168H103V167H102ZM107 168H108V167H107ZM111 168H112V167H111ZM127 168H128V167H127ZM149 168H150V167H149ZM149 168H148V169H149ZM152 168H153V167H152ZM215 168H216V167H215ZM215 168H214V169H215ZM233 168H234V167H233ZM245 168H246V167H245ZM245 168H244V169H245ZM253 168H254V167H253ZM27 169H28V168H27ZM33 169H35V168H33ZM33 169H32V170H33ZM36 169H38V168H36ZM36 169H35V170H36ZM39 169H40V168H39ZM42 169H43V168H42ZM48 169H49V168H48ZM60 169H61V168H60ZM60 169H59V170H60ZM70 169H72V168H70ZM84 169H85V167H84ZM87 169H88V168H87ZM91 169H92V168H91ZM113 169H114V168H113ZM113 169H112V170H113ZM140 169H141V168H140ZM142 169H143V168H142ZM146 169H147V168H146ZM146 169H144V171H145ZM154 169H155V168H154ZM167 169H168V168H167ZM181 169H183V168H181ZM194 169H195V168H194ZM197 169H198V168H197ZM226 169H227V168H226ZM237 169H239V168H237ZM242 169H243V167H242ZM242 169H239V170H242ZM246 169L248 170L249 168H246ZM8 170H9V166H8ZM15 170H17V169L15 168ZM18 170L22 171L23 169L21 168V169H18ZM49 170H50V169H49ZM51 170H52V169H51ZM54 170H55V169H54ZM59 170H55V172H56V171H59ZM68 170H69V169H68ZM72 170H73V169H72ZM77 170H79V169H77ZM97 170H98V169L96 168V171H97ZM101 170H103V169H101ZM108 170L110 171L109 168H108ZM116 170H117V167H116ZM124 170H126V169H124ZM157 170H159V169H157ZM163 170H165V169L163 168ZM163 170H161V171H163ZM178 170H179V169H178ZM201 170H203V169H201ZM206 170H209V169L206 168ZM206 170H205V172H206ZM218 170H219V169H218ZM235 170H236V169H235ZM235 170H234V171H235ZM250 170H251V169H250ZM254 170H255V169H254ZM254 170H253V173H255ZM258 170H259V169H258ZM5 171H6V169H5ZM9 171H10V170H9ZM9 171H8V172H9ZM33 171H34V170H33ZM64 171H65V170H64ZM69 171H71V170H69ZM75 171H76V170H75ZM75 171H74V173H75ZM83 171H84V170H83ZM89 171H90V170H89ZM98 171H99V170H98ZM128 171H129V170H128ZM130 171H131V170H130ZM142 171H143V170H142ZM144 171H143V172H144ZM154 171H155V170H154ZM172 171H174V170L172 169ZM176 171H177V170H176ZM216 171H217V170H216ZM230 171H231V170H230ZM245 171H246V170H245ZM17 172H18V171H17ZM24 172H26V171H23V173H24ZM30 172H31V171H30ZM37 172H38V171H37ZM40 172H41V171H40ZM53 172H54V171H53ZM65 172H66V171H65ZM86 172H87V171H86ZM122 172H123V171H122ZM132 172H133V171H132ZM150 172H151V171H150ZM150 172H149V173H150ZM232 172H233V171H232ZM236 172H239V171L236 170ZM259 172H260V171H259ZM15 173H16V172H15ZM61 173H62V172H61ZM70 173H71V172H70ZM97 173H98V172H97ZM104 173H105V172H104ZM104 173H103V174H104ZM106 173H107V172H106ZM114 173H115V171H114ZM128 173H129V172H128ZM134 173H135V172H133V176H135V174H136V173H135V174H134ZM137 173H138V172H137ZM156 173H157V172H156ZM177 173H179V172H177ZM180 173H181V172H180ZM203 173H204V172H203ZM208 173H209V172H208ZM210 173H211V172H210ZM215 173H216V172H215ZM215 173H213V174H215ZM18 174H19V172H18ZM30 174H32V173H30ZM51 174H52V172H51ZM55 174H56V173H55ZM55 174H54V175H55ZM57 174H58V173H57ZM77 174H79V172H77ZM80 174H82V173H80ZM80 174H79V175H80ZM107 174L110 175V173H107ZM119 174H120V173H119ZM122 174H124V173H122ZM138 174H139V173H138ZM142 174H143V173H142ZM142 174H141L140 176H142ZM164 174H165V173H164ZM164 174H163V175H164ZM167 174H168V173H166V175H167ZM197 174H198V173H196V176H198ZM213 174H212V175H213ZM221 174H222V173H221ZM224 174H225V173H224ZM234 174H235V173H234ZM256 174H257V173H256ZM263 174H264V173H263ZM263 174H262V175H263ZM3 175H4V174H3ZM8 175H9V174H8ZM12 175H13V174H12ZM14 175H16V174H14ZM14 175H13V176H14ZM22 175H23V174H22ZM22 175L20 176V178L22 177ZM34 175H35V174H34ZM34 175H33V176H34ZM44 175H46V174H44ZM47 175H48V174H47ZM58 175H59V174H58ZM58 175H57V176H58ZM66 175L68 176V174H66ZM71 175H72V174H71ZM88 175H89V174H88ZM152 175H153V171H152ZM157 175H158V174H157ZM169 175H170V174H169ZM175 175H176V174H175ZM184 175H186V174H184ZM184 175H183V176H184ZM190 175H191V174H190ZM210 175H211V174H210ZM239 175L241 176V174H239ZM257 175H258V174H257ZM9 176H10V175H9ZM16 176H17V175H16ZM26 176H27V175H26ZM30 176H31V175H30ZM38 176H39V175H38ZM41 176H43V175H41ZM50 176H51V175H50ZM69 176H70V175H69ZM73 176H74V175H73ZM81 176H82V175H81ZM103 176H104V175H103ZM106 176H107V175H106ZM124 176H127V175L124 174ZM148 176H151V174H150V175L148 174ZM154 176H155V175H154ZM170 176H171V175H170ZM194 176H195V175H194ZM201 176H202V175H201ZM214 176H215V175H214ZM214 176H213V177H214ZM216 176H217V175H216ZM216 176H215V177H216ZM225 176H226V175H225ZM228 176H230V175L228 174ZM233 176H234V175H233ZM263 176H264V175H263ZM2 177H3V176H2ZM5 177H7V176L5 175ZM5 177H4V178H5ZM35 177H36V176H35ZM55 177H56V175H55ZM60 177H61V176H60ZM88 177H89V176H88ZM107 177H108V176H107ZM184 177H185V176H184ZM189 177H190V176H189ZM203 177H204V176H203ZM207 177L209 178V175H208ZM210 177H211V176H210ZM220 177H221V176H220ZM230 177H231V176H230ZM242 177H243V176H242ZM251 177H252V176H251ZM253 177H254V176H253ZM253 177H252V178H253ZM257 177H259V176H257ZM11 178H12V176H11ZM11 178H10V179H11ZM20 178H19V179H20ZM23 178H24V177H23ZM53 178H54V176H53ZM63 178H64V177H63ZM73 178H74V177H73ZM83 178H84V177H83ZM91 178H92V177H91ZM93 178H94V177H93ZM96 178H97V177H96ZM119 178H121V177H119ZM128 178H129V177H128ZM135 178H136V177H135ZM148 178H149V177H147V179H148ZM155 178H156V177H155ZM167 178H168V177H167ZM169 178H170V177H169ZM190 178H191V177H190ZM204 178H205V177H204ZM204 178H203V179H204ZM254 178H255V177H254ZM262 178H263V177H262ZM0 179H1V177H0ZM14 179H15V178H14ZM14 179H13V181H14ZM24 179H27V178H24ZM28 179H29V178H28ZM30 179H31V178H30ZM42 179H43V178H42ZM45 179H46V178H45ZM45 179H44V180H45ZM59 179H60V178H59ZM68 179H69V178H68ZM85 179H86V177H85ZM123 179L125 180V178H123ZM143 179H144V183H145V180H147V179H145V177H144ZM143 179H142V180H143ZM151 179H152V178H151ZM171 179H172V178H171ZM177 179H178V178H177ZM188 179H189V178H188ZM193 179H194V178H193ZM216 179H217V178H216ZM222 179H223V178H222ZM224 179H225V178H224ZM236 179H237V178H236ZM246 179H247V177H246ZM40 180H41V179H40ZM56 180H57V179H56ZM89 180H91V179H89ZM100 180H101V179H100ZM116 180H118V179L116 178ZM140 180H141V179H140ZM156 180H157V179H155V181H156ZM165 180H167V179H165ZM195 180H196V179H195ZM201 180H202V179H201ZM214 180H215V179H214ZM230 180H231V179H230ZM9 181H10V180H9ZM11 181H12V179H11ZM16 181H17V179H16ZM24 181H26V180H24ZM24 181H23V183H24ZM30 181H31V180H30ZM33 181H35V180L33 179ZM42 181H43V180H42ZM50 181H51V180H50ZM52 181H53V180H52ZM54 181H55V180H54ZM80 181H81V180H80ZM80 181H79V182H80ZM98 181H99V179H98ZM98 181H97V182H98ZM101 181H102V180H101ZM101 181H100V182H101ZM149 181H153V180H149ZM158 181H159V180H158ZM163 181H164V180H163ZM210 181H211V180H210ZM212 181H213V180H212ZM212 181H211V182H212ZM219 181H220V180H219ZM219 181H218V183H219ZM221 181H222V180H221ZM235 181H236V180H235ZM250 181H251V180H250ZM27 182H28V181H27ZM69 182H70V179H69L68 183H69ZM74 182H75V181H74ZM87 182H88V181H87ZM127 182H130V181H126L125 183H127ZM159 182H160V181H159ZM164 182H166V181H164ZM167 182H168V181H167ZM195 182H197V181H195ZM195 182H194V183H195ZM225 182H226V181H225ZM255 182H256V181H255ZM258 182H259V181H258ZM12 183H13V182H12ZM15 183H16V182H14V184H15ZM21 183H22V182H21ZM30 183H31V182H30ZM35 183H36V182H35ZM52 183H53V182H52ZM61 183H62V182H61ZM71 183H72V182H71ZM76 183H77V182H76ZM98 183H99V182H98ZM108 183H109V182H108ZM121 183H122V181L120 180V184H121ZM125 183H124V184H125ZM132 183H133V182H132ZM135 183H137V182H135ZM139 183H140V182H139ZM157 183H158V182H157ZM157 183H153V184L156 185ZM180 183H181V182H180ZM180 183H179V184H180ZM203 183H204V181H203ZM235 183H236V182H235ZM249 183H250V182H249ZM259 183H260V182H259ZM25 184H26V183H25ZM32 184H33V183H32ZM36 184H37V183H36ZM42 184H43V183H42ZM58 184H59V181H58ZM58 184H57V185H58ZM73 184H74V183H73ZM92 184H93V183H92ZM127 184H128V183H127ZM127 184H125L126 187H127ZM146 184H147V183H146ZM165 184H166V183H165ZM177 184H178V183H177ZM231 184H232V182H231ZM240 184H241V183H240ZM243 184H244V183H242V185H243ZM260 184H261V183H260ZM1 185H3V184H1ZM4 185H5V184H4ZM4 185H3V186H4ZM10 185H11V184H10ZM19 185H20V184H19ZM19 185H18V187H19ZM30 185H31V184H30ZM33 185H35V184H33ZM88 185H89V184H88ZM125 185H124V186H125ZM141 185L144 186L143 184H141ZM141 185H140V186H141ZM160 185H161V184H160ZM163 185H164V184H163ZM209 185H210V184H209ZM221 185H222V184H221ZM245 185H246V184H245ZM3 186H2V187H3ZM8 186H9V184H8ZM11 186H12V185H11ZM20 186H22V185H20ZM31 186H32V185H31ZM37 186H38V185H37ZM39 186H40V185H39ZM77 186L79 187L80 184L78 185V183H77ZM77 186H76V187H73V189H74V188H77ZM94 186H95V185H94ZM102 186H104V185H102ZM105 186H106V184H105ZM156 186H157V185H156ZM174 186H176V185H174ZM196 186H197V184H196ZM206 186H207V185H206ZM214 186H215V185H214ZM217 186H218V185H217ZM224 186H228V185H224ZM232 186H233V185H232ZM24 187H26V186L23 185V189H24ZM35 187H36V186H35ZM35 187H34V188H35ZM44 187H45V186H44ZM81 187H82V186H81ZM96 187H97V185L95 186V189H96ZM99 187H100V186H99ZM109 187H110V186H109ZM118 187H119V186H118ZM147 187H150V185L147 184ZM161 187H163V186H161ZM170 187H171V186H170ZM197 187H198V186H197ZM203 187H204V186H203ZM229 187H230V186H229ZM234 187H235V186H234ZM243 187H244V186H243ZM250 187H251V186H250ZM5 188H7V187H5ZM13 188H14V186H13ZM20 188H21V187H20ZM20 188H19V189H20ZM32 188H33V187H32ZM32 188H31V190H32ZM40 188H41V186H40ZM42 188H43V186H42ZM84 188H85V187H84ZM92 188H93V187H92ZM136 188H138V187H136ZM141 188H142V187H141ZM151 188H152V190L154 189L153 187H150V190H151ZM156 188H157V190H158V187H156ZM164 188H165V187H164ZM166 188H167V187H166ZM182 188H185V187H182ZM215 188H216V187H215ZM215 188H214V189H215ZM217 188H218V187H217ZM224 188H225V187H224ZM230 188H231V187H230ZM247 188H248V187H247ZM259 188H260V187H259ZM1 189H2V188H1ZM1 189H0V190H1ZM38 189H39V188H38ZM80 189H81V188H80ZM82 189H83V187H82ZM119 189H120V187H119ZM121 189H123V188H121ZM121 189H120V190H121ZM159 189H161V188L159 187ZM168 189H169V188H168ZM185 189H187V188H185ZM226 189H227V188H226ZM2 190H3V189H2ZM5 190H6V189H5ZM27 190H28V189H27ZM49 190H50V188H49ZM58 190H59V189H58ZM67 190H68V189H67ZM84 190H85V189H84ZM98 190H99V189H98ZM113 190H114V189H113ZM123 190H124V189H123ZM127 190H128V189H127ZM138 190H139V189H138ZM146 190H147V189H146ZM148 190H149V189H148ZM150 190H149V191H150ZM161 190H163V189H161ZM179 190H180V189H179ZM204 190H205V189H204ZM229 190H230V189H229ZM232 190H233V189H232ZM236 190H237V189H236ZM7 191H8V189H7ZM21 191H22V190H21ZM25 191H26V190H25ZM28 191H29V190H28ZM28 191H26L25 194H27ZM50 191H52V190H50ZM86 191H87V190H86ZM86 191H85V192H86ZM101 191H102V190H101ZM115 191H116V190H115ZM136 191H137V190H136ZM143 191H144V190H143ZM154 191H155L156 193L158 192V191H156L155 189H154ZM154 191H153V193H154ZM180 191H181V190H180ZM184 191H185V190H184ZM186 191H187V190H186ZM244 191H245V190H244ZM262 191H263V190H262ZM2 192H4V191H2ZM30 192H31V191H30ZM30 192H28V193H30ZM36 192H37V190H36ZM58 192H59V191H58ZM69 192H70V191H69ZM80 192H81V191H80ZM82 192H84V191H82ZM82 192H81V193H82ZM87 192H88V191H87ZM102 192H103V191H102ZM102 192H101V193H102ZM121 192H122V191H121ZM121 192H119V193H121ZM138 192H140V191H138ZM145 192H146V191H144V194H145ZM162 192H163V191H162ZM166 192H168V191H166ZM171 192H172V191H171ZM204 192H207V191H204ZM204 192H203V193H204ZM209 192H210V194H211V192H213V191L210 190ZM209 192H207V193L209 194ZM228 192H229V191H228ZM232 192H233V191H232ZM245 192H246V191H245ZM247 192H248V191H247ZM260 192H261V191H260ZM14 193H15V192H14ZM70 193H71V192H70ZM73 193H74V192H73ZM77 193H78V192H77ZM95 193H96V192H95ZM106 193H107V192H106ZM106 193H105V191H104V194H103V195H105ZM124 193H125V192H124ZM158 193H160V192H158ZM213 193H214V192H213ZM236 193H237V192H236ZM238 193H239V192H238ZM18 194H19V193H18ZM18 194H16V195H18ZM21 194H22V193H21ZM23 194H24V193H23ZM43 194H44V193H43ZM50 194H51V193H50ZM58 194H59V193H58ZM62 194H64V193H62ZM67 194H68V192H67ZM74 194H75V193H74ZM74 194L71 193L70 195H74ZM85 194H87V193H85ZM93 194H94V193H93ZM96 194L99 195L98 192H97ZM113 194H114V193H113ZM146 194H148V193H146ZM149 194H150L149 196L152 195V194H151V191H150ZM169 194H170V192H169ZM174 194H175V193H174ZM182 194H183V193H182ZM189 194H191V193H189ZM210 194H209V195H210ZM229 194H230V193H229ZM241 194H242V193H241ZM246 194H247V193H246ZM261 194H262V193H261ZM4 195H5V194H4ZM12 195H14V194H12ZM12 195H11V196H12ZM53 195H54V194H53ZM55 195H56V194H55ZM55 195H54V196H55ZM65 195H66V194H65ZM70 195H69V196H70ZM78 195H79V194H78ZM87 195H88V194H87ZM94 195H95V194H94ZM110 195H111V193H110ZM118 195H119V194H117V196H118ZM136 195H137V194H136ZM139 195H141V193H140ZM157 195H158V194H157ZM161 195H162V194H161ZM175 195H176V194H175ZM183 195H184V194H183ZM186 195H187V194H186ZM205 195H206V194H205ZM212 195H213V194H212ZM236 195H239V194H236ZM236 195H235V197H236ZM247 195H248V194H247ZM263 195H264V194H263ZM31 196H32V194H31ZM39 196H40V195H39ZM89 196H90V195H89ZM100 196H101V195H100ZM117 196H116V197H117ZM119 196H120V195H119ZM122 196H123V194H122ZM124 196H125V195H124ZM158 196H159V195H158ZM176 196H178V195H176ZM181 196H182V195H181ZM181 196H179V198H181ZM190 196H191V195H190ZM215 196H216V195H215ZM250 196H251V195H250ZM3 197H4V196H3ZM6 197H8V196H6ZM20 197H21V196H20ZM26 197H27V196H26ZM37 197H38V196H37ZM87 197H88V196H87ZM97 197H98V196H97ZM103 197H104V196H103ZM128 197H130V196H128ZM131 197H133V196H131ZM131 197H130V200H131ZM140 197H141V196H140ZM211 197H212V196H211ZM213 197H214V196H213ZM217 197H219V196H217ZM223 197H224V196H223ZM246 197H247V196H246ZM252 197H253V196H251V198H252ZM27 198H28V197H27ZM29 198H30V197H29ZM31 198H32V197H31ZM35 198H36V197H35ZM53 198H54V197H53ZM57 198H58V197H57ZM57 198H56V199H57ZM82 198L84 199V197H82ZM125 198H126V197H125ZM134 198H135V197H133V199H134ZM136 198H138V197H136ZM141 198H142V197H141ZM143 198H144V195H143ZM143 198H142V199H143ZM171 198H173V195H172ZM188 198H189V197H188ZM203 198H204V196H203ZM233 198H234V197H233ZM241 198L244 199L243 197H241ZM249 198H250V197H249ZM249 198H248V199H249ZM47 199H48V198H47ZM75 199L77 200V198H75ZM80 199H81V198H80ZM108 199H109V197H108ZM110 199H111V198H110ZM117 199H118V198H117ZM123 199H124V198H123ZM168 199H169V198H168ZM201 199H202V198H201ZM205 199H207V198L205 197ZM209 199H211V198H209ZM215 199H216V198H214V200H215ZM226 199H227V198H226ZM234 199H236V201H237V198H234ZM263 199H264V198H263ZM1 200H2V199H1ZM13 200H14V199H13ZM24 200H25V199H24ZM31 200H33V199H31ZM31 200H30V201H31ZM36 200H37V199H36ZM39 200H41V199H39ZM61 200H62V199H61ZM71 200H72V199H71ZM86 200H87V199H86ZM118 200H119V199H118ZM136 200H137V199H136ZM148 200H149V198H148ZM148 200H147V201H148ZM151 200H153V199H151ZM184 200H185V199H184ZM191 200H192V199H191ZM221 200H222V199H221ZM253 200H254V199H253ZM4 201H5V199H4ZM14 201H15V200H14ZM30 201H29V202H30ZM41 201H44V200H41ZM58 201H59V200H57V202H58ZM73 201H74V199H73ZM73 201H71V202H73ZM82 201H84V200H82ZM101 201H102V200H101ZM107 201H108V200H107ZM120 201H121V200H120ZM143 201H146V198H145V200H143ZM153 201H154V200H153ZM169 201H170V200H169ZM187 201H189V200H187ZM192 201H196V200H192ZM242 201H243V200H242ZM250 201H251V200H250ZM46 202H47V201H46ZM68 202H69V201H68ZM75 202H76V201H75ZM91 202H92V201H91ZM121 202H122V201H121ZM121 202H119V203H121ZM126 202H127V201H126ZM131 202L133 203L134 201L131 200ZM140 202H141V201H140ZM207 202H209V200H207L206 203H207ZM234 202H235V200H234ZM255 202H256V201H255ZM4 203H5V202H4ZM14 203H16V202H14ZM14 203H11V204H14ZM31 203H32V205H33V202H31ZM40 203H41V202H40ZM48 203H49V202H48ZM138 203H139V201H138ZM149 203H150V202H149ZM171 203H172V202H171ZM182 203H183V202H182ZM191 203H193V202H191ZM217 203H218V202H217ZM250 203H251V202H250ZM256 203H257V202H256ZM5 204H6V203H5ZM11 204H10V207L12 206ZM17 204H18V203H17ZM26 204H27V203H26ZM37 204H38V206H40L39 203H37ZM144 204L146 205L145 202H144ZM152 204H153V203H152ZM152 204H151V205H152ZM204 204H205V203H204ZM204 204H203V205H204ZM235 204H236V203H235ZM242 204H243V203H242ZM0 205H2V204L0 203ZM8 205H9V204H8ZM18 205H19V204H18ZM21 205H22V204H21ZM24 205H25V204H24ZM30 205H31V204H30ZM32 205H31V206H32ZM43 205H45V204H43ZM66 205H67V204H66ZM130 205H131V204H130ZM138 205H142V202H141V204H138ZM154 205H155V203H154ZM170 205H172V204H170ZM170 205H169V207H173V205H172V206H170ZM192 205H193V204H192ZM196 205L198 206L199 204L196 203ZM223 205H224V204H223ZM233 205H234V204H233ZM243 205H245V204H243ZM257 205H258V204H257ZM259 205H262V204H259ZM6 206H7V205H6ZM25 206H28V205H25ZM33 206H35V205H33ZM38 206H37V207H38ZM58 206H59V205H58ZM64 206H65V204H64ZM127 206H128V205H127ZM148 206H150V205H148ZM179 206H180V205H179ZM193 206H195V204H194ZM197 206H196V207H197ZM226 206H227V204H226ZM235 206H236V205H235ZM238 206H239V205H238ZM238 206H237V207H238ZM255 206H256V205H255ZM262 206H263V205H262ZM56 207H57V206H56ZM65 207L67 208V206H65ZM65 207H63V208H65ZM68 207H69V206H68ZM123 207H125V206H123ZM143 207H144V206H143ZM145 207H146V206H145ZM240 207H241V206H240ZM260 207H261V206H260ZM0 208H2V206H0ZM15 208H16V207H15ZM25 208H26V207H25ZM50 208H51V207H50ZM71 208H72V207H71ZM75 208H76V207H75ZM78 208H79V207H78ZM104 208H105V207H104ZM125 208H126V207H125ZM128 208H129V207H128ZM146 208H147V207H146ZM176 208H177V207H176ZM178 208H179V207H178ZM181 208H182V207H181ZM210 208H211V207H210ZM243 208H245V207L243 206ZM246 208H249V206L246 207ZM263 208H264V207H263ZM5 209H7V208H5ZM34 209H35V208H34ZM131 209H132V208H131ZM144 209H145V208H144ZM147 209H150V208H147ZM168 209H169V208L167 207V210H168ZM173 209H174V208H173ZM185 209H187V208H185ZM188 209H191V208H188ZM188 209H187V210H188ZM192 209H193V208H192ZM192 209H191V211H192ZM198 209H199V208H198ZM215 209H216V207H215ZM223 209H224V208H223ZM232 209H233V208H232ZM239 209H240V208H238V210H239ZM249 209H250V208H249ZM249 209H247V210H249ZM261 209H262V208H261ZM3 210H4V209H3ZM10 210H11V209H10ZM13 210H14V209H13ZM13 210H12V211H13ZM27 210H28V209H27ZM31 210H32V209H31ZM68 210H69V209H68ZM97 210H98V209H97ZM102 210H103V209H102ZM108 210H109V209H108ZM127 210H128V209H127ZM132 210H133V209H132ZM138 210H141V209H138ZM152 210H153V209H152ZM179 210H181V209H179ZM207 210H208V209H207ZM209 210H210V209H209ZM217 210H218V209H217ZM242 210H243V209H242ZM242 210H241V211H242ZM247 210H246V211H247ZM250 210H251V209H250ZM4 211H5V210H4ZM6 211H9V210H6ZM33 211H34V210H33ZM35 211H36V210H35ZM74 211H75V210H74ZM90 211H91V210H90ZM123 211H124V210H123ZM141 211H143V210H141ZM165 211H166V210H165ZM169 211H170V210H169ZM177 211H178V209H177ZM182 211H185V210L183 209ZM211 211H213V210H211ZM214 211H215V210H214ZM246 211H245V212H246ZM257 211H258V210H257ZM257 211H256V212H257ZM14 212H15V211H14ZM28 212H29V211H28ZM28 212H27V213H28ZM43 212H44V211H43ZM58 212H59V211H58ZM70 212H71V211H70ZM91 212H92V211H91ZM91 212H90V213H91ZM93 212H94V211H93ZM108 212H109V211H108ZM110 212H111V211H110ZM116 212H117V211H116ZM170 212H171V211H170ZM174 212H176V209H175ZM198 212H199V211H198ZM218 212H220V211H218ZM231 212H232V211H231ZM250 212H251V211H250ZM254 212H255V211H254ZM254 212H253V213H254ZM258 212H259V211H258ZM37 213H39V212H37ZM41 213H42V212H41ZM41 213H40V214H41ZM55 213H56V212H55ZM62 213H66V211H64V212H62ZM106 213H107V212H106ZM137 213H139V212H137ZM143 213H144V212H143ZM180 213H181V212H180ZM188 213H189V212H188ZM190 213H192V212H190ZM190 213H189V214H190ZM236 213H237V212H236ZM248 213H249V212H248ZM260 213H261V212H260ZM14 214H15V213H14ZM43 214H44V213H43ZM66 214L68 215V213H66ZM73 214H76V213H73ZM95 214H96V212H95ZM133 214H134V213H133ZM163 214H164V213H163ZM163 214H162V215H163ZM167 214H168V213H167ZM174 214H176V213H174ZM177 214H178V213H177ZM184 214H185V213H184ZM197 214H198V213H197ZM207 214H208V213H207ZM211 214H212V213H211ZM219 214H220V213H219ZM222 214H223V213H222ZM232 214H233V213H232ZM262 214H263V213H262ZM9 215H10V214H9ZM27 215H28V214H27ZM27 215H26V216H27ZM32 215H33V214H32ZM32 215H31V216H32ZM55 215H56V214H55ZM59 215H60V213H59ZM59 215H58V216H59ZM79 215H80V214H79ZM91 215H92V216H88V217H89V218H90V217L92 218V217H93V214H91ZM165 215H166V214H165ZM169 215H170V214H169ZM169 215H166V216H169ZM185 215H186V214H185ZM212 215H213V214H212ZM224 215H225V213H224ZM242 215H243V214H242ZM247 215H248V214H247ZM249 215H250V214H249ZM253 215H254V214H253ZM255 215H256V214H255ZM263 215H264V214H263ZM263 215H262V216H263ZM4 216H5V215H4ZM10 216H11V215H10ZM10 216H9V218H10ZM28 216H29V215H28ZM53 216H54V215H53ZM72 216H73V215H72ZM86 216H87V215H86ZM105 216H106V215H105ZM108 216L110 217L109 213H108V215H107V218H109ZM113 216H114V215H113ZM136 216H137V215H136ZM139 216H140V215H139ZM186 216H187V218H188V215H186ZM199 216H201V215H199ZM244 216H245V215H244ZM50 217H52V216H50ZM55 217H56V216H55ZM70 217H71V216H70ZM77 217H78V215H77ZM77 217H76V218H77ZM98 217H99V216H98ZM111 217H112V216H111ZM114 217H115V216H114ZM116 217H117V216H116ZM161 217H162V216H161ZM164 217H165V216H164ZM172 217H173V216H172ZM184 217H185V216H184ZM206 217H207V216H206ZM221 217H222V216H221ZM223 217H225V216H223ZM250 217H251V216H250ZM6 218H7V215H6ZM6 218H5V219H6ZM9 218H8V219H9ZM46 218H47V217H46ZM46 218H45V219H46ZM48 218H49V217H48ZM52 218H54V217H52ZM59 218H60V217H59ZM59 218H58V219H59ZM80 218H81V217H80ZM102 218H104V217L102 216ZM159 218H160V217H159ZM162 218H163V217H162ZM162 218H160V219H162ZM165 218H166V217H165ZM170 218H171V217H170ZM170 218H169V219H170ZM174 218H175V217H174ZM181 218H182V217L180 216V219H181ZM207 218H208V217H207ZM245 218H246V217H245ZM245 218H244V219H245ZM262 218H263V217H262ZM11 219H12V218H10L9 220H11ZM60 219H62V218H60ZM60 219H59V220H60ZM68 219H69V218H68ZM72 219H73V217H72ZM72 219H71V220H72ZM83 219L86 220V218H84V217H83ZM94 219H95V218H94ZM150 219H151V218H150ZM150 219H146V220L148 221V220H150ZM163 219H164V218H163ZM172 219H173V218H172ZM228 219H229V218H228ZM228 219H227V220H228ZM234 219H235V218H234ZM240 219H243V218L240 217ZM248 219H249V218H247L246 220H248ZM85 220H84V221H85ZM89 220H90V219H89ZM97 220H99V218H98ZM97 220H95V221H97ZM109 220H110V219H108V222H109ZM116 220H117V219H116ZM116 220H114V221H116ZM120 220H121V219H120ZM166 220H168V219H165V221H166ZM173 220H174V219H173ZM183 220H185V219H183ZM193 220H194V218H193ZM195 220H196V219H195ZM202 220H203V219H202ZM206 220H207V219H206ZM255 220H256V219H255ZM0 221H1V220H0ZM32 221H33V220H32ZM47 221H49V220H47ZM60 221H62V220H60ZM74 221H76V220L74 219ZM84 221H83V222H84ZM87 221H88V219H87ZM111 221H112V219H111ZM168 221H169V220H168ZM188 221H189V220H188ZM204 221H205V220H204ZM212 221H213V220H212ZM221 221H222V220H221ZM221 221H218V222L220 223ZM240 221H243V220H240ZM240 221H239V223H240ZM250 221H252V220H250ZM250 221H249V222H250ZM38 222H39V221H38ZM40 222H41V221H40ZM53 222H54V221H53ZM53 222H52V224H53ZM67 222H68V221H67ZM76 222H77V221H76ZM90 222H91V220H90ZM99 222H100V221H99ZM99 222H98V223H99ZM125 222H126V221H125ZM125 222H124V223H125ZM155 222H156V221H155ZM177 222H178V221H177ZM247 222H248V221H247ZM247 222H246V223H247ZM0 223H1V222H0ZM12 223H13V222H12ZM42 223H43V221H42ZM45 223H46V222H45ZM54 223H55V222H54ZM57 223H58V222H57ZM59 223H60V222H59ZM64 223H65V222H64ZM88 223H89V222H88ZM116 223H117V221H116ZM148 223H149V222H148ZM151 223H153V222H151ZM164 223H165V222H164ZM178 223H179V222H178ZM187 223H188V222H187ZM191 223H192V222H191ZM201 223H203V221H202ZM226 223H227V222H226ZM226 223H225V224H226ZM1 224H2V223H1ZM76 224H77V223H76ZM76 224H75V226H76ZM83 224H85V223H83ZM101 224H105V223L102 221ZM109 224H110V223H109ZM119 224H120V223H118V225H119ZM128 224H129V223H127L126 225H128ZM145 224H146V223H145ZM168 224H169V223H168ZM182 224H183V223H182ZM195 224H196V223H195ZM197 224H198V223H197ZM205 224H206V223H205ZM209 224H210V223H209ZM250 224H251V223H250ZM250 224H249V225H250ZM2 225H3V224H2ZM32 225H33V224H32ZM56 225H57V224H56ZM62 225H63V224H62ZM66 225H67V223H66ZM72 225H73V224H72ZM79 225L81 226V224H79ZM97 225H98V224H97ZM106 225H107V224H106ZM106 225H105V226H106ZM116 225H117V224H116ZM143 225H144V224H143ZM147 225H148V224H147ZM152 225H153V224H152ZM156 225H157V224H156ZM156 225H155V226H156ZM169 225H170V224H169ZM219 225H220V224H219ZM222 225H223V224H222ZM233 225H234V224H233ZM244 225H245V223H244ZM12 226H13V225H12ZM51 226H52V225H51ZM51 226H50V227H51ZM69 226H70V225H69ZM108 226H109V225H108ZM114 226H115V225H114ZM119 226H120V225H119ZM136 226H137V225H136ZM171 226H172V225H171ZM173 226H174V225H173ZM186 226H187V225H186ZM194 226H195V225H194ZM205 226H206V225H205ZM255 226H256V225H255ZM3 227H4V226H3ZM33 227H34V226H33ZM53 227H54V225H53ZM56 227H57V226H56ZM59 227H60V226H59ZM62 227H63V226H62ZM64 227H65V226H64ZM73 227H74V226H73ZM83 227H84V226H83ZM85 227H86V226H85ZM85 227H84V228H85ZM89 227H90V226H89ZM99 227H100V226H99ZM151 227H152V226H151ZM183 227H184V226H183ZM190 227H192V226H190ZM197 227H198V226H197ZM206 227H207V226H206ZM206 227H205V228H206ZM223 227H224V226H223ZM235 227H236V226H235ZM36 228H38V227L36 226ZM40 228H41V227H39L38 229H40ZM91 228H92V227H91ZM95 228H96V226H95ZM97 228H98V227H97ZM119 228H120V227H119ZM122 228H123V226H122ZM130 228H132V227H130ZM155 228H156V227H155ZM171 228H173V227H171ZM179 228H180V226H179ZM198 228H199V227H198ZM201 228H202V227H201ZM214 228H215V226H214ZM217 228H218V227H217ZM257 228H258V227H257ZM28 229H29V228H28ZM41 229H42V228H41ZM54 229H56V228H54ZM54 229H53V230H54ZM67 229H68V228H67ZM73 229H74V228H73ZM80 229H81V228H80ZM82 229H83V228H82ZM100 229H101V228H100ZM100 229H99V231H100ZM102 229H103V228H102ZM108 229H110V228H108ZM108 229H107V230H108ZM117 229H118V228H117ZM126 229H127V228H126ZM139 229H141V228H138V230H139ZM142 229H143V228H142ZM142 229H141V230H142ZM175 229H176V228H175ZM194 229H195V228H194ZM218 229H219V228H218ZM222 229L224 230V228H221V230H222ZM70 230H71V229H70ZM86 230H87V229H86ZM103 230H105V229H103ZM110 230H112V229H110ZM132 230H134V229L132 228ZM144 230H145V229H144ZM147 230H148V229H147ZM150 230H151V229H150ZM154 230H155V229H154ZM183 230H184V229H183ZM196 230H197V229H196ZM198 230H199V229H198ZM210 230H211V229H210ZM215 230H216V229H215ZM223 230H222V231H223ZM235 230H236V229H235ZM242 230H243V229H242ZM245 230H246V229H245ZM251 230H252V229H251ZM262 230H263V229H262ZM1 231H2V230H0V232H1ZM32 231H33V230H32ZM64 231H65V229H64ZM68 231H69V230H68ZM76 231H77V230H76ZM79 231H81V230H79ZM95 231H96V230H95ZM123 231H125V230H123ZM127 231H128V230H127ZM166 231H167V230H166ZM169 231H170V230H169ZM177 231H179V230H177ZM188 231H189V230H188ZM229 231H230V229H229ZM4 232H5V231H4ZM35 232H36V231H35ZM70 232H71V231H70ZM81 232H82V231H81ZM83 232H84V231H83ZM86 232H87V231H86ZM93 232H94V231H93ZM114 232H115V231H114ZM132 232H134V231H132ZM141 232H142V231H141ZM144 232H145V231H144ZM162 232H163V230H162ZM174 232H175V231H174ZM189 232H190V231H189ZM194 232H195V231H194ZM210 232H212V231H210ZM230 232H231V231H230ZM232 232H233V231H232ZM232 232H231V233H232ZM244 232H245V231H244ZM13 233H14V232H13ZM38 233H39V232H38ZM71 233H72V232H71ZM74 233H75V232H74ZM79 233H80V232H79ZM97 233H98V232H97ZM110 233H112V232L109 231V232H108V236L110 235ZM128 233H129V232H128ZM136 233L139 235L138 232H136ZM145 233H146V232H145ZM153 233H154V232H153ZM165 233H166V232H165ZM169 233H170V232H169ZM206 233H207V232H206ZM214 233H215V232H214ZM234 233H235V232H234ZM258 233H259V232H258ZM3 234H4V233H3ZM3 234H2V235H3ZM28 234H29V233H28ZM55 234H56V233H55ZM57 234H58V233H57ZM117 234H118V232H117ZM126 234H127V233H126ZM175 234H176V233H175ZM198 234H199V233H198ZM198 234H197V235H198ZM207 234H209V233H207ZM236 234H238V232H237ZM247 234H248V233H247ZM247 234H246V236H248ZM262 234H263V233H262ZM2 235H1V236H2ZM35 235H36V234H35ZM37 235H38V234H37ZM37 235H36V236H37ZM39 235H41V233H40ZM60 235H61V234H60ZM60 235H59V237H60ZM62 235H63V233H62ZM66 235H67V233H66ZM70 235H71V234H70ZM94 235H95V234H94ZM103 235H104V233H103ZM119 235H120V234H119ZM135 235H136V234H135ZM145 235H146V234H145ZM145 235H144V236H145ZM152 235H153V234H152ZM152 235H151V236H152ZM154 235H155V234H154ZM154 235H153V236H154ZM180 235H181V234H180ZM190 235H191V234H190ZM197 235H196V236H197ZM201 235H202V234H201ZM221 235H222V234H221ZM240 235H242V234H240ZM252 235H253V234H252ZM256 235L258 236V234H256ZM4 236L6 237V235H4ZM20 236H22V235H20ZM23 236H24V235H23ZM33 236H34V235H33ZM36 236H35V237H36ZM55 236H57V235H55ZM83 236H84V235H83ZM112 236H113V235H112ZM114 236H116V235H114ZM128 236H131V235H128ZM136 236H137V235H136ZM136 236H131V237H135V238H136ZM148 236H149V235H148ZM153 236H152V237H153ZM156 236H157V235H156ZM156 236H155V237H156ZM193 236H194V235H193ZM206 236H207V235H206ZM219 236H220V235H219ZM243 236H244V235H243ZM249 236H250V235H249ZM8 237H9V236H8ZM8 237H7V238H8ZM17 237H18V236H17ZM61 237H62V236H61ZM64 237H65V236H64ZM68 237H69V236H67L66 238H68ZM71 237H72V236H71ZM75 237H76V236H75ZM86 237H87V236H86ZM97 237H98V235L96 236V240H97ZM99 237H100V236H99ZM110 237H111V236H110ZM110 237H109V238H110ZM116 237H117V238H120L119 236H116ZM126 237H127V236H126ZM155 237H154V239H155ZM172 237H173V236H172ZM174 237H175V235H174ZM180 237H181V236H180ZM186 237H187V236H186ZM229 237H231V236H229ZM252 237H253V236H252ZM10 238H12V237H10ZM23 238H24V237H23ZM27 238H28V237H27ZM38 238H39V237H37V239H38ZM41 238H44V237H41ZM66 238H65V239H66ZM78 238L80 239V236H79ZM84 238H85V237H84ZM90 238H91V237H90ZM93 238H95V237H93ZM93 238H92V239H93ZM114 238H115V237H114ZM114 238L112 237V240H113ZM121 238L123 239V237H121ZM137 238H138V237H137ZM137 238H136V239H137ZM192 238H195V237H192ZM198 238H199V237H198ZM212 238H213V237H212ZM223 238H224V237L222 236V239H223ZM227 238H228V237H227ZM233 238H234V237H233ZM236 238H237V237H236ZM243 238H244V237H243ZM258 238H259V237H258ZM8 239H9V238H8ZM8 239H6V240H8ZM20 239H21V238H20ZM33 239H34V238H33ZM33 239H31L30 241H32ZM102 239H103V238H102ZM125 239H126V238H125ZM130 239H131V238H130ZM130 239L128 238L129 241H130ZM141 239H142V238H141ZM141 239H140V240H141ZM151 239H152V238H151ZM158 239H159V238H158ZM173 239H174V238H173ZM188 239H189V238H188ZM218 239H219V238H218ZM218 239H217V240H218ZM224 239H225V238H224ZM244 239H245V238H244ZM253 239H254V238H253ZM256 239H257V238H256ZM259 239H260V238H259ZM4 240H5V239H4ZM22 240H24V239H22ZM34 240H35V239H34ZM44 240H45V238H44ZM56 240H58V239H56ZM60 240H61V239H60ZM82 240H83V239H82ZM88 240H89V239H88ZM109 240H110V239H109ZM120 240H121V239H119V241H120ZM123 240H124V239H123ZM133 240H134V238H133ZM133 240H132V241H133ZM138 240H139V239H138ZM156 240H157V239H155V241H156ZM167 240L169 241L170 239L167 238ZM250 240H252V239H250ZM8 241H9V240H8ZM11 241H12V240H11ZM16 241H18V244H20V243H19V240H16ZM25 241H26V240H25ZM25 241H24V242H25ZM38 241H39V240H38ZM46 241H47V240H46ZM48 241H49V239H48ZM62 241H64V240H62ZM66 241H67V240H66ZM74 241H75V240H74ZM86 241H87V240H86ZM93 241H94V240H93ZM102 241H103V240H102ZM115 241H116V238H115ZM117 241H118V240H117ZM124 241H125V240H124ZM124 241H123V242H124ZM136 241H137V240H136ZM163 241H164V240H163ZM178 241H179V240H178ZM187 241H188V240H187ZM191 241H193V240H191ZM195 241H196V239H195ZM198 241L201 242V240H199V239H198ZM13 242H14V241H13ZM32 242H33V241H32ZM35 242H36V241H35ZM70 242H71V241H70ZM72 242H73V241H72ZM81 242H82V241H81ZM100 242H101V241H100ZM104 242H105V241H104ZM109 242H110V241H109ZM126 242H127V239H126ZM183 242H184V241H183ZM199 242H198V245L200 244ZM209 242H210V241H209ZM209 242H207V243H209ZM216 242H217V241H216ZM220 242H221V241H220ZM234 242H235V241H234ZM245 242H246V241H245ZM252 242H253V241H252ZM0 243H1V242H0ZM22 243H23V241H22ZM25 243H26V242H25ZM40 243H41V242H40ZM140 243H142V241H140L138 244H140ZM149 243H151V242L149 241ZM155 243H156V242H154V244H155ZM163 243H164V242H163ZM191 243H193V242H191ZM196 243H197V242H196ZM201 243H202V242H201ZM223 243H224V241H223ZM231 243H232V242H231ZM246 243H247V245H248L249 242H246ZM246 243H245V244H246ZM253 243H254V242H253ZM260 243H261V242H260ZM1 244H2V243H1ZM3 244H5V241H4ZM18 244L16 243L17 247H18ZM23 244H24V243H23ZM27 244H28V243H27ZM32 244H33V243H32ZM34 244H35V243H34ZM38 244H39V243H38ZM43 244H44V243H43ZM49 244H50V243H49ZM53 244H54V243H53ZM73 244H74V242H73ZM78 244L81 245L80 243H78ZM86 244L88 245V242H87ZM89 244H91V246H92V243H89ZM93 244H94V243H93ZM102 244H103V243H102ZM106 244H107V245H110L111 243H106ZM117 244H118V243H117ZM122 244H124V243H121V245H122ZM136 244H137V243H136ZM142 244H143V243H142ZM151 244H152V243H151ZM157 244H158V243H157ZM185 244H186V243H185ZM204 244H205V243H204ZM214 244H215V243H214ZM214 244H213V245H214ZM233 244H234V243H233ZM240 244H241V243H240ZM261 244H262V243H261ZM261 244H260V245H261ZM7 245H9V244H7ZM16 245H15V246H16ZM20 245H22V244H20ZM57 245H58V244H57ZM57 245H56V246H57ZM59 245H60V244H59ZM59 245H58V246H59ZM61 245H62V244H61ZM87 245H85V247H86ZM119 245H120V244H119ZM125 245H126V244H124V246H125ZM128 245H129V244H128ZM159 245H161V244H159ZM170 245H171V244H170ZM201 245H202V244H201ZM208 245H209V244H208ZM252 245H253V244H252ZM3 246H4V245H3ZM24 246H25V245H24ZM29 246H30V245H29ZM39 246H41V244H40ZM39 246H38V247H39ZM69 246H70V245H69ZM77 246H78V245H77ZM89 246H90V245H89ZM94 246H95V245H94ZM103 246H104V245H103ZM111 246H112V245H111ZM141 246H142V245H141ZM152 246H154V245H152ZM168 246H169V245H168ZM189 246H190V249L195 247V246H194V247H191L190 244H189ZM231 246H232V244H231ZM239 246H240V245H239ZM239 246H238V247H239ZM254 246H255V245H254ZM7 247H8V246H7ZM30 247H31V246H30ZM61 247H62V246H61ZM65 247H66V246H64L62 249H64ZM75 247H76V245H75ZM78 247H79V246H78ZM109 247H110V246H109ZM134 247H135V246H134ZM142 247H143V246H142ZM161 247H162V246H161ZM200 247H201V246H200ZM200 247H197V249H199ZM211 247H213V246H211ZM221 247H223V246H221ZM224 247H225V246H224ZM245 247H247V246H245ZM250 247H251V246H250ZM258 247H259V246H258ZM20 248H22V247H20ZM20 248H19V249H20ZM24 248H25V247H23V249H24ZM33 248H34V247H33ZM47 248H49V247H47ZM47 248H46V250H47ZM58 248H59V247H58ZM98 248H99V247H97V249H98ZM110 248H113V246L110 247ZM118 248H119V247H118ZM120 248H121V247H120ZM122 248H123V246H122ZM126 248H127V247H126ZM131 248L133 249V247H131ZM137 248H138V246H137ZM146 248H147V247H146ZM157 248H158V247H157ZM163 248H164V247H163ZM168 248H169V247H168ZM185 248H186V247H185ZM207 248H208V247H207ZM254 248H255V247H254ZM259 248H261V247H259ZM262 248H263V247H262ZM1 249H2V248H1ZM8 249H9V248H8ZM11 249H12V248H11ZM19 249H18V250H19ZM26 249H28V248H26ZM52 249H54V248H52ZM65 249H66V248H65ZM76 249H77V248H76ZM80 249H81V248H80ZM83 249H84V248H83ZM83 249H82V250H83ZM91 249H92V248H91ZM124 249H125V248H124ZM138 249H139V248H138ZM138 249H137V250H138ZM149 249H151V248H149ZM170 249H171V248H170ZM210 249H211V248H210ZM214 249H215V248H214ZM214 249H213V250H214ZM263 249H264V248H263ZM2 250H3V249H2ZM2 250H1V251H2ZM4 250H5V249H4ZM4 250H3V251H4ZM13 250H14V249H13ZM46 250L44 249V251H46ZM85 250H86V249H85ZM85 250H84V251H85ZM93 250H94V249H93ZM100 250H101V249H100ZM108 250H109V249H108ZM114 250H116V246H115V249H114ZM135 250H136V249H135ZM137 250H136V252H137ZM175 250H176V249H175ZM183 250H184V248H183ZM186 250H189V249H186ZM205 250H206V249H205ZM221 250H222V249H221ZM223 250H224V249H223ZM240 250H241V249H240ZM243 250H244V249H243ZM255 250H256V249H255ZM26 251H27V250H26ZM28 251H29V250H28ZM28 251H27V252H28ZM37 251H39V250H37ZM40 251H41V250H40ZM49 251H50V250H49ZM53 251H55V250H53ZM53 251H52V252H53ZM56 251H57V250H56ZM65 251H66V250H65ZM72 251H73V250H72ZM80 251H81V250H80ZM86 251H87V250H86ZM86 251H85V252H86ZM102 251H103V250H102ZM120 251H121V250H120ZM138 251H139V250H138ZM144 251H145V250H144ZM170 251H171V250H170ZM184 251H185V250H184ZM191 251H194V250H191ZM224 251H226V250H224ZM251 251H252V250H251ZM253 251H254V250H253ZM259 251H260V250H259ZM262 251H263V250H261V252H262ZM8 252H10V251H8ZM13 252H14V251H13ZM24 252H25V251H24ZM30 252H31V251H30ZM46 252H47V251H46ZM66 252H68V250H67ZM99 252H100V251H99ZM116 252H118V251H115V253H116ZM125 252H126V251H125ZM133 252H134V251H133ZM136 252H135V253H136ZM152 252H153V251H152ZM186 252H188V251H186ZM203 252H205V251H203ZM207 252H208V251H207ZM211 252H212V251H211ZM218 252H219V250H218ZM226 252H227V251H226ZM232 252H233V251H232ZM248 252H249V251H248ZM255 252H256V251H255ZM261 252H260V253H261ZM3 253H4V252H3ZM20 253H21V252H20ZM37 253H38V252H37ZM37 253H36V254H37ZM44 253H45V252H44ZM47 253H48V252H47ZM53 253H54V252H53ZM53 253H52V254H53ZM77 253H78V250H77ZM80 253H81V252H80ZM96 253H97V252H96ZM100 253H101V252H100ZM197 253H198V252H197ZM197 253H196V254H197ZM242 253H243V252H242ZM253 253H254V252H253ZM0 254H1V252H0ZM11 254L13 255V253H11ZM11 254H10V255H11ZM15 254H16V253H15ZM22 254H23V253H22ZM25 254H26V253H25ZM34 254H35V253H34ZM52 254L50 253V255H52ZM54 254H55V253H54ZM84 254H86V253H84ZM89 254H90V253H89ZM104 254H105V253H104ZM107 254H108V253H107ZM111 254H112V253H111ZM116 254H117V253H116ZM121 254H122V253H120V255H121ZM128 254H129V253H128ZM139 254H141V252H139ZM148 254H149V253H148ZM185 254H186V253H185ZM216 254H218V253H214V255H216ZM233 254H235V253H233ZM238 254H239V253H238ZM8 255H9V254H8ZM12 255H11V256H12ZM42 255H43V254H42ZM47 255H48V254H47ZM47 255H46V257H47ZM50 255H49V256H50ZM65 255H66V254H65ZM95 255H96V254H95ZM95 255H94V256H95ZM97 255L100 256L99 254H97ZM97 255H96V256H97ZM113 255H114V254H113ZM131 255H132V254H131ZM171 255H172V254H171ZM175 255H176V254H175ZM202 255H203V254H202ZM254 255H255V254H254ZM26 256H27V255H26ZM32 256H33V255H32ZM34 256H35V255H34ZM43 256H44V255H43ZM43 256H42V257H43ZM52 256H54V255H52ZM68 256H69V254H68ZM72 256H73V255H72ZM75 256H76V255H75ZM77 256H78V255H77ZM77 256H76V257H77ZM85 256H89V255H85ZM102 256H103V255H102ZM106 256H107V255H106ZM106 256H105V257H106ZM111 256H112V255H111ZM128 256H130V255H128ZM128 256H127V257H128ZM140 256H141V255H140ZM150 256H151V255H150ZM163 256H164V255H163ZM165 256H166V255H165ZM183 256H184V258H185V257H187L188 255H186V256L183 255ZM193 256H194V255H193ZM200 256H201V255H200ZM261 256H262V254H261ZM0 257H1V256H0ZM2 257H4V256L2 255ZM8 257L10 258V256H8ZM14 257H15V256H14ZM16 257H17V256H16ZM24 257H25V256H24ZM35 257H37V255H36ZM42 257L40 258V256H39V258H40L41 260H42ZM44 257H45V256H44ZM63 257H64V256H63ZM66 257H67V256H66ZM105 257H102L103 259H102V258H101V259L104 260ZM108 257H109V256H108ZM108 257H107V258H108ZM122 257H124V256H122ZM138 257H139V256H138ZM151 257H152V256H151ZM188 257H189V256H188ZM188 257H187V259H188ZM202 257H204V256H202ZM211 257H212V256H210V258H211ZM237 257H238V256H237ZM240 257H241V256H240ZM262 257H264V256H262ZM17 258H18V257H17ZM33 258H34V257H33ZM47 258H48V257H47ZM61 258H62V257H61ZM67 258H69V257H67ZM72 258H73V257H72ZM87 258H90V256L87 257ZM124 258H125V257H124ZM144 258H145V257H144ZM144 258H143V259H144ZM155 258H156V260H157V257H155ZM184 258H183V259H184ZM189 258H190V257H189ZM205 258H206V257H205ZM212 258H213V257H212ZM212 258H211V259H212ZM214 258H215V257H214ZM257 258H258V257H257ZM12 259L14 260V258H11V260H12ZM26 259H27V258H26ZM31 259H32V258H31ZM62 259H63V258H62ZM116 259H118V258H116ZM141 259H142V258H141ZM165 259H166V258H165ZM178 259H179V258H178ZM178 259H177V260H178ZM197 259H198V258H197ZM218 259H219V258H218ZM227 259H229V258L227 257ZM239 259H240V258H239ZM0 260H1V259H0ZM11 260L9 259V261H11ZM18 260H19V259H18ZM35 260H36V258H35ZM47 260H48V259H47ZM65 260H66V259H64V261H65ZM70 260H71V258H70ZM73 260H74V259H73ZM73 260H72V261H73ZM86 260H88V259H86ZM89 260H90V259H89ZM109 260H110V262H111V259H110V258H109ZM120 260L122 261L121 257H120ZM125 260H126V259H125ZM135 260H136V259H135ZM144 260H146V259H144ZM144 260H143V261H144ZM147 260H148V259H147ZM147 260H146V262H147ZM177 260H176V261H177ZM201 260H202V259H200L199 261H201ZM236 260H237V259H236ZM240 260H241V259H240ZM250 260H251V259H250ZM256 260H257V259H256ZM2 261H3V260H2ZM6 261H7V259H6ZM28 261H29V260H28ZM50 261H51V260H50ZM62 261H63V260H62ZM66 261H67V260H66ZM72 261H71V262H72ZM82 261H83V260H82ZM95 261H96V260H95ZM112 261H114V260H112ZM132 261H134V259H133ZM149 261H150V260H149ZM181 261H182V260H181ZM183 261H185V260H183ZM183 261H182V264H183ZM209 261H210V260H209ZM222 261L225 262V261H226V258H225L224 260H222ZM22 262H23V261H22ZM30 262H31V261H30ZM33 262H34V261H33ZM38 262H39V259H38ZM41 262H42V261H41ZM59 262H60V261H59ZM71 262H70V263H71ZM77 262H78V261H77ZM77 262H76V263H77ZM86 262H87V261H86ZM88 262H89V261H88ZM93 262H94V261H93ZM99 262H100V261H99ZM103 262H105V260H104ZM118 262H120V261H118ZM137 262H138V261H137ZM150 262H151V261H150ZM158 262H159V260H158ZM173 262H175V260H173ZM173 262H172V263H173ZM186 262H187V261H186ZM186 262H184V263L186 264ZM203 262H204V261H203ZM214 262H215V261H214ZM251 262H252V261H251ZM251 262H250V263H251ZM255 262H256V261H255ZM2 263H3V262H2ZM4 263H5V262H4ZM6 263H7V262H6ZM9 263H10V262H9ZM13 263H15V262H13ZM27 263H29V262H27ZM64 263H65V262H64ZM72 263H73V262H72ZM79 263H80V262H79ZM83 263H84V262H83ZM96 263H97V262H96ZM143 263H144V262H143ZM148 263H149V262H148ZM153 263H154V261H153ZM155 263H156V262H155ZM175 263H177V262H175ZM196 263L200 264V262H196ZM196 263H193V264H196ZM222 263H223V262H222ZM226 263H229L228 260H227ZM11 264H12V263H11ZM25 264H26V263H25ZM30 264H31V263H30ZM41 264H42V263H41ZM45 264H46V263H45ZM99 264H101V263H99ZM105 264H106V263H105ZM114 264H116V262H115ZM135 264H137V263L135 262ZM139 264H140V262H139ZM145 264H146V263H145ZM150 264H151V263H150ZM161 264H162V263H161ZM173 264H174V263H173ZM180 264H181V262H180ZM201 264H202V263H201ZM210 264H211V263H210ZM214 264H216V263H214ZM217 264H218V263H217ZM223 264H224V263H223ZM259 264H261V263H259Z\"/></svg>","mask_w":264,"mask_h":264}]
</instances>
